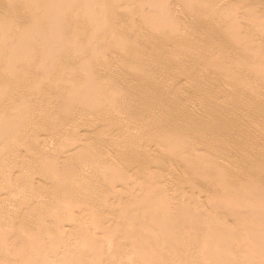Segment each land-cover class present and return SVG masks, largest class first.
<instances>
[{"label": "rangeland", "instance_id": "obj_1", "mask_svg": "<svg viewBox=\"0 0 264 264\" xmlns=\"http://www.w3.org/2000/svg\"><path fill=\"white\" fill-rule=\"evenodd\" d=\"M2 1V4H3V2L5 1V3H7L8 1H10V0H1ZM0 1V2H1ZM24 1V0H23ZM65 1H66V3H65ZM71 0H28V1H24V2H26V4H29L28 6H30L29 7V9H28V6L26 5V4H24L22 1L20 2V0H18V2H19V4H21L20 5V7H22V3H23V9L25 8V6H26V11H27V9H28V12H26L25 10V13H24V11H23V9H21L20 7L18 8V9H16L17 7H18V5L19 4H16V3H11V2H13V0L10 2L11 3V6H12V4H14V5H16L17 7L15 8V7H11L10 5H8V4H10L9 2H8V4L7 5H5V3H4V5H2V4H0L1 6H3V7H1L0 6V24H2L1 25V27H0V32L2 33V35L0 36V38H4V37H6V36H10V32H8V34H7V31H6V33H5V36H4V33H3V31L4 30H2L1 28H3V25L4 26H6V27H8V29L9 28H13L14 30H18L19 28H21L22 27V25H19V24H21L22 22L21 21H23V20H25L24 19V15H22L23 13L25 14V16H30V22L28 21L27 22V20L28 19H26L25 20V23H28V26H29V23H31L30 25L31 26H34L35 27V29L33 30L34 31V33H35V35L33 36V41H35L34 42V44H38V42H39V45H45L46 47H44L42 50H41V46H39V45H36L37 47H38V49L39 50H41L40 52H38V54H36V55H40V56H42L41 58H40V56L38 57V60H37V56L35 55V53H36V51H37V47L36 46H32L31 44H30V42L28 43V44H30V46L32 47L31 48V50H30V48L28 47L29 45H27V43L26 42H23L22 40H20V41H22V43H20L21 45L22 44H24V45H22V46H24L23 48H25V47H27V50H25L24 49V51L25 52H23V54L24 53H26V51L28 52V51H30V52H28L29 54L30 53H34V55H32V54H30V57L28 58L27 57V60H29L28 61V65H27V63H24L25 62V59H24V57H21V52L23 51V49H22V46H20V44H17V43H15V45H16V48H13V49H17V46H18V49H17V51L15 50H13L12 48H10V49H12V50H10V49H7L6 51H5V53H12L13 54V52H19L21 49V52H20V57L18 56V53H14L15 55H17L19 58H20V62H21V58H23V61H22V63L24 64V66L20 63V62H17L15 59V55L13 56L12 54V56H11V58L10 59H13V58H15L14 60L17 62V63H14L13 64V62H15V61H11V60H9V57L7 56V55H9V54H5V55H3L2 54V52H0L1 54V56L3 57V59H2V57L0 56V65L2 66V68L4 67L5 69H6V74H5V72L3 71V73H1L2 71V68L0 67V79L2 78V81H5V79H7V77H11V76H8L7 75V73H9L10 74V72L12 73V71H14V69L12 70V67H14V66H16L15 64H18V63H20L21 65H20V67L17 65V68L19 67V71H20V73H19V75L21 74V75H23L24 73H26L22 68H21V66L24 68L25 66H28L29 68V70H30V72H29V70H28V72L29 73H31L32 74V71L33 70H31L32 68L34 69V67L36 66H39L40 68L42 67H46L47 69H48V72H47V74L48 75H46V76H48L49 77V75H51L52 74V76H53V74H54V76L55 75H57L58 73V71H57V68H58V70H60L61 71V73H60V71H59V73L61 74V76H65V74H68V73H66V72H69V74L67 75V76H65V77H61L60 76V74H58L59 76L58 77H61V79L62 80H64V79H66V80H69V81H71V79H73V77H71V72H73V73H77V75L76 74H73L75 77H74V80H76L74 83H76L77 82V80H78V82L80 81H82L81 80V78H83V77H81V76H85V74H86V77L88 76V73L89 72H93L92 73V75H90L91 76V79H89L90 77H87L88 79H89V82H88V79H86V81H84L83 82V84H81L79 87H77V89H79V91H74V93H75V95H76V98L78 97V96H80L79 97V99L77 100L76 98H75V95H73V98L74 99H76L75 101H77V102H79V100H81V98H82V100L83 101H80L79 103H80V105L76 102V104L77 105H79L78 107H77V105L75 104V102L74 103H72V94L73 93H71L70 94V96L68 95V97H71V99H70V101L69 100H66V101H69L71 104H75V106H71L70 105V103H69V106L66 104V102H65V104L69 107V109L71 108V109H73V107H75L74 109H76L77 108V110H73L74 112L76 111V114H78L79 115V113H77V111L79 112V107H81V106H85L86 104H88V105H90L91 104V106H88L87 105V107H86V111H88L87 112V115H88V113L90 114V111H89V108L91 109V111H92V109H93V107L92 106H94L95 107V109H96V107H102V108H100V109H98V112H99V110H100V112H101V114L102 115H99L100 114V112L98 113V115L100 116V118H98L97 119V116L94 114V112L93 111H95V110H93L92 111V113L96 116V118L95 117H92L91 118V115L93 116V114H91V115H89L90 117H87L85 114H86V112L85 113H83L82 115L84 116H77V115H74V116H77L76 118L77 119H74L73 121H74V123H70V122H72V120L71 119H73V118H75L74 116L72 117L71 116V119H69V118H67V117H70V114L73 112V111H71V109L70 110H67L68 109V107L66 106V108L65 107H63L62 105L61 106H59L60 104H64V102H63V100H62V103H61V101H60V99L59 98H63V96H62V91H63V88H62V85L64 86V88H65V86H66V88H67V86L69 87H71V85H72V83H73V81H71V82H65V83H63L64 81H66V80H64L63 82H60L61 84H59V85H61L60 86V88H61V90L59 91V93H58V91H57V93L58 94H56V92H54V88H56L57 87V85H55L54 84V82H56L55 80H57V77L55 76V78H54V76H53V78H51V79H54V80H51V82L53 81V84L51 83V82H49V83H51V85H52V87L54 86V88H53V90H51L50 91V96H51V93L53 92L54 94L51 96V97H55L54 99H52L51 100V97L49 98V102L48 101H46L47 100V98L49 97L48 95V92H47V89L49 90L50 88H48V84H47V82H46V77H41V79H44L45 80V82H46V84L47 85H45V82H44V80H41V81H43L42 83L45 85V86H47V88L46 87H44V89L46 90V92H47V96L48 97H46V93L44 94V93H42L43 91H42V89H43V86L40 88V86H39V88H40V90L42 91L41 93L42 94H44V96L46 97V98H42V97H40V95H38V97H36V99H38V103H39V101L41 100V98L43 99L42 101H40V102H42V104L41 103H39L40 104V106H39V104L37 103V101H36V103H32L31 101L32 100H36L35 98L34 99H32V97L33 96H35V95H33L32 96V94H34V92H35V90L34 89H36V86H38V80H37V83H35L36 84V86L34 87V89H32L31 88V86L30 85H27L29 82H30V80H32L31 82H30V84L31 85H33V82L39 77V79H40V76L42 75V72L44 71L42 68V72H41V70H39L40 72H41V74L38 72V71H36V73L35 74H37V72L39 73V74H37L38 76H37V78H35L36 77V75H35V77L33 78V79H30L29 81L27 80L26 82H28L27 84H25V86H23L22 87V85H24V84H18L19 83V81L18 80H20V79H18V76H17V78H16V80H14V82L15 81H18V83H16V84H18L19 86L21 85V90H22V97H24L25 95L24 94H26L23 90H25V89H27L28 91H30V89H28V88H31V90H33V92L31 93V92H27V94H29V95H31V96H29V99H28V102L30 101V99H31V101H30V104L32 103V105H30V106H28L29 107V110L27 109V107H26V111H30L31 109L33 110H31L29 113H31L32 112V114L34 115V117H35V119H39L37 116H39L38 114H39V112H41V106H42V108H44V113H43V111H42V114H44L43 115V117L40 119V120H38L37 122L35 121V119H34V121H33V116L31 117L30 115H28V112L27 113H25V110L23 111L22 110V112H21V108L20 107H17L18 108V111H17V109L15 110V109H12L14 106H15V104H14V102L13 101H15V102H17V101H20V100H18V96H16V95H13V94H16V93H13L12 91H16L17 92V88L19 87H16V88H12L11 86H6V91H7V94L6 95H8V92H10V94H9V96L8 97H10V96H12V97H10V98H14L15 97V100L14 99H12L10 102V104H9V102L7 103V106L8 105H10V106H12L13 104H14V106L12 107V108H10L9 106H8V109H9V111H10V109H12L13 111H17V112H19L18 113V115L17 114H15L17 117H18V119L17 118H13V120L14 119H17L16 120V122H17V124L19 125V123H22L21 122V117H24V119H22L23 120V125L25 126V128H26V130L27 129H29V128H32V133H33V131H34V133H33V135H32V133H31V131L30 132H28V131H26V133H27V141H29V142H26V139L24 138V135H26V133H25V130H23L24 131V133L25 134H23V138H24V140L25 141H23V139L21 140H19V138L20 137H22L21 135V133H19V134H17V132L19 131V132H21L20 130H19V128H17L16 126H17V124H15L14 123V121L13 120H11L10 122H12V124L14 125V126H11L10 124H8L9 123V120H8V122H7V124L5 123V125H4V122H3V119H0V121H1V123H0V130L1 131H4L3 133H0V135L2 134H8L9 133V135H3V136H7L8 138L10 137V139H12V137L13 136H15L14 138H15V141L13 142V140H10V139H8V140H4V139H2V138H5V139H7L6 137H3L2 135V138H1V136H0V138H1V141H0V156L2 155V157H3V162H5V163H0V166H2L1 164H4L3 165V168L2 167H0V168H2V169H4L5 167V170L7 169L8 170V172H11V171H13V180H8V179H10V178H12L11 176V173H7L6 171H4V172H6L5 174L4 173H2L3 171L2 170H0V171H2V172H0V173H2V175L4 174V176L6 177H8V174H10L9 176H10V178L8 177V179L6 180V178L4 177H2L3 178V180L5 181H3L2 179H1V175H0V179L2 180V182H1V180H0V186L3 188V190H2V188L0 187V191H2V194H4V193H7L6 195L4 194L3 196H2V194H0V202H1V205H2V207L0 206V212H1V214L2 213H4L5 211H6V209L7 208H9L10 207V209H12V210H16V208H17V211L15 212V210L14 211H12V210H10V209H7V210H10V213H11V211H12V213L13 212H15V213H19V211L20 210H18V208L19 209H21V214L19 213V215L21 216L22 215V213L24 212L25 214H26V212L25 211H32L33 212V214H35L34 216L32 215V212H31V217L30 218H32V217H34L35 219H36V216H37V219L36 220H38V215L37 214H39V215H41V217H43L44 218V221H46V222H43V224L44 225H46L45 223H47V226L49 227L50 226V228L49 229H51V232L53 231V230H56V229H58V228H56V229H52V227H54V220H55V215H54V217H53V212H51V208H49V206H50V204H52V203H50V202H52V200H55L54 198H59V197H61V192H59L58 190V188H59V186L57 185L56 186V183L55 182H52V181H55V180H53L52 178H51V176H56V177H58L59 175L58 174H61V175H64L65 174V172H66V169H65V163L63 162V160H66L65 162L66 163H68L69 165L70 164H72V162L74 161V164H75V170L77 171H75L74 172V169H72L71 171L72 172H69L68 171V173H67V175H70V178H69V176H68V178H66L67 176H66V174H65V178H66V180H68L69 179V181H71L70 183H71V186H69L68 185V188L65 190V191H63L64 192V194L65 195H63V196H67L68 194H70V193H67V195H66V192H67V190H69V188L70 187H72L71 188V190L72 189H74V187L75 186H77V187H75V190L76 191H78V194H76L75 193V190H73V194H75V195H77V196H75V195H73L74 196V198L75 199H73V200H71L72 202L74 201V203H79V205L77 206L76 204H75V206H77V209L75 208V211H74V204L73 205H71L72 206V211H73V215L75 216V218H74V220L75 219H78V217H79V220H80V216H82L81 218V220H84V221H79V220H77L78 222L76 223V221H75V223L78 225V224H80V225H78L76 228H78L79 226H81L82 224H84L83 226H81V227H79L78 229L80 230V232H83V234L85 235V233H84V226H85V228L87 229V230H85V232L87 233V231L88 230H90V232L88 231V233H89V235L91 234L92 235V237L91 236H88L87 238H84L83 240L86 242V245H85V248H84V250L82 251V248H81V251H79V247H81L79 244H81V243H79L80 241V238H81V234H78V233H76V231L78 232V230H76L75 228V232H72L71 234L68 232L69 230H71V231H73L74 229L72 228H70V229H68L69 228V226H72V225H75V223L73 224L72 222V225H69V224H71V223H69L68 224V222H66V221H68L67 219L64 221L62 218H59V219H62L64 222H65V225H62V223H63V221H61V220H59V224H60V221L62 222L59 226H60V228L59 229H61V227L62 226H65V227H63V229H64V231H66V230H68V231H66V233L64 234L66 237H64V235H63V229H62V232H61V234H58V235H56V233L53 231L52 233L50 232V231H47V233H45V231L43 230V228L44 229H47L45 226L43 227V228H41V227H39L40 225H42V224H38V223H40V222H42L40 219H42L41 217H40V221L37 223L36 222V224H34L35 222H33V220L32 219H30V222H29V224L31 223L32 224V228H35L36 227V225H39L38 227L40 228L39 230H40V235L38 236V227H36L37 228V230H36V228H35V230L37 231V236L36 237H38V239H36L35 238V241L34 242H32L31 243V250H32V253H33V251L34 250H36L37 252H39V250H40V252L38 253V255H44V254H42L41 252H43V253H45L47 250V248L49 249V247H51L52 245V248L54 247V249L56 248V247H61V249L59 250V254H61V251H63L65 248V245H67V248L69 247L68 246V244L69 245H71L70 246V248H73V249H76V246L78 247L77 249H78V251H74L73 249V251L77 254V252L79 253L78 254V256H77V258L78 257H81V259H82V257H84L85 258V256H86V260H87V264H90V263H92V258L91 257H98V255H97V253L94 255H92V253H89L90 252V250L92 249V248H90V250H89V245H90V242H91V240H93V238H94V236L97 238V239H95V241L97 242L96 244H95V247L97 246V244H99V242L100 241H98V238H100V237H97V236H100V234H102V232H104V234L105 233H107V235H108V238L106 237V238H104V239H102V238H100V240L102 239V240H104V242H103V244H100V245H102L103 247H101V246H99L98 245V247H100V248H98L97 249V247L95 248L94 247V245H93V247L95 248H93L94 249V251L96 250V252H98V251H100V253L98 252V254H100L99 256L100 257H98V259H100V260H98V261H101L102 262V260L101 259H103L104 261H103V263L102 264H104V262L106 263V261L108 260L109 262V264H111L110 262H112L114 259H113V256H117L118 254H120V253H122V251H118V250H125V251H127V252H125V253H123V254H121L122 256L124 255V254H132L131 256H133V258L135 259H132V260H130L132 257H129V260L130 261H128V259L125 257V256H123V260H125V261H127L126 263L128 264V263H130V264H132V263H134L135 262V264H137L136 262H138V264L139 263H141V264H163L162 263V261H164L165 260V258H166V262H165V264H264V240L262 239V243H261V239L259 238V237H261V238H264V236H263V233H264V223H261L260 224V220H264V219H262V217H264L263 215H264V205H263V202H264V199H262V197L264 198V196H263V191H264V177H262V172L260 171L261 169H260V166L263 168L262 169V171L264 170V121H262V120H264V65H263V63H264V0H92V2H86V0H74V4L75 5H73V0L70 2ZM88 1V0H87ZM16 2H17V0H16ZM70 2V3H69ZM66 5V6H65ZM5 6H8V8L6 9V7ZM74 6V7H73ZM5 7V8H4ZM67 7V8H66ZM68 7H69V9H68ZM30 8H31V10H30ZM72 8V9H71ZM9 9H11V10H9ZM22 10L23 12H22V14H21V11L19 12L18 11V17H17V14L15 13L16 11L15 10ZM8 10V11H7ZM29 10H30V15L28 14L29 13ZM67 10V11H66ZM68 10H70L71 12H69V14L67 13L68 12ZM13 13L14 11V13L16 14V17H15V15L13 14V18H16V20H13L14 22H10V20H9V17H11L10 16V14H11V12ZM58 11H60V16H62V15H65V16H63V18H61V17H59L58 16V14H59V12ZM65 11H66V14H68L67 16H66V14H63V13H65ZM9 12H10V14H9ZM62 12V13H61ZM87 12V14L89 13V15H87V14H84V13H86ZM100 12H102L103 13V15H102V13H101V16L99 15L100 14ZM28 15H27V14ZM23 16V18H21L20 19V17L21 16ZM91 15V16H90ZM98 15V16H97ZM189 15V16H188ZM194 15V16H193ZM196 16V17H195ZM98 17V18H97ZM99 17L101 18V17H103L102 19H99ZM194 17V18H193ZM12 18V17H11ZM10 18V19H11ZM189 18V19H188ZM53 20L54 22L53 23H55V24H53V23H49V21L50 20ZM97 19L99 20V22L97 21ZM195 19V20H194ZM200 20V21H198V20ZM211 19V20H210ZM220 19V20H219ZM100 20H102V21H100ZM202 20V21H201ZM12 21V20H11ZM210 21V22H209ZM199 22V23H198ZM202 22V23H201ZM194 23V24H193ZM23 24V23H22ZM51 24V25H50ZM191 24V25H190ZM196 24H198V25H196ZM20 27H19V26ZM27 25V24H26ZM26 25H25V28H26ZM56 26V28L55 27H53V26ZM205 25V26H204ZM208 25V26H207ZM210 25V26H209ZM27 26V28H29ZM49 26H52V27H49ZM58 26V27H57ZM62 26V30L63 29H65V30H61V28L60 27ZM200 26V27H199ZM6 27H4V29L6 28ZM64 27V28H63ZM24 28V27H23ZM27 28H26V32H25V29H24V31H22V29H21V31L22 32H25V33H27L28 32V30H27ZM32 28V27H31ZM30 28V29H31ZM37 28H38V30H37ZM198 28V29H197ZM220 28V29H219ZM225 28H226V32H228L227 34H225L226 32L224 31L225 30ZM7 28L5 29V30H8ZM10 29V30H11ZM30 29H29V32L31 33H33V31H30ZM213 29V31H211ZM223 29V30H222ZM13 30V31H14ZM32 30V29H31ZM202 30V31H201ZM9 31V30H8ZM12 31V32H13ZM18 31H20V29L18 30ZM40 31V32H39ZM232 31V32H231ZM5 32V31H4ZM12 32H11V35H12ZM220 32V33H219ZM223 32H225V33H223ZM14 33H16L15 31H14ZM13 33V35L11 36V38L15 35V37H17L16 35L17 34H14ZM24 33V34H25ZM29 33V34H30ZM61 33V34H60ZM74 33V34H73ZM200 33V34H199ZM217 33V34H216ZM7 34V35H6ZM19 34V33H18ZM23 34V35H24ZM57 34H59V35H57ZM172 34V35H171ZM179 34V35H178ZM183 34V35H182ZM222 34V35H221ZM237 34V35H236ZM33 35V34H32ZM55 35H57V38L59 39V41L62 39L63 41H61V44L62 45H60V44H58V45H60L59 46V49H58V45H56V43L55 42H58V40H57V38H55L56 39V41L53 39L54 37H55ZM60 35H61V39L59 38L60 37ZM72 35H76V39H75V37L74 36H72ZM168 35V36H167ZM178 37H177V36ZM189 35V36H188ZM225 37H224V36ZM235 35V36H234ZM19 36V35H18ZM24 36H26V35H24ZM24 36H22V37H24ZM28 34H27V38H28ZM59 36V37H58ZM191 36V37H190ZM193 36V37H192ZM223 36V37H222ZM14 37V38H15ZM26 37H25V39H26ZM74 37V38H73ZM174 37V38H173ZM185 37V38H184ZM236 37V38H235ZM239 37H241V38H239ZM0 39V41H3L4 40V42H5V38L4 39ZM19 38V37H18ZM20 38H21V34H20ZM29 38H31V40H32V36L30 37L29 36ZM47 40V38H49V39H51L52 38V40H47L48 42H52L53 40L55 41L54 43H55V45H52V44H54V43H51V49L47 46V45H50L49 43H45L46 41L44 40ZM168 38V39H167ZM169 38H170V40H169ZM182 38V39H181ZM187 38V39H186ZM215 38V39H214ZM230 38V39H229ZM9 39V38H8ZM13 39V38H12ZM22 39H24V38H22ZM41 39H43V41H45L44 43L45 44H43V42H40L41 41ZM172 39V40H171ZM218 39V40H217ZM7 40V39H6ZM11 40V39H10ZM13 40H15L16 41V38L15 39H13ZM13 40H11V42H14ZM30 40V39H29ZM160 40H165V41H160ZM183 40V41H182ZM186 40V41H185ZM189 40V41H188ZM194 40V41H193ZM196 40H197V43H196ZM231 40V41H230ZM237 40V41H236ZM9 41V40H8ZM7 41V42H8ZM25 41V40H24ZM26 41H28V39H26ZM32 41V42H33ZM186 43H185V42ZM215 41V42H214ZM235 41V42H234ZM4 42H2V44L4 43ZM5 42V44H6V46H7V44L8 43H11V42ZM31 42V43H32ZM37 42V43H36ZM64 43V45H63V43ZM219 42V43H218ZM227 42H228V44H227ZM18 43H19V41H18ZM42 43V44H41ZM59 43V42H58ZM177 43V44H176ZM181 43V44H180ZM211 43H213L212 45H211ZM215 43L217 44V45H215ZM14 43H12L11 45H13ZM47 44V45H46ZM187 44V45H186ZM190 44H191V46H190ZM232 44V45H231ZM0 45H1V42H0ZM10 45V44H9ZM8 45V46H9ZM10 45V46H11ZM65 45H67V46H65ZM176 45V46H175ZM189 45V46H188ZM215 45V47H211V46H214ZM227 45V46H226ZM237 45V47H235ZM240 45H241V47H240ZM2 47L4 46L5 47V45L3 44V45H1ZM0 46V48L2 49V47ZM7 46V47H8ZM42 46V47H43ZM53 46V47H52ZM62 46H63V48H64V46H65V49H71L72 48V51H70V52H72V54H71V56L72 57H74L73 55H75V57L74 58H76L77 59V56H79V55H77L76 56V54H73V52H76L75 50H74V48L76 49H78V50H80V49H82V51L84 50L85 52H84V54H85V56L83 57L82 56V54L80 55V56H82V60H84L86 63V65H88V68H86L85 70H84V68L85 67H87L86 65H85V67L83 68V70L85 71V73H84V75H80V74H82L84 71H81L82 69L79 67V66H81L82 64L79 62V65L77 64L78 63V61H74L72 58H70L71 56H70V54L68 55L67 53H69V51H64V49L62 48ZM72 46V47H71ZM168 46V47H167ZM187 46V47H186ZM228 46H229V48H228ZM3 47V48H4ZM13 47H15L14 45H13ZM35 47V48H34ZM56 48V49H58L59 50V52H58V50H55V52H58V53H61V51H64V53H66V54H56L55 52H53L54 51V49L53 48ZM68 47H70V48H68ZM74 47V48H73ZM228 48V49H226V48ZM234 47V48H233ZM242 47H243V49H242ZM6 48V47H5ZM5 48H4V50H5ZM21 48V49H20ZM28 48H29V50H28ZM34 48V49H33ZM60 48H62V49H60ZM199 48V49H198ZM213 48V49H212ZM241 48V49H240ZM246 48L248 49V50H246ZM20 49V50H19ZM35 49H36V51H35ZM161 49V50H160ZM176 49V50H175ZM196 49H198V50H196ZM211 49V50H210ZM231 49V50H230ZM238 49H240V50H238ZM3 50V49H2ZM1 50V51H2ZM8 50H10L9 52H8ZM61 50V51H60ZM74 50V51H73ZM227 50V51H226ZM81 51V50H80ZM169 51V52H168ZM173 51V52H172ZM196 51H197V53H196ZM205 51V52H204ZM209 51V52H208ZM223 51H226V52H223ZM233 51H234V53H233ZM236 51V52H235ZM78 52V51H77ZM185 52V54H183ZM240 52V55H237L238 53ZM243 52L245 53V54H243ZM55 53V54H54ZM63 53V52H62ZM83 53V52H82ZM203 53V54H202ZM206 53V54H205ZM222 53V54H221ZM230 53V54H229ZM247 53H248V55H247ZM250 53V54H249ZM252 53L254 54V55H252ZM22 54V55H23ZM27 54V53H26ZM78 54H79V52H78ZM167 54V55H166ZM234 54V55H233ZM59 55H61V58L59 57ZM62 55H65L66 56V58L68 59V56H70L69 57V61H70V59H71V61L70 62H72V60H73V62L72 63H70L69 61H67V60H65L64 58H62ZM202 55H204V56H206V57H203ZM223 55V56H222ZM227 55V56H226ZM237 57H239L240 56V58H237ZM241 55H243L244 57H246V58H244L243 59V57L241 56ZM263 55V56H262ZM4 56H7V58H8V60H5V59H7L6 57H4ZM24 56V55H23ZM33 58H35V61H34V59H32V57ZM235 56V57H234ZM253 56H255V58L257 59L258 57V60H260V62L257 60H254L255 58L253 57ZM257 56V57H256ZM261 56H262V58H261ZM17 57V59H19ZM26 57V56H25ZM222 57V58H221ZM242 57V58H241ZM30 58L32 59V60H30ZM39 58L41 59V60H39ZM84 58V59H83ZM170 58V59H169ZM206 58H207V60H206ZM224 58H226V59H224ZM253 60H252V59ZM65 61H64V60ZM75 59V60H76ZM78 59H80V58H78ZM203 59H205L206 60V62H205V60H203ZM210 61H209V60ZM224 59V60H223ZM240 61H239V60ZM246 59V60H245ZM26 60V61H27ZM81 60V59H80ZM79 60V61H80ZM172 60H173V62H172ZM227 60H229V62L227 61ZM245 60V61H244ZM242 61V62H241ZM243 61L244 62H246V63H243ZM74 62H76V65H74ZM212 62H214V63H212V65H211V63ZM239 62H241V63H239ZM251 62V64H249ZM256 62V63H255ZM259 64H258V63ZM208 65H207V64ZM217 63V64H216ZM57 64H59L58 66H57ZM81 64V65H80ZM210 64V65H209ZM215 64V65H214ZM244 64V65H243ZM254 64H256L257 65V67H256V65L254 66ZM12 65H14V66H12ZM77 65H78V67H77ZM84 65V64H83ZM82 65V66H83ZM173 67H172V66ZM219 65V66H218ZM261 65V68L262 69H260L259 68V66ZM263 65V66H262ZM12 66V67H11ZM55 66H57L56 68H55ZM61 66V67H60ZM170 66V67H169ZM209 66V67H208ZM213 67V68H217V70L216 69H213V68H211V67ZM252 66V67H251ZM39 67H37V68H39ZM59 67L61 68V69H59ZM185 67V68H184ZM224 67V68H223ZM247 67V68H246ZM3 68V69H4ZM15 68V67H14ZM16 68V69H17ZM20 68L23 70V74L21 73V70H20ZM37 68H35L36 70H37ZM45 68V71H47V69ZM53 68H54V70L56 71V72H54L53 71ZM62 68H63V71L64 70H66V72H64V75H62ZM78 68H80V69H78ZM209 68V69H208ZM220 70H219V69ZM230 68H232V70L234 71H232V70H230ZM234 68H235V70H234ZM4 69V70H5ZM185 69V70H184ZM191 69V70H190ZM226 69V70H225ZM228 69V70H227ZM8 70H10V72H8ZM15 71V72H13V73H15V74H17L19 71ZM26 70H27V68H26ZM79 70L81 71V73H79V75H78V72H79ZM204 70V71H203ZM219 70V71H218ZM224 70V71H223ZM45 71H44V73H45ZM221 71H223V72H225V73H223V72H221ZM227 71V72H226ZM255 71V72H254ZM17 72V73H16ZM34 72H35V70H34ZM34 72H33V74L32 75H34ZM88 72V73H87ZM104 72H106V74L104 73ZM117 72V73H116ZM126 72V73H125ZM137 74H136V73ZM186 72H187V74H186ZM190 72V73H189ZM241 72H243V73H241ZM249 72V74H247ZM255 73V74H253V73ZM256 72H258V73H256ZM12 73V75H14V77H16L15 76V74H13ZM51 73V74H50ZM100 73V74H99ZM108 73H110L108 76H106ZM114 75H113V74ZM122 73H124V74H122ZM128 73V74H127ZM179 73V74H178ZM188 73L191 75V76H193V75H196V76H193L194 78H192L191 76L189 77V76H187L188 75ZM191 73H194V74H191ZM219 73V74H218ZM228 73V74H227ZM239 73V76H241L242 74V76L239 78V76L237 75ZM7 75V77L5 76V75ZM99 74V75H98ZM104 74H105V76H104ZM142 74V86H141V83H139V81L141 82V80H139V81H136V77L138 76L139 78H141V75ZM221 74V75H220ZM225 74V75H224ZM227 74V75H226ZM241 74V75H240ZM246 74V75H245ZM253 74V75H252ZM11 75V74H10ZM19 76V77H21V81L22 82H25L24 81V77H26L25 76V74H24V77L23 76ZM27 75H30V74H27ZM32 75H30V76H32ZM44 76H45V74H43ZM102 75V76H101ZM122 75V77H120ZM132 75V76H131ZM218 75H220V76H218ZM231 75V76H230ZM233 75H235V76H233ZM257 75V77H255ZM263 77H262V76ZM76 76H79L80 78L78 79V77L76 78ZM100 76H101V79H100V81H101V83H103V84H105V85H103V84H101L99 81V87H95L96 85H98V84H96V83H98V82H96L97 80H99V78H100ZM109 76H110V78H109ZM127 76H128V78H127ZM228 76V77H227ZM238 76V77H237ZM248 76V77H247ZM249 76H251V77H249ZM255 77V78H253V77ZM5 77V78H4ZM13 77V78H14ZM23 77V78H22ZM33 77V76H32ZM32 77H29V78H32ZM48 77H47V80H48ZM71 77V78H70ZM145 77V78H144ZM166 77V78H165ZM189 77V78H188ZM224 77V78H223ZM227 77V78H226ZM230 77H232V78H230ZM235 77H237V78H235ZM244 77H246V78H244ZM261 77V78H260ZM3 78H4V80H3ZM26 78H28V76L26 77ZM28 78V79H29ZM85 78V77H84ZM94 78V79H93ZM98 78V79H97ZM109 80H108V79ZM113 78H115V79H113ZM129 78H131V79H129ZM138 78V79H139ZM187 78H188V80H187ZM190 78H192V79H190ZM198 78V79H197ZM218 78H220V79H218ZM222 78V79H221ZM250 78V79H249ZM254 79V81H256V80H259V81H256V82H254V81H252V79ZM257 78V79H256ZM263 78V79H262ZM15 79V78H14ZM18 79V80H17ZM23 79V80H22ZM59 79V78H58ZM92 79H93V81L94 82H92ZM190 79V80H189ZM194 79H196V81L194 80ZM224 79V80H223ZM227 79V80H226ZM234 79V80H233ZM242 79H245V82H244V80H242ZM249 79V80H248ZM260 79H262V80H260ZM8 80H12V77H11V79H8ZM7 80V81H8ZM34 80V81H33ZM50 80H48V81H50ZM117 80H118V84H117ZM122 80V81H121ZM135 80V81H134ZM200 80V81H199ZM216 80V81H215ZM236 80V81H235ZM239 80V81H238ZM243 82H242V81ZM247 80L250 82H247ZM13 81V80H12ZM10 82L9 84H11V83H13V82ZM20 81V83H22ZM40 81V82H41ZM114 81V82H113ZM126 81V82H125ZM192 81V82H191ZM199 81V82H198ZM220 83H219V82ZM222 81V82H221ZM262 81H263V83H262ZM36 82V81H35ZM77 82V83H78ZM91 82V83H90ZM96 82V83H95ZM109 82H111V83H109ZM124 82V83H123ZM133 82V83H132ZM137 82V83H136ZM228 84H226V83ZM234 82V83H233ZM236 82V83H235ZM8 83V82H7ZM42 83H39V84H42ZM58 83V82H57ZM56 83V84H57ZM76 83V84H77ZM92 83H94V84H92ZM109 83V84H108ZM197 83H199V84H197ZM206 83V84H205ZM211 83V84H210ZM216 83V84H215ZM222 83V84H221ZM239 83V84H238ZM244 83H246V84H244ZM254 83V84H253ZM259 83V84H258ZM262 83V84H261ZM4 84V82H2V85ZM9 84H6V82H5V85H9ZM15 83H13L12 84V86L13 87H15V86H17ZM34 84V85H35ZM76 84H73L72 86L74 87ZM90 85V87H88L87 85ZM115 84H116V86H115ZM124 84V85H123ZM135 84L137 85V84H140V85H138V88L139 89H136L137 88V86L135 87ZM159 84V85H158ZM193 84H195V85H193ZM215 84V85H214ZM225 84V85H224ZM241 84V85H240ZM258 84V85H257ZM4 85V86H5ZM50 85V86H51ZM77 85H79V84H77ZM76 85V86H77ZM84 85H86L87 87L86 88H84V90L86 91L85 92V95H88L89 96V94L91 95V97H92V94L91 93H89V91H91L92 92V90L94 89V92H93V97L92 98H96V100H94L93 102H94V104L92 105V103H90L93 99H91V97H90V99H88L87 97L88 96H85V95H83L82 94V91H84L83 90V87H84ZM93 85H95V86H93ZM129 85L131 86V88L129 87ZM134 85V86H133ZM148 85V86H147ZM221 85V86H220ZM251 85H253L252 87H251ZM1 86V85H0ZM27 86H29L28 88H25V87H27ZM49 86V87H50ZM56 86V87H55ZM93 86V87H92ZM106 86L107 87V89L106 88H104V87ZM115 86V87H114ZM162 86V87H161ZM209 86V87H208ZM225 86V87H224ZM229 86V87H228ZM233 86V87H232ZM235 86H236V88H235ZM238 86V87H237ZM244 86V87H243ZM52 87H51V89H52ZM111 89V90H109V92L110 91H112V96L111 97H115L113 100H112V98H109V93H108V89L109 88ZM120 87V88H119ZM128 87V88H127ZM147 87V88H146ZM196 87V88H195ZM198 87H199V89H198ZM201 87V88H200ZM243 87V88H242ZM246 87V88H245ZM250 87V88H249ZM2 88V90H3V87H1ZM65 88V89H66ZM82 88V89H81ZM98 88H101V89H99L100 91L104 88V90L105 91H107V93L104 91V90H102L103 92H100L99 90L98 91H96V89H98ZM130 88V89H129ZM144 90H143V89ZM149 88V89H148ZM165 88V89H164ZM238 88V89H237ZM240 88V89H239ZM245 88V89H244ZM255 88V89H254ZM5 89V88H4ZM16 89V90H15ZM58 89H59V86H58ZM64 89V90H65ZM91 89V90H90ZM140 89H141V91H140ZM153 91H152V90ZM155 89V90H154ZM163 89V90H162ZM237 90V91H235V90ZM252 89V90H251ZM263 89V90H262ZM2 90L0 91V93L2 92ZM67 90H69V89H66L65 91H64V93H63V95H64V99H65V97H67L65 94V92H68ZM75 90V89H74ZM135 90H137V92H135V94H138V92L139 93H141L142 92V90L143 91H148V92H146L147 93V95H145L146 93L145 92H143V93H141V95L140 94H138V96H141L140 98H139V100L140 99H143V100H140V101H142V103L141 104H143V105H140V103H139V105L137 106L136 104L139 102V101H136V100H138L137 99V95H134V91ZM162 90V91H161ZM206 90V91H205ZM211 90V91H210ZM221 90V91H220ZM233 90V91H232ZM251 92H250V91ZM256 92V94H254L255 92ZM4 91V90H3ZM19 92L18 93H20V90H18ZM38 90L36 89V92H37ZM70 92H72V90H71V88H70V90H69ZM88 91V92H87ZM126 91V92H125ZM155 91V92H154ZM202 91V92H201ZM227 91V92H226ZM230 91V92H229ZM235 91V92H234ZM23 92H24V94H23ZM36 92H35V94H36ZM61 92V93H60ZM79 92V93H78ZM95 92H97L96 94H95ZM105 92V93H104ZM117 93V94H115V93ZM129 94H128V93ZM132 92H133V94H132ZM152 92H154V94L152 93ZM157 92V93H156ZM167 92V93H166ZM208 92V93H207ZM221 92V93H220ZM233 92V93H232ZM238 92V93H237ZM241 92V93H240ZM11 93H12V95H11ZM39 92H37V94H38ZM69 93V92H68ZM88 93V94H87ZM100 95H99V94ZM104 93V95H102ZM150 93H151V95H150ZM226 93V94H225ZM37 94H36V96H37ZM40 94V93H39ZM77 94H78V96H77ZM113 94H115V96L113 95ZM126 94H127V96H126ZM145 95V97H144V95ZM222 94V95H221ZM225 94V95H224ZM235 94H236V96H235ZM244 94V95H243ZM17 95H19V94H17ZM24 95V96H23ZM59 97H58V96ZM60 95H61V97H60ZM85 96L86 98H83V96ZM119 95H120V97H119ZM131 95V96H130ZM224 95V96H223ZM255 95V96H254ZM2 96V95H1ZM0 96V98H3V96H4V94H3V96L1 97ZM43 96V95H42ZM98 98H97V97ZM104 96H105V98H106V96H108V98L107 99H105L104 98ZM117 96V97H116ZM151 98H150V97ZM158 98H157V97ZM229 96V97H228ZM232 96H234V97H232ZM240 96V97H239ZM241 96H244V97H241ZM5 98H7V96H4ZM67 97V98H68ZM129 97H130V99H129ZM133 97H135L136 98V100H135V102L133 103L132 101H134V99H132ZM167 97V98H166ZM218 97V99H216ZM226 97V98H225ZM236 97V98H235ZM246 97V98H245ZM253 97V98H252ZM255 97H257V98H255ZM260 99H259V98ZM262 97V98H261ZM10 98H9V100H10ZM19 98H21L20 96H19ZM26 98V97H25ZM28 98V97H27ZM27 98L25 99V100H27ZM120 98H121V100H120ZM126 98V99H125ZM128 98V99H127ZM164 98V99H163ZM166 98V99H165ZM175 98V99H174ZM225 98V99H224ZM233 98V99H232ZM249 98V99H248ZM250 98H252V99H250ZM46 99V100H45ZM86 99V100H85ZM88 99V100H87ZM105 99V100H104ZM119 99V100H118ZM123 99H125V100H127V102L125 101V100H123ZM145 99V100H144ZM242 99V100H241ZM247 99V100H246ZM258 99H259V102H257L258 101ZM2 100V102H5L6 103V101L4 100V99H1ZM0 100V101H1ZM59 100L60 101V103H59V101L57 102V101ZM91 100V101H90ZM100 100V101H99ZM101 100H102V102H101ZM104 100V101H103ZM107 100V102H105ZM109 100H110V102H109ZM115 100H117L116 102H115ZM146 100H148V101H146ZM165 100V101H164ZM166 100H167V102H166ZM169 100H171L172 102H173V104H172V102L171 101H169ZM211 100V101H210ZM219 100V101H218ZM227 100V101H226ZM233 100H235V101H233ZM239 100V101H238ZM251 100H252V102H251ZM262 100V101H261ZM7 101H8V98H7ZM24 101V100H23ZM22 101V102H23ZM51 101H56L57 102V106L60 108V107H63V108H65L67 111H68V113L67 114H69V111H71V113L69 114V116H67L65 113V116H67V117H64L62 114H63V112H60V111H62V109L59 111V113H60V115H59V113H57V112H55L54 110H52V109H55L57 106H54V108H53V103H51ZM85 101V102H84ZM90 101V102H89ZM95 101H96V103H98L99 105H97V106H95ZM100 103H99V102ZM113 101V102H112ZM128 101H130V102H128ZM147 103H146V102ZM223 101V102H222ZM229 101V102H228ZM245 101V102H244ZM254 101V102H253ZM27 102V101H26ZM45 102V104H43ZM46 102H48V104L49 105H51L52 107H48L49 105L47 104V108H49V109H51V110H48V109H46ZM83 102H84V104H83ZM118 102V103H117ZM144 102V103H143ZM163 102H165L166 103V105H167V103H169V105L168 106H166ZM171 102V103H170ZM176 102V103H175ZM219 102V103H218ZM222 102V103H221ZM233 102V103H232ZM241 102H243V103H241ZM258 104H257V103ZM24 103V102H23ZM68 103V102H67ZM104 103V104H103ZM113 103V104H112ZM125 103V104H124ZM127 103V104H126ZM210 103V104H209ZM214 103V104H213ZM217 103V104H216ZM220 103H221V105H220ZM236 103V104H235ZM2 104V103H1ZM17 104V103H16ZM59 104V105H58ZM81 104H83V105H81ZM101 104V105H100ZM128 104H131L130 106L128 105ZM134 104L136 105V106H134ZM146 104V105H145ZM161 104V105H160ZM172 104V105H171ZM222 104H224V105H222ZM231 104V105H230ZM233 104V105H232ZM238 104V105H237ZM239 104H241V105H239ZM248 104V105H247ZM3 105H5V107H6V109H7V106H6V104H2V106ZM19 104H17V106H18ZM44 105V106H43ZM166 106V108L165 109H169L168 111H166V110H164V108H163V106ZM175 106V108H174V106ZM256 105V106H255ZM261 105V106H260ZM19 106H21V107H23V105H22V103H20V105ZM25 106H26V103H25ZM24 106V107H25ZM65 106V105H64ZM71 106V107H70ZM129 106V107H128ZM131 106H132V108H131ZM164 106V107H165ZM173 106V107H172ZM233 106H234V108H233ZM57 107V108H58ZM85 107H84V110H85ZM139 107V108H138ZM162 107V108H161ZM169 107V108H168ZM176 107L178 108V110H176ZM212 107V108H211ZM221 107V108H220ZM235 107H237L236 108V110H234L235 109ZM240 107V108H239ZM244 109H243V108ZM245 107L247 108V109H245ZM3 108H4V106L1 108L0 107V109L1 110H3ZM15 108V107H14ZM58 108V109H59ZM79 108V109H78ZM139 110H138V109ZM172 108H174L173 110H172V112L174 113L175 112V114L176 115H174L172 112H170V110ZM210 108V109H209ZM214 108H216L215 109V111H217V112H215V113H213L212 114V112H214ZM223 108V109H222ZM229 108H231V109H229ZM242 108V109H241ZM258 108H259V110H258ZM7 109V110H8ZM25 109V108H24ZM45 109H46V111H45ZM64 109V110H65ZM159 109V110H158ZM180 109V110H179ZM210 111V113L208 112V110ZM213 109V110H212ZM0 110V111H1ZM5 110V109H4ZM7 110H5V112H8ZM65 110V111H66ZM82 110H83V108H82ZM81 110V111H82ZM83 110V111H84ZM108 110V111H107ZM128 110V111H127ZM136 110L138 111V114L136 113ZM183 112H182V111ZM240 110V111H239ZM241 110H243L244 111V113H243V111H241ZM248 110V111H247ZM49 111H53V113H51V112H48ZM58 111V110H57ZM64 111V112H65ZM66 111V112H67ZM81 111H80V115H81ZM96 111H97V109H96ZM109 111L111 112V113H109ZM141 111H142V114H140L141 113ZM178 111L180 112V114L178 113ZM187 111V112H186ZM203 111H204V113H203ZM212 111V112H211ZM221 111V112H220ZM228 111H229V113H228ZM240 113H239V112ZM251 113H250V112ZM255 111V112H254ZM36 112H38V113H35ZM56 114H55V113ZM73 112V113H74ZM121 112V113H120ZM123 112V113H122ZM140 112V113H139ZM152 112V113H151ZM165 112V113H164ZM219 112V113H218ZM0 113H2V111L0 112ZM22 113V114H21ZM96 113V112H95ZM106 113V114H105ZM116 113V114H115ZM135 113V114H134ZM147 113V114H146ZM170 113H172V115L174 116V117H176V119L177 120H175V118H173V116H172V120H173V122H179V121H181V123L180 124H182V127H180L181 125L177 122V124H179V126L177 125V124H175V123H173V124H175V125H173L172 124V126H176L174 129H172V126H169V125H171V123H170V121H172L171 120V118H170ZM183 113H185V114H183ZM224 113V114H223ZM227 113V114H226ZM236 113V114H235ZM243 113V114H242ZM2 114H4V113H2ZM8 115V113H5V115ZM9 114L10 115H12V114H14V113H10L9 112ZM22 116H21V115ZM41 114V115H42ZM51 114H55V115H57L58 117H60L61 115L66 119V122L65 123H63L64 122V118H62V121L60 120L61 118H58V117H54V116H52V117H54V118H52V117H50V115ZM136 114L138 115V116H136ZM169 114V115H168ZM177 114H178V118H177ZM183 114V115H182ZM187 114V115H186ZM190 114H192V116L190 115ZM207 114V115H206ZM211 114V115H210ZM214 114H216V115H214ZM218 114H220V117H219V115ZM1 115V114H0ZM2 116L1 118H5V120H7V116ZM10 115H9V118H10ZM26 115H28L29 117H31L32 118V123H30L31 121L29 120V118L26 116ZM35 115H37V116H35ZM46 115V116H45ZM111 115V119L114 117V122H113V124H109V122H111V120L109 119V118H107V117H109ZM136 116V118L138 117H140V116H142V118L140 117V119H138L137 118V120H136V118H135V116ZM140 115V116H139ZM149 115V116H148ZM154 115V116H153ZM164 115V116H163ZM189 116V119H188V117H186V116ZM199 115H201V117L199 116ZM48 116V117H47ZM105 116V117H104ZM116 116V117H115ZM119 116V117H118ZM130 116V117H129ZM163 116V117H162ZM180 116V117H179ZM184 116V117H183ZM196 116V117H195ZM203 116V117H202ZM217 117L218 116V118H217V120H215L216 118H214V117ZM241 116V117H240ZM245 116V117H244ZM247 116V117H246ZM254 116H256V117H254ZM7 117V118H6ZM11 117H13V116H11ZM26 117L28 118V120H26ZM40 117V116H39ZM82 117V118H81ZM86 117V120L85 119H83V118H85ZM102 117H103V120H105L104 122H103V120H102ZM165 117V118H164ZM181 117H182V119H186L185 121L183 120V122H182V119H181ZM211 117H213L214 118V120L216 121V123H215V121L213 120V118H211ZM80 119V121H82L81 119H83V121L85 122H83V123H81L82 124V126H84V128L85 127H88L92 122H93V124H91V127H92V131L90 130H88L87 131V129L88 128H90L91 129V127H88V128H86V130L80 125V126H78V124L80 123V122H77L76 123V121L78 120L79 121V119ZM89 118V119H88ZM91 118V119H90ZM95 118V121L94 120H92V119H94ZM104 118H107V120L106 119H104ZM116 118V119H115ZM145 118H146V120H145ZM220 118V119H219ZM230 118V119H229ZM235 118V119H234ZM257 118V119H256ZM12 119V118H11ZM69 119V125L67 124L68 122H67V120ZM91 122H87V124H89V125H87L86 124V121H88V120ZM144 119V120H143ZM178 119H180V120H178ZM188 119V120H187ZM191 119V120H190ZM226 119V120H225ZM239 119V120H238ZM248 119V120H247ZM253 119V120H252ZM4 120V121H5ZM71 120V121H70ZM98 120V122H100L98 125L101 127H104L102 130H104L105 129V127H108V128H106L107 130H104V131H106V132H103V134H102V132H101V134L102 135H107L106 137L104 136H102V135H100V130L101 129H99V131L97 130V124L95 125V123H98V122H96ZM108 120H110V121H108ZM142 121L141 123H142V125H140V121ZM152 120H153V123H152ZM193 120H195V121H193ZM204 120V121H203ZM229 120V121H228ZM234 120V121H233ZM251 120V121H250ZM41 122V123H44V125H40V123H39V125H38V127L39 126H43V127H45L46 125H45V123H47L48 125L46 126V128H44L43 130L41 129V127H40V129H38V130H36L37 129V127H35V126H37V124H38V122ZM106 121H107V123H106ZM131 121V122H130ZM161 121V122H160ZM168 121H169V123H168ZM201 121V122H200ZM210 121V122H209ZM223 121V122H222ZM225 121V122H224ZM227 121V122H226ZM243 121V122H242ZM260 121H262V122H260ZM27 123V124H25V123ZM35 122H36V124H35ZM139 122V123H138ZM159 125H157L156 123ZM167 122V123H166ZM187 122L189 123V125L187 126ZM218 122V123H217ZM233 122V123H232ZM245 122V123H244ZM259 124H258V123ZM3 123V124H2ZM28 123L29 124H31V127L28 125ZM101 123H102V125H101ZM117 123V124H116ZM148 123H149V125H148ZM164 123V124H163ZM186 123V124H185ZM190 123H191V125H190ZM195 124V125H197L196 127L193 125V124ZM208 123V124H207ZM218 124V126H219V128H221V129H219V130H216L215 128H217L218 126L217 125H215V124ZM231 123V124H230ZM240 123H242V124H240ZM22 124H20L19 125V127H21L22 126ZM33 124H34V126H33ZM63 124H67L66 126H65V130H64V132H63V129L61 130L60 128H62V127H64V126H62ZM72 124V125H71ZM76 126H75V125ZM107 125V126H104V125ZM110 125V127H109V125ZM116 125L115 127H113V125ZM119 124V125H118ZM151 124H153V125H151ZM162 124V125H161ZM224 124H225V126H224ZM240 124V126H238ZM85 125H87V126H85ZM118 125V126H117ZM140 125V126H139ZM161 125V126H160ZM183 125H186V126H184V130L183 131H181V129L183 128ZM193 125V126H192ZM201 127V128H199V126ZM220 125H222V127H220ZM2 126L4 127V128H2ZM24 126H23V128H24ZM29 128H28V127ZM62 126V127H61ZM71 126H72V128H71ZM75 126V127H74ZM77 126H78V128L79 127H81L80 129H78L77 130ZM95 126H96V129H94L95 128ZM98 126V127H99ZM194 128V130H195V132H191V131H193V128ZM210 126V127H209ZM214 127L215 126V128H211V127ZM224 126V127H223ZM227 126V127H226ZM236 128H235V127ZM258 126H260V127H258ZM33 127H35V128H33ZM42 127V128H43ZM48 127V128H47ZM68 127L69 128H71V129H73V128H76V130L77 131H75L74 129H73V132H74V136L72 135V130H70L69 129V132H70V134H69V132H68V134L67 135H65L67 132H65L66 131V128H67V131H68ZM101 127V128H102ZM118 127H119V129L121 128V131L118 129ZM151 127V128H150ZM169 127V128H168ZM179 127L181 128V129H179ZM192 129L191 131H190V133H189V131H187V129H190V128ZM204 127H207L210 131H211V129H213V131H211V132H209L208 131V129H207V131H206V129H203ZM262 127V128H261ZM15 128V129H14ZM22 128V127H21ZM22 128V129H23ZM24 128V129H25ZM117 128V129H116ZM123 128V129H122ZM177 128V129H176ZM199 128V129H198ZM225 128L231 133L232 131L234 132L235 130L238 132H234V133H236L237 135H235L234 133V136H237V138H238V140H236L235 138H233V135L232 134H230L228 131H226L225 130ZM229 128H231V129H229ZM16 131L17 129H18V131H14V130ZM60 129V130H59ZM84 129V130H83ZM94 129V130H93ZM154 129H155V132H154ZM186 129V130H185ZM214 129L216 130V133H215V131H214ZM233 129H235V130H233ZM243 129V130H242ZM8 130H10L11 131V133L8 131ZM40 130H41V132L42 131H44V133L42 132H40ZM50 131L51 132V134H50V132H46V131ZM98 131L99 132V134H97L96 133V131ZM176 130H178V131H176ZM221 130V131H220ZM223 130V131H222ZM225 130V131H224ZM231 130V131H230ZM0 131V132H1ZM14 131V132H13ZM22 131V132H23ZM35 131H38V134L36 135V136H38L37 138H35V136H34V134H35ZM60 131H62V132H60ZM80 131V132H79ZM109 131V132H108ZM120 131V132H119ZM122 131H124V132H122ZM144 131V132H143ZM150 131H151V133H150ZM170 131V132H169ZM186 131V132H185ZM206 132V133H204V132ZM218 131H220V132H218ZM248 131V132H247ZM256 131H257V133H256ZM39 132H40V135H39ZM53 132V133H52ZM58 132V133H57ZM77 132H79L78 134H75V133H77ZM110 132H114V133H110ZM128 132V133H127ZM173 132V134H171ZM181 134H180V133ZM185 132V133H184ZM200 132V133H199ZM203 132V133H202ZM212 132H214V133H212ZM224 132H226L225 134H224ZM251 134H250V133ZM255 132V133H254ZM14 134L13 136L11 135V134ZM31 135H30V134ZM48 133H49V135H48ZM57 133V134H56ZM88 133V134H87ZM104 133H106V134H104ZM118 133H121V134H118ZM154 133V134H153ZM168 133H170V134H168ZM188 133V134H187ZM197 133H199V135L201 136H204L205 137V139L207 138H209L208 140L206 139V141H208L209 142V140H210V143L209 144H211L212 145V140L214 139V142H213V145L215 146V148L213 147V145H212V147H213V150H211L212 149V147H211V145L209 146L207 143L208 142H206V141H204L205 139H204V137L202 138V136L200 137ZM218 133V134H217ZM259 133V134H258ZM54 134V135H53ZM59 134H61V136L59 135ZM84 134V135H83ZM91 134V135H90ZM95 134H97L98 135V137H97V135H95ZM110 134V135H109ZM118 134V135H117ZM177 134L179 135V137L177 136ZM185 134V135H184ZM191 134V135H190ZM204 134V135H203ZM213 134H215L214 135V137H213V139L211 138L210 139V137H211V135ZM222 134H224L226 137H224V135H222ZM227 134H229L230 135V140H229V136L227 135ZM246 134V135H245ZM258 134V135H257ZM28 135H29V137H28ZM51 135H53V136H51ZM63 135V136H62ZM87 135V136H86ZM129 135V136H128ZM172 135V136H171ZM183 135V136H182ZM190 135V136H189ZM193 135V136H192ZM207 135V136H206ZM210 137H209V136ZM251 135V136H250ZM253 135V136H252ZM260 135V136H259ZM262 135V136H261ZM34 136V137H33ZM55 136V137H54ZM75 136H76V138H75ZM101 136H102V138H101ZM125 136V137H124ZM180 136H182V137H180ZM26 137V136H25ZM34 138V140H33V138ZM72 137V138H71ZM86 137V138H85ZM114 137H116V138H114ZM175 137V138H174ZM176 137H178V138H176ZM183 137H185V138H183ZM199 137H200V139L201 140H203V141H201L200 139H199ZM232 137V138H231ZM247 138V140L246 139H244V138ZM250 137V138H249ZM49 138H51V139H49ZM71 138V139H70ZM91 138V139H90ZM97 138V139H96ZM102 140H101V139ZM111 138V139H110ZM155 138V139H154ZM156 138L159 140L158 142H157V140H156ZM186 138H188V139H186ZM216 138V139H215ZM242 138V139H241ZM258 138V139H257ZM260 138V139H259ZM30 139V140H29ZM32 139V140H31ZM75 139H77L76 140V142H74L75 141ZM84 139V140H83ZM87 139V140H86ZM162 139V140H161ZM166 139V140H165ZM170 139L172 140V141H170ZM180 141H182V142H180ZM184 139H186V141L184 140ZM217 139H218V141H217ZM251 139V140H250ZM2 140H4V142L2 141ZM35 140H36V142H35ZM97 140V141H96ZM101 140V141H100ZM112 140V141H111ZM118 140V141H117ZM164 140V141H163ZM196 140V141H195ZM201 142H200V141ZM245 140V141H244ZM255 140V141H254ZM6 141H9L8 143L6 142ZM23 142L22 144L23 145H21V142ZM33 141H34V143H33ZM110 141V142H109ZM168 141V142H167ZM187 141H189V146H190V149H189V147H188V145H187ZM218 143L217 144V146H216V142ZM228 141V142H227ZM239 141L241 142V141H244V142H242V144H239ZM247 141H249V142H247ZM252 141V142H251ZM260 141V142H259ZM13 142V143H12ZM76 143L75 145H76V147H74V145L72 144V143ZM78 142L81 144H78ZM93 142V143H92ZM97 142V143H96ZM108 142V143H107ZM160 142H161V144H160ZM170 142H173V144L172 143H170ZM177 142V143H176ZM193 142V143H192ZM207 145V146H205L204 145V143ZM221 142V144H219ZM230 142V143H229ZM1 143H3V144H1ZM7 143V145L9 144V146H7L8 148H7V151H8V153H5L4 151H3V147H4V145ZM21 145V148H20V145ZM115 143V144H114ZM124 143V144H123ZM169 143V144H168ZM181 143H183L182 144V146H180L179 144H181ZM184 143L186 144V146L184 145ZM200 143H203V144H200ZM245 143V144H244ZM260 143V144H259ZM14 144V145H13ZM73 146H72V145ZM86 144H87V147H86ZM98 144V145H97ZM123 144V145H122ZM130 145L129 147H134V149L133 148H128V145ZM146 146H145V145ZM159 144V145H158ZM197 144V145H196ZM228 144V145H227ZM238 144L239 145H243V146H241V147H238ZM249 146H247V145ZM250 144V145H249ZM2 145H3V147H2ZM16 145V146H15ZM17 145H19L18 147H17ZM70 145H71V147H70ZM78 145H80V146H78ZM125 145V146H124ZM137 145V146H136ZM172 145V146H171ZM183 145H184V147H183ZM192 145V146H191ZM218 145H219V147H218ZM224 145V146H223ZM230 145V146H229ZM231 145H233V146H231ZM252 145V146H251ZM255 145H256V147H255ZM5 146V147H6ZM65 146H66V148H65ZM67 146L70 148V150H69V148H67ZM81 146H84V147H81ZM100 146V147H99ZM121 146H122V149L124 148V147H126L125 149H126V151L128 152L129 151V149H131L132 150V152L134 151V150H136V153H137V159L135 158V159H133L132 158V156H134V154L136 155V153H132V155H131V153L130 152H128V153H126L125 151H123L122 153H121V151H122V149H121ZM124 146V147H123ZM159 146L161 147V148H159ZM180 147V148H178V151H177V148L176 147ZM244 146H247V147H244ZM14 147H17V148H14ZM73 147V148H72ZM86 147V148H85ZM97 147L99 148V149H97ZM136 147V148H135ZM172 147V149L173 148H175V149H173V151L176 153V154H174V152H172V149H170ZM184 149H182V148ZM191 147H195L196 149L194 150V148L193 149H191ZM208 147V148H207ZM217 147H218V149H217ZM222 147H225L224 149L222 148ZM231 147H232V149H231ZM236 147H238L239 148V150H238V148L235 150V152H237V151H239L238 152V155H237V153L236 154H233V152L232 151H234L233 149H235ZM245 148V151H243L244 150V148ZM254 147V148H253ZM16 149V151L14 152V154H15V156L14 157H12V158H14L15 160H13V159H10L9 157H11L12 155H14L13 153H11L12 151H14V149ZM66 150H65V149ZM78 148H80V149H78ZM84 148V149H83ZM142 148V149H141ZM211 148V149H210ZM243 148V149H242ZM246 148H248V149H246ZM254 150H253V149ZM260 150H259V149ZM10 150V152H9V150ZM20 149H22L21 150V153H19L20 152ZM73 151H72V150ZM113 149V150H112ZM117 149V150H116ZM125 149H123V150H125ZM181 150V152H180V150ZM187 149H189V150H187ZM214 149H215V151H214ZM216 149H217V151H216ZM222 149V150H221ZM229 149H231V150H229ZM251 149V150H250ZM256 149H258V150H256ZM18 150H19V152H18ZM69 150V151H68ZM102 150V151H101ZM104 150V151H103ZM110 150V151H109ZM139 150V151H138ZM156 152V154L154 153V151ZM161 150H163V151H161ZM188 152V155H189V153H193V151H195V152H197V156H199V157H197V156H195L196 154H195V152L193 153V156H191V157H193V158H191L190 156H189V159H187L186 161H181V162H179L180 160H184V159H186V158H188L187 157V152ZM249 150V151H248ZM2 151L4 152V154H5V156H9L10 155V153H11V155L9 156V157H6V158H9V160L8 159H4L5 158V156L3 155V153H2ZM63 151V152H62ZM64 151H67V153H65ZM75 151V152H74ZM109 151V152H108ZM116 151V152H115ZM167 151H169V152H167ZM214 153H213V152ZM220 151H222V152H220ZM227 151H231V152H227ZM247 151H248V153H247ZM257 151V152H256ZM65 153V154H62V153ZM71 152H74L73 154L71 153ZM84 152V153H83ZM86 152V153H85ZM118 152V153H117ZM139 152V153H138ZM147 152V153H146ZM157 152H158V154H157ZM177 152H179L180 154L178 155V153ZM217 154H216V153ZM220 152V153H219ZM234 152V153H235ZM246 153V155H245V153ZM19 154L18 156H17V154ZM22 153H24V154H22ZM25 153H29V154H25ZM37 153V154H36ZM71 155H70V154ZM97 153V154H96ZM107 153H108V155H107ZM113 153V154H112ZM152 153V154H151ZM181 153H183V154H181ZM184 153H185V155H184ZM213 153V154H212ZM222 153V154H221ZM232 153V154H231ZM240 153H242L243 155H245V157L247 158L246 160H245V157L243 156V157H240L241 155H239ZM256 153V154H255ZM7 154V155H6ZM22 154V155H21ZM37 155V161H39V160H41L40 162H37L36 160H34V157H33V155L36 157V155ZM74 154L76 155L77 154V156H75V157H73L74 156ZM80 154V155H79ZM100 154V155H99ZM122 154H123V157H125V159H126V154H127V156H129V155H131V157H130V160H129V157H128V160L129 161H131V163L126 159H124V158H122L121 156H122ZM124 154H125V156H124ZM129 154V155H128ZM140 154H143V157H142V159H140L141 157H139V155ZM146 154V155H145ZM195 154V155H194ZM220 154V155H219ZM258 154H261V155H258ZM62 155H65L66 157L69 155L70 157L72 156L73 158H75V160H70V161H68L69 159H68V157H67V159H64L63 157H62ZM95 157H94V156ZM104 155H105V157H104ZM112 155H114L113 156V158H112ZM152 156L151 157V159H150V157L149 156ZM172 157H171V156ZM180 155L181 156H185V157H183V159L180 157ZM191 155V154H190ZM203 156V159H204V157L206 158L207 156V159L209 160V162H211V165L212 166H214V167H212V166H209V168H210V170H212L213 168H214V170H215V167H216V170L215 171H213L212 170V172H215L217 175H219V173H221V172H219V169H220V171H222L221 169H223V171L225 170V173L223 172V175H225V177H223V175L221 176L220 175V178L218 179V180H215L216 178H218V176L216 177V178H214V175H216V174H213L212 176H211V171L209 170V168L207 169H205L204 167L206 166H208V164L206 163V161H202V159L200 160V158H202L201 156ZM217 155V156H216ZM222 155V156H221ZM227 155V156H226ZM230 155V156H229ZM234 156V158L232 157V156ZM237 155V156H236ZM42 156H44V157H42ZM145 156H146V159H145ZM155 156H156V158H155ZM167 156V157H166ZM195 156V157H194ZM229 156V157H228ZM25 157V158H24ZM32 157H33V159H32ZM60 157H61V159H60ZM65 157V158H66ZM72 157H71V159H72ZM80 159H79V158ZM81 157H85L84 159L82 158L81 159ZM90 159H89V158ZM148 157V158H147ZM158 157H159V159H158ZM176 157V158H175ZM215 157V158H214ZM250 157V159H251V163H250V159L248 160V158ZM257 157V158H256ZM259 157V158H258ZM45 158H46V161H47V159H48V162H49V160L50 161H52V160H55V163H51L50 162V164L48 163V162H44V164H46V169H44V170H46V171H44L43 170V168H44V165H43V167H42V165L41 164H43V159L45 160ZM96 160V162H97V164H98V162H99V167L96 165V162H95V160ZM140 160H142L141 161V163H142V165L141 166H139V162L138 163H136L135 161H139V159ZM179 158H181V159H179ZM192 159V161L191 162H193V160H194V162H193V164H190V160ZM219 158V159H218ZM222 158V159H221ZM232 158V159H231ZM240 158H242V159H240ZM243 158H244V160H243ZM262 158V159H261ZM20 159H22V160H20ZM36 159V158H35ZM58 159V160H57ZM122 159H123V161H122ZM148 159H150V160H148ZM156 159V160H155ZM214 159V160H213ZM237 159H239V161H241V162H238V160ZM257 159V160H256ZM2 160H0L1 162H2ZM5 160H7L8 162H10L9 164V167H8V162L7 161H5ZM19 160V161H18ZM57 160V161H56ZM62 160V161H61ZM77 160V161H76ZM81 160V161H80ZM106 160H108V161H106ZM112 162H111V161ZM144 160H146L145 162H144ZM161 160V161H160ZM199 160V161H198ZM205 160V159H204ZM231 160V161H230ZM234 160V162L232 163V161ZM254 160V161H253ZM13 161L14 162H16V163H13ZM29 161V162H28ZM34 161V162H33ZM76 161V162H75ZM85 161H87V162H85ZM94 161V162H93ZM117 161V162H116ZM125 161L126 162H129V163H125ZM133 161L135 162L134 164L136 165H138L139 166V168H137L134 164H133ZM148 161L150 162V163H148ZM160 161V162H159ZM187 161H189L188 163H187ZM217 161V163H215ZM239 163V165L237 166V163ZM252 161L254 162V163H256V164H252ZM257 161V162H256ZM57 162V163H56ZM63 162V163H62ZM92 162V163H91ZM102 162H107V163H105V167H107V168H109V170L107 171L104 167H102V165L104 166V164H102ZM144 162V163H143ZM151 162H153V163H151ZM155 162H157V164H155ZM188 164V165H190L191 166V168H192V165H194L193 166V169H194V167H195V169L193 170L192 169V172L190 171L189 172V170L191 169L190 168V166H188V167H184V165L186 164V163ZM199 162H201L200 164H199ZM202 162H205V166L203 167H201L200 165H202ZM208 162V161H207ZM77 163H79V164H77ZM84 163V164H83ZM86 163V164H85ZM91 163V164H90ZM95 163V164H94ZM112 163V164H111ZM117 163V164H116ZM140 163V164H141ZM161 163V164H160ZM178 163V164H177ZM234 163H235V165H234ZM241 163V164H240ZM243 163V164H242ZM14 164V165H13ZM24 164V165H23ZM33 164H35V165H33ZM47 164H48V167H49V165L51 166V168L49 167H47ZM74 164H72L73 166H74ZM81 164V165H80ZM95 166H94V165ZM121 164V165H120ZM127 164V165H126ZM149 164V165H148ZM207 164V165H206ZM251 164V165H250ZM12 165V166H11ZM16 165V166H15ZM27 165V166H26ZM31 165V166H30ZM57 166L56 168H54L55 166ZM64 165V166H63ZM76 165H79V166H76ZM84 165V166H83ZM120 165V166H119ZM133 165V166H132ZM146 165V166H145ZM210 165V164H209ZM225 165V166H224ZM242 165V166H241ZM244 165V166H243ZM249 165H250V167L252 166V165H256V167H258L260 170L259 171H257L258 170V168H257V170H256V168H250L249 167ZM258 165V166H257ZM11 166V167H10ZM13 166H15V167H13ZM37 166V167H36ZM42 168H41V167ZM54 166V167H53ZM66 166H68L67 164H66ZM91 166L92 167H96V168H94L95 170V172H93L92 170V168H91ZM117 166H118V168H117ZM129 166H131V167H129ZM135 166V167H134ZM174 166H175V168H174ZM218 166H220V168L219 169H217V167ZM223 168H222V167ZM254 166H252V167H254ZM12 167L14 168L13 170H10V169H12ZM25 167V168H24ZM62 167V168H61ZM69 167H71V166H69ZM68 167V169H70ZM101 167V168H100ZM112 167V168H111ZM121 167L123 168V169H121ZM129 167V169H127ZM141 167V168H140ZM143 167V168H142ZM145 167H148V168H145ZM180 167V168H179ZM250 168V169H248V168ZM39 168H41V170L43 171V173L44 172H47L48 170L47 169H49L50 171V173H49V175H51L50 177L48 176V172L47 173H45V174H47L46 176H47V180L49 179V178H51L52 179V181L50 182V179H49V181H46V179L44 178H42L41 176H43V173H41L40 171V169ZM80 168V169H79ZM104 168V174H107V172H108V175L110 176V178H109V176H104L103 175V178H101L100 179V177H102L101 175H98V173L97 172H102V169ZM115 168H116V170H115ZM125 168V169H124ZM131 168H133V169H131ZM134 168L136 169L135 171H137L138 169L140 170L141 169V171L142 172H136L137 174H138V176H137V174L135 173V171H134ZM179 168V169H178ZM197 168V169H196ZM226 168H228L227 170H226ZM241 169V171H240V169ZM54 169H57L58 170V172H56V170H54ZM60 169V170H59ZM64 170V172H63V170ZM78 169V170H77ZM88 169H90V171L88 170ZM98 169H100V171H98ZM131 169V170H130ZM145 169V170H144ZM189 169V170H188ZM201 169V170H200ZM236 169V170H235ZM255 169V170H254ZM39 170V171H38ZM54 170V171H53ZM87 170V171H86ZM112 171V173H109V172H111ZM114 170H115V172H114ZM120 170V171H119ZM123 170V171H122ZM178 170V171H177ZM209 171V173L210 174H208V171ZM228 170H230V172L228 171ZM231 170H232V172L235 174H233V176H231L230 174H232L231 173ZM118 171H119V173H118ZM122 171V172H121ZM128 171V172H127ZM144 171V172H143ZM148 171V172H147ZM186 171H188V172H186ZM203 173H202V172ZM206 171H207V173H206ZM243 171H244V173H246L247 172V174H249V172L250 171H252V173L254 172L255 174H256V176H255V174L253 173V175H252V173L251 174H249V176L248 175H246L245 174V176H247L246 178L248 179V178H252V179H254V177L256 178L259 174L261 175V176H258L260 179H261V177L263 178L262 180H263V183H261L260 181V179L257 177V179H259V181L258 180H255L254 179V181H258L257 183H255V187L253 188V187H250L251 189H249V187H244V186H242V188H241V185L243 184H241V185H239L241 182H242V180H243V182H245V184H249L250 182H251V184L253 185V183H252V181H246V178H244L245 176H244V173H243ZM53 172H54V174H53ZM63 172V173H62ZM79 172V173H78ZM83 172V173H82ZM86 172H88V173H86ZM93 172V173H92ZM146 172V173H145ZM195 173L194 175L195 176H193V174H191V173ZM237 172V173H236ZM238 172L240 173V174H238ZM264 172V171H263ZM55 173H57V174H55ZM70 173V174H69ZM77 173V174H76ZM103 173V172H102ZM113 173H114V176L116 177V178H114V176H113ZM119 175H118V174ZM126 175V177L124 176V174ZM128 173H129V175H128ZM139 173H142V175L140 174L139 175ZM167 173V174H166ZM173 173V174H172ZM179 173H180V175H179ZM200 173H202V175L205 173V175H207V177L205 178L204 176V179H203V177H200L201 175H199ZM226 173H227V175H226ZM229 173V174H228ZM259 173V174H258ZM36 176H35V175ZM42 174V175H41ZM73 174V175H72ZM74 174L76 175V176H74ZM80 176H79V175ZM85 174V175H84ZM96 174V175H95ZM122 174V175H121ZM136 174V175H135ZM166 174V175H165ZM171 175V177H169L170 175ZM184 174H186V175H184ZM192 176H191V175ZM222 174V173H221ZM236 174H238L237 176H236ZM61 175L59 176L60 178H61ZM77 175H78V177H77ZM86 175H87V177H88V179H89V181H87L88 179L86 178ZM93 175H95L94 177H96L97 175L98 176H100L99 178H98V176H97V180L99 181L98 183H99V185H97V184H95L97 181H96V179L94 178V177H92ZM121 175V176H120ZM128 175V176H127ZM169 175V176H168ZM196 175L197 176H199V177H196ZM212 177H210V176ZM251 175V176H250ZM45 176V175H44ZM45 176V177H46ZM81 176H83V178H85V179H87V180H85V179H83ZM85 176V177H84ZM90 176V177H89ZM113 176V177H112ZM123 176V177H122ZM130 176H132V178L130 177ZM140 176V177H139ZM164 176H168V177H164ZM182 176V177H181ZM240 177L241 176V178H239V179H241V182H238L239 181V179L237 178V177ZM242 176H244L243 177V179H242ZM264 176V175H263ZM18 177H19V179H18ZM33 177V178H32ZM49 177V178H48ZM58 177V179L59 180H61L60 178ZM64 177H62V178H64ZM104 177H108L109 179H111V178H114V179H111V180H113V182H114V180H117L118 182H116V184L115 185H117L118 187H117V190L115 191V192H119V190L122 192V193H117V194H115L113 191H112V193H114L115 194V198L113 197L114 195H112V193L110 194L111 196H109V194H108V191L110 192L111 191V189L110 190H108L107 191V189H109L108 187H107V185H106V181H105V179H104ZM119 177H120V180L122 179H126V180H123V181H126V182H128V183H126V182H124V186L123 185H121L122 183H123V181H122V183H120V180H119ZM192 177H194V178H192ZM210 178L211 179V181H210V179H207V178ZM231 177L233 178L232 180L233 181H230L231 180ZM234 177H235V180H237L238 179V185L236 184L237 182H235L234 181ZM17 178V182L18 183H22L21 184V186H22V188H20L21 186L20 185H18L17 184V186H18V188H16L15 186V188H16V190L13 188V186L11 185L12 184V182H11V184L9 183L10 181H13V184L15 183V185H16V182H14L15 180L14 179H16ZM107 178V179H108ZM129 178V179H128ZM165 178V179H164ZM179 178V179H178ZM214 178V180H215V182H216V186L213 184V179ZM226 178L227 179H229V180H226ZM237 178V179H236ZM92 179H93V181H92ZM103 179V180H102ZM108 179V180H109ZM169 179V180H168ZM171 179V180H170ZM192 179V180H191ZM196 179V180H195ZM200 179V180H199ZM202 179V180H201ZM29 180V181H28ZM65 180V179H64ZM81 180H83V181H81ZM86 181V183L85 184H82V183H84L85 181ZM94 180H95V182H94ZM129 180H131V181H129ZM162 180V181H161ZM169 182H168V181ZM194 180V181H193ZM198 180V181H197ZM222 180V181H221ZM7 181H9V182H7ZM73 181V182H72ZM77 181V182H76ZM79 181H81L80 183H79ZM91 181V183L93 184V186H90V185H87L89 182ZM104 181L106 182V183H104ZM178 181V182H177ZM183 181V182H182ZM190 181V182H189ZM196 181H197V183H196ZM206 181V182H205ZM209 183H208V182ZM226 181H227V183H226ZM230 181V182H229ZM60 182V181H59ZM68 181H66V183H67ZM76 182V183H75ZM109 182H110V180H109ZM108 182V183H109ZM113 182L111 183V184H109V185H112L113 184ZM139 182V183H138ZM145 182V183H144ZM176 182V183H175ZM180 182H182V183H180ZM187 182V183H186ZM195 182V184H192V183H194ZM226 184H225V183ZM259 182H260V185H259ZM6 183V184H5ZM7 183L9 184V186H7V188L9 189V191H11V192H8L6 189V185H7ZM26 183V184H25ZM47 183V184H46ZM51 183H55V186L53 185V184H51ZM70 183H68V184H70ZM77 183L78 184H80L81 185V187H78L79 185H77ZM104 185H103V184ZM140 183H142V184H140ZM150 183V185L152 184V187L153 186H155V187H153V188H155L156 189V192L157 191H159V193L157 192V194H156V192L154 193V194H156V195H158L157 197H154V196H156V195H154L153 194V197H151L150 196V191L149 190H152L153 188L152 187H149V185L147 186V184H149ZM170 183V184H169ZM217 183H218V185H217ZM4 184V185H3ZM29 184V185H28ZM32 184V185H31ZM76 184V185H75ZM90 184V183H89ZM120 184V185H119ZM140 184V185H139ZM155 184V185H154ZM158 184V185H157ZM163 184V185H162ZM169 184V185H168ZM179 184V185H178ZM185 184V185H184ZM188 184V185H187ZM199 184V185H198ZM10 185L12 186V189H10L11 187H10ZM51 185H53L54 186V188L56 189V191H55V189L53 190L52 188H53V186H51ZM73 185H74V187H73ZM85 185V186H84ZM95 185L97 186V187H95ZM108 185V186H109ZM114 185V187H115V189H116V186ZM142 185V186H141ZM145 185V186H144ZM162 185V186H161ZM171 185H172V187H171ZM175 185V186H174ZM214 185V186H213ZM220 185H221V187L222 188H224V189H222L221 187H220ZM227 185V186H226ZM237 185V186H236ZM5 188H4V187ZM29 186V187H28ZM61 186V185H60ZM83 186V187H82ZM88 186V187H87ZM99 186V187H98ZM104 186H106L107 187V189L105 190V188L106 187H104V189H102L101 190V188H103ZM113 186V185H112ZM111 186V187H112ZM147 186V187H146ZM158 186H159V188H158ZM177 186V187H176ZM180 186V187H179ZM182 186V187H181ZM214 188H213V187ZM219 188H218V187ZM231 186H232V188H231ZM263 187V188H260V187ZM24 187V188H23ZM28 187V188H27ZM52 187V188H51ZM58 187V188H57ZM85 187H87V189L85 188ZM95 187V189H93ZM121 187V188H120ZM161 187V188H160ZM164 189H163V188ZM215 187H216V189L218 190V192H221L220 193V195L221 194H223V192H226V193H230L231 195H233L232 193L233 192H235L236 194L238 193V191H236V189L235 188H237V187H240V188H238V190L240 189L241 191H240V194L238 193L237 195L239 196H237L236 194H234V195H236V196H231L230 194H227V197L229 198V203H228V205L226 204L227 202L225 201L226 200V198H225V200H222L221 201V203L219 204V202H220V199H219V193H217V194H212L214 191H216V190H214L215 189ZM27 188V189H26ZM80 188V189H79ZM81 188H83V189H81ZM88 188H91V189H93L92 190V192L94 191V190H97V188H98V191H97V193H98V195L96 196V194H95V196L93 197L92 195H94V193H96V191L95 192H93V193H91V189H89L90 190V192H87V190H88ZM100 188V189H99ZM150 188H152V189H150ZM168 188H169V191H168ZM176 188V189H175ZM183 188V189H182ZM227 188V189H226ZM231 188V189H230ZM235 190H234V189ZM5 189V190H4ZM21 190V192H22V190H26V192H24L23 191V193H21L20 191V195L21 196H19V193H17L16 191L17 190ZM44 189V190H43ZM79 189V190H78ZM85 189V190H84ZM114 189V188H113ZM155 189H153L154 191H155ZM161 189H162V193H163V191H164V195L162 196V193H161V196H160V192H161ZM165 189H167V190H165ZM179 189H181L180 191H179ZM210 189V190H209ZM222 189V190H221ZM226 189V190H225ZM249 189V190H248ZM12 190L14 191L13 193L15 194V192H16V194H17V197L18 198H20V199H18L17 197H14L13 198V196L11 197V195L12 194H9V193H12ZM45 190H46V192H45ZM81 190V191H80ZM88 190V191H89ZM177 192H176V191ZM220 190V191H219ZM224 190V191H223ZM263 190V191H262ZM49 191V192H48ZM84 191H86L87 193H90V194H88L87 195V193H85ZM100 191H102L100 194H99V192ZM106 191H107V193H106ZM148 191V192H147ZM153 191V192H154ZM167 191V192H166ZM211 191H213V192H211ZM223 191V192H222ZM262 191V192H261ZM60 194H59V193ZM63 192H62V194H63ZM80 192L81 193H84L85 195H87L86 197L87 198H85V197H83L84 195L83 194H80ZM105 192V193H104ZM124 192V193H123ZM148 194H147V193ZM179 192H180V194H179ZM242 192V193H241ZM245 192V193H244ZM1 193V192H0ZM51 193H54V194H51ZM102 193H104L103 195H102ZM168 193V194H167ZM179 194V196H177L178 194ZM215 193V192H214ZM263 193V194H262ZM13 194V195H14ZM15 194V195H16ZM48 194V195H47ZM57 194H59V196L57 195ZM92 194V195H91ZM118 194H120V197H118L119 195ZM147 194V195H146ZM166 194H167V196H166ZM183 194V195H182ZM186 194V195H185ZM242 194H244V196H246V198L242 195ZM81 196V197H79V196ZM103 197H105V198H103ZM104 195H106V196H104ZM108 195V196H107ZM152 195V194H151ZM198 195V196H197ZM215 195V196H214ZM226 195V194H225ZM7 196H8V198H7ZM63 196H62V198H63ZM69 196V195H68ZM91 196V197H90ZM117 196V197H116ZM197 196V197H196ZM201 196V197H200ZM207 196H208V198H207ZM216 196H218L217 198H216ZM243 196V197H242ZM47 197V198H46ZM70 197V196H69ZM69 197L68 198H63V201L65 202H63L64 204H68L69 202H66L68 199H69ZM79 197V198H78ZM90 198V200H89V198ZM93 197V199L95 198L96 200H97V198H99L101 201H102V199L104 200L103 202H105V203H107V201H108V199H109V201H108V209H106L107 208V205L105 206V208H103V209H106V210H103L102 209V205L104 204V203H101L100 201V203H98L96 200H94V202H93V199H91ZM101 197H102V199H101ZM110 197V198H109ZM151 199V198H153L152 199V202H151V200L149 199V198ZM164 197H166V198H164ZM179 197V198H178ZM181 197V198H180ZM259 197V198H258ZM10 198V199H9ZM26 200H25V199ZM71 198V197H70ZM82 198V199H81ZM114 198V199H113ZM117 198V199H116ZM155 198V199H154ZM160 198H162V200H160ZM174 198V199H173ZM230 198H232V199H230ZM241 198H245V199H252L251 200V203H253V204H250V205H253V207H256L258 204H260V205H258L257 207H256V209L254 208V211H256L258 214V218H257V216H256V214H255V216H256V218L253 216L254 215V212L252 211L253 209V207L252 206H250L249 205V200H248V202H247V200H245L246 202H247V209H248V207H250L252 210H250V208L248 209V211L246 210V206H244V204L242 203L243 201H238V200H240ZM22 199H23V201H22ZM39 201V202H37V200ZM40 199V200H39ZM67 199V200H66ZM83 199H84V201H83ZM98 199V200H99ZM156 199H157V201H156ZM167 199V200H166ZM182 199V200H181ZM7 200H8V202H7ZM21 201V202H24V200L26 201V204H27V206L24 204V203H21V202H19V201ZM34 200V201H33ZM44 200V201H43ZM86 200H88V201H91L92 202V204H94L95 203V201L98 203V204H100V207L99 206H96L95 204V207L97 208L98 207V209H96V210H93V209H91V210H93V211H88L90 208H87V207H85L83 204H87V206H90L91 208H92V204L91 203H89V204H91V205H88V203H87V201ZM111 200V201H110ZM115 200V201H114ZM150 200V201H149ZM154 200V201H153ZM170 200V201H169ZM178 200V201H177ZM241 200H243V199H241ZM253 200H255L254 202H256V204H254V202H253ZM262 201L263 200V202H261V203H259V202H257V201ZM11 203H10V202ZM59 201V200H58ZM61 201V200H60ZM68 201H70V200H68ZM77 201V202H76ZM80 201V202H79ZM113 201V202H112ZM140 201H142V202H140ZM168 201V202H167ZM219 201V202H218ZM233 202V204H235V205H233L232 204V202ZM17 202H19L20 204L18 205V203ZM29 202V203H28ZM41 202V203H40ZM54 202V201H53ZM72 202H71V204H72ZM83 202V203H82ZM84 202H86V203H84ZM110 202V203H109ZM149 202H151V203H149ZM170 202H172V203H170ZM181 203V207L183 208V210H184V208H185V212H182L181 213V210H179L181 207L179 206L180 205V203ZM213 202V203H212ZM215 202V203H214ZM241 202V203H240ZM245 202V203H246ZM111 203L113 204V206L111 205ZM142 203V204H141ZM153 203H155V204H153ZM23 204H24V207H22L23 206ZM28 204H30V205H28ZM37 204H38V206H37ZM45 204H49L48 206L47 205H45ZM66 204V205H67ZM82 204V205H81ZM102 204V205H101ZM164 204V205H163ZM177 204V205H176ZM179 204V205H178ZM225 205L226 206V208L228 209V211L230 210L229 208H232V210H235L236 209V207H237V209L236 210H238L237 211V213L239 214V216L241 217V215H243L242 213H241V215H240V212L239 211H241L242 212V210H243V208H245V210L247 211V212H251L250 214H251V216L252 217H254V219L253 218H251V216H249L248 215V213H246L247 215H248V217H250L249 219H250V223L251 224H253L254 223V227H257V228H259V230H262V233H260L256 228L255 229H253L254 227H253V225L251 226V228L253 229H246V228H249L250 227V223L249 224H247L246 226H248V227H243L245 224H246V222H244L245 221V218L247 217V215L245 214V210H243L244 212V215H246V216H244V218H241V220H239V221H241V222H239L237 219L239 218L240 219V217L238 216V215H235V216H233L232 218H231V214H232V212L234 213V211H232V210H230L229 212L227 211V209L226 208H224V207H222L223 205ZM20 205H22V206H20ZM42 205H45V206H47V207H43ZM81 205V206H80ZM148 205H152V207H153V212L151 211V214H149L148 213V211L149 210H147L148 209ZM163 205V206H162ZM172 205V206H171ZM239 205L240 206H244V207H239ZM12 206V207H11ZM16 206H18V207H16ZM84 206V207H83ZM112 206V207H111ZM147 207V209H145L146 207ZM149 206V207H150ZM168 208V209H164V210H167V211H164L163 210V208ZM169 206V207H168ZM184 206V207H183ZM217 206V207H216ZM260 206V207H259ZM263 206V207H262ZM5 208V209H3V211H2V208ZM15 207V208H14ZM78 207H83V208H78ZM114 207V209H112ZM178 207H180L179 209H178ZM47 208V209H46ZM84 208H86V209H84ZM156 208V209H155ZM171 208V209H170ZM234 208V209H233ZM240 208H241V210H240ZM262 208V209H261ZM37 210V211H33V210ZM48 209H50V214H48L47 213V215H44V214H42V212H45V214H46V212H48L47 210ZM80 209V210H79ZM81 209H83V210H87V211H83L82 212V210ZM100 209V210H99ZM102 209V210H101ZM110 209V210H109ZM111 209H112V211H111ZM141 209V210H140ZM163 211H162V210ZM173 209V210H172ZM226 211H225V210ZM259 209H261V213H260V210ZM5 210V211H4ZM39 210V211H38ZM77 210V211H76ZM99 210V211H98ZM109 210V211H108ZM114 210V211H113ZM171 210V211H170ZM258 210V211H257ZM58 211V210H57ZM94 211H96V212H94ZM149 211V212H150ZM168 211H170V212H168ZM180 211V212H179ZM8 213H9V211H7ZM7 212H6V214H4V215H1L2 216V218H1V216H0V224H3V225H8V226H3L2 225V227H9L10 225H9V221H11L10 223H12V222H14V221H16V215H14V214H12L11 213V216L12 215H14V217L16 218H14L13 219V216L10 218V213L7 215ZM55 212H56V210H55ZM58 212H60V211H58ZM68 212V214L67 215H69L70 214V211H65V213H62L64 216H65V214ZM74 212H76V213H74ZM79 212V213H78ZM110 212V213H109ZM113 212V213H112ZM154 212H155V214H154ZM165 212V213H164ZM255 212V213H256ZM153 213V214H152ZM170 213V214H169ZM237 213H234V214H237ZM55 214H57V213H55ZM59 214H61V213H59ZM58 214V216L60 217V215ZM184 214V216H182ZM261 214V215H260ZM7 215V216H6ZM61 216V217H63L64 218V216ZM65 216V217H68V216ZM80 215V216H79ZM84 215H86V216H88V217H90V218H87L86 216H84ZM121 215H122V217H123V215L124 216H129L128 218V221H130L132 218H130V217H133V219L135 220V223L136 224H133L134 223V221L133 220H131V221H133V223L131 224V226L133 225V226H136L135 227V229H133V232L135 231H137L138 232V230L142 233V234H139V233H137L136 232V234H135V237H134V235H133V232H132V230L130 231V232H132L131 234L128 232V230L130 229V228H132L130 225H129V223H128V221H126L127 219V216L125 217V220H123V219H121L120 217H121ZM175 215V216H174ZM185 215H188V216H190V217H188L187 216V218H186V216ZM260 215V216H259ZM23 216V215H22ZM21 216V217H22ZM25 216H27L26 218H28V216H30L29 215V213L28 214H26ZM70 216H71V214H70ZM69 216V217H70ZM138 216V217H137ZM155 216H157V218H158V220H157V218L155 217ZM237 216V217H236ZM262 216V217H261ZM21 217H19V218H21ZM69 217H68V219H69ZM73 217V216H72ZM93 217V218H92ZM94 217H95V221H96V227L98 228V231L96 232V230H97V228L96 227H94V221H92L91 222V220H94ZM141 217V218H140ZM164 217V218H163ZM186 218V219H184L185 221H187V219H192V222H190L191 221V219L188 221V222H185V221H183V218ZM234 217H236L235 219H233ZM247 217V218H248ZM260 217H261V219H260ZM19 218H18V222L16 221V222H14V226L13 227H15L16 229H14V230H16V231H13L12 232V229H10L11 227H12V225H11V227L8 229V228H5L6 229V231H7V229H8V231L9 230H11V235L10 236H12V237H10V236H8V237H10L9 239H7L6 237H4V235H0L1 237L3 236L4 237V239H1L2 241L3 240H5L6 239V241H10V243L9 244H7L6 243V241H5V243L7 244V245H9L10 246V244H11V242L13 243V241H12V239H14L15 237V234H16V238L14 239L15 241H17L16 243H18V241L21 239V241H22V246L24 247V246H26V245H23L24 243H25V238H24V242H23V237L21 236L20 237V235H22L23 233V236L25 235V234H28V233H26V231L28 232V230L26 229V231L25 232H23L22 234H20L21 232H22V229L24 228V224L22 225L23 227H22V229L20 230V229H18L19 231H21L20 233H19V231H17V228L18 227H21V224H19V223H21L22 222V220H23V218H24V216H23V218H21L22 220L20 221L19 220ZM26 218H24V220L26 219ZM87 219L86 221H85V219ZM98 218V219H97ZM163 218V219H162ZM170 218V219H169ZM174 219V221H173V219ZM181 219L182 221L181 222H179L180 220L179 219ZM9 219H13L14 221H12V220H9ZM34 219V221H36ZM57 219H58V217H57ZM71 219L72 218H70L69 220L71 221ZM136 219H139V221L138 220H136ZM141 219V220H140ZM215 220V221H213V220ZM218 219V220H217ZM248 219V220H249ZM28 220V219H27ZM27 220H26V222H27ZM32 220V221H31ZM73 220V219H72ZM165 220H166V222H165ZM167 220H168V222H167ZM170 220V221H169ZM172 220V221H171ZM177 222H176V221ZM205 221V222H202V221ZM219 221V223L217 222V221ZM220 220H221V222H220ZM235 220V221H234ZM237 220V221H236ZM247 219H246V221H248ZM252 220H254V221H252ZM259 220V221H258ZM20 221V222H19ZM58 221V220H57ZM56 220H55V222H57ZM97 221H99V222H97ZM123 221V222H122ZM124 221H126V223H128V225L130 226V228L128 227V225H124L125 224V222ZM153 221H154V223H153ZM198 221V222H197ZM242 221H243V223H242ZM25 221H23V223H24ZM26 222H25V224H26ZM28 222H27V224H28ZM79 222H82V223H79ZM174 222V223H173ZM182 222H184V223H182ZM191 223L190 224V226L191 227H189L188 226V223ZM197 224V223H199V224H201L202 226L204 225L206 228H207V230H205V229H202V228H204V226L202 227L201 225V227L202 228H200L199 229V231L201 232V233H199L198 231H197V227H200V226H197V225H199V224H195V223ZM201 222V223H200ZM216 222V223H215ZM226 223V224H224V223ZM238 222H239V224H241V225H239L238 224ZM259 223V226H258V223ZM263 222V221H262ZM15 223H17V224H19V225H17L16 226V224ZM93 223V224H92ZM98 223H100V224H102V225H99ZM103 223H104V225H106L105 227H112V225H113V227H114V229L112 230V229H108V228H106V229H108L110 232L108 233V231L107 230H105V231H102L103 229L102 228H104V225H103ZM124 223V224H123ZM172 223V224H171ZM187 225H186V224ZM205 223H207V224H210V228L212 229H210V228H208L209 227V225L207 226V225H205ZM212 223H213V226L214 225H216V227L214 226V228H215V230H213L214 228L213 227H211V225H212ZM222 224V226H228V227H230V228H232L233 229V227H234V230H232V229H230V230H232V232L230 233V230L228 231L227 229H225L224 227V229H222L223 231H221V229L219 228L218 229V226H219V224ZM229 223V224H228ZM232 223H233V225H232ZM237 224V227H236V224ZM245 223V224H244ZM256 223H257V225H256ZM29 224H28V226H29ZM30 224V225H31ZM50 224V225H49ZM56 224H58V222L57 223H55V225ZM108 224V225H107ZM110 224H112V225H110ZM163 226H162V225ZM167 224H171L172 226H173V228H174V231L175 230H178L179 228H180V233H181V230H184V232H182V234L183 235H186L188 232H191L192 234L193 233H195V234H193V235H195L196 236V234H197V232H198V234H204V232H205V234L204 235H202V237H204L205 236V238H204V240L202 239V237H201V235H197L198 237L200 236L201 238H196V240L195 241H193L194 239L192 238V235H191V237H189L190 236V234L189 235H187L188 237H189V240H191V241H193V242H197V240H199V242L201 243H203V242H205V243H203L202 244V246H196V244L197 245H200L198 242L195 244V243H188L187 242V244L189 245H187V247L185 246L186 245V241L184 240L186 237L185 236H183V239H182V241L181 240H178V241H181V246H182V244L186 247V249H185V252H182L181 251V253H183V255L182 254H174V252L176 251V247H177V244H178V242H177V240H175L172 236H174V234L173 235H171V228L172 227H169L168 225L166 226ZM179 225V227L177 228V229H175V225ZM182 224H185V225H182ZM235 224V225H234ZM244 224V225H243ZM99 225V226H98ZM166 226V228H163V227H165ZM170 225V226H171ZM177 225H176V227H177ZM180 225H182V226H185V227H182V226H180ZM196 225L197 227H196V229H195V227L194 226ZM218 225V226H217ZM231 225V226H230ZM243 225V226H242ZM261 225H262V227L263 228H261ZM28 226H25V228L26 227H28ZM142 226V227H141ZM154 226V227H153ZM162 226V227H161ZM226 226V227H227ZM0 227H1V225H0ZM56 227V226H55ZM54 227V228H55ZM83 227V230L81 229ZM182 227V228H181ZM188 227H189V229H188ZM221 227V226H220ZM235 227H236V229L238 228V230L236 231V229H235ZM242 227H243V229H244V231L243 230H240V228L242 229ZM32 228H30V227H28V229H30V231L31 232H34V230L32 229ZM134 228V227H133ZM139 228H141V230L139 229ZM169 228V229H168ZM173 228H172V230H173ZM183 228H185V229H183ZM0 229H2V228H0ZM32 229V230H31ZM94 229V231L95 232H93L92 230ZM138 229V230H137ZM153 229V230H152ZM166 229V230H165ZM193 229V230H192ZM246 229V230H245ZM23 230H25V229H23ZM41 230H43V231H41ZM48 230V229H47ZM146 230H148L147 232H144L143 233V231H146ZM162 230H163V232H162ZM185 230L187 231V233H185ZM204 230V231H203ZM225 230V231H224ZM257 230V231H256ZM35 231V232H36ZM107 231V232H106ZM195 231H197V232H195ZM202 231H203V233H202ZM211 231V232H210ZM215 231V232H214ZM240 231H243V232H240ZM247 231V232H246ZM253 231V232H252ZM4 232V230L2 229V233ZM10 232V231H9ZM15 232H18L19 234H17V233H15ZM42 232H43V235H42ZM92 232V233H91ZM150 232V233H149ZM162 232V233H161ZM166 232V233H165ZM168 232V233H167ZM169 232H170V234H169ZM179 232V230L177 231V233ZM213 232V233H212ZM218 232H220V234H217ZM250 232H252V233H250ZM255 232V233H254ZM14 233V234H13ZM45 233V234H44ZM58 233H60V230L58 231ZM95 233V234H94ZM129 233V237H128V234ZM173 233V232H172ZM174 233H176V231L174 232ZM208 233V234H207ZM232 234V235H230V234ZM238 233L240 234V236L242 237H247V238H245V239H248V238H250V236L252 237V236H256V234H257V237H253V238H251V240L250 239H248V241H249V244H247V243H245L244 245L245 246H248V248L250 247L249 245H251L252 244V246H253V243H254V246H256L255 248H253L254 249V251H253V249L250 247L249 249L251 250L250 252H249V250H248V248H245V247H243L242 248V244L244 243L243 241H242V239H243V237H242V239L240 238V236L238 235ZM244 233H246V234H244ZM1 234V233H0ZM4 234V233H3ZM5 234H7V232L5 233ZM10 234V233H9ZM68 234V235H67ZM78 234V236H76ZM94 234V235H93ZM104 234H102L101 236H103L104 237ZM137 234H138V236L140 235V238H138V236H137ZM210 234V235H209ZM225 234V235H224ZM236 234L238 235L237 237H236ZM242 234V235H241ZM250 234V235H249ZM253 234V235H252ZM255 234V235H254ZM14 235V236H13ZM62 236V237H60V236ZM80 235V236H79ZM142 235V236H141ZM167 235H169V236H167ZM171 235V236H170ZM181 234H178L177 236H180ZM213 235V236H212ZM216 235H218V236H216ZM229 235V236H228ZM26 236V235H25ZM24 236V237H25ZM30 236V235H29ZM56 236H59L60 238H62L61 240L58 238V237H56ZM85 236H87V235H85ZM131 236H133L132 238H131ZM137 236V237H136ZM175 236H176V234H175ZM176 236V237H177ZM182 236V235H181ZM263 236V237H262ZM0 237V238H1ZM14 237V238H13ZM18 237H20V238H18ZM27 237V236H26ZM42 237V238H41ZM76 237H78V238H76ZM83 237V236H82ZM90 237L92 238L90 241H89V239H90ZM208 237H212L211 239L210 238H208ZM218 237V238H217ZM64 238V239H63ZM135 238H137V239H135ZM141 238H142V240H141ZM168 238H170V239H168ZM177 238H180V237H177ZM190 238H192V239H190ZM206 238H208L207 239V241H206ZM216 238V239H215ZM234 238H235V240H234ZM238 239V241H240V244L241 245H239V242L237 241V239ZM241 240H240V239ZM256 238V239H255ZM18 239V240H17ZM77 239H78V243L76 242L77 241ZM128 239V240H127ZM135 241H134V240ZM166 239H168V241L166 240ZM244 239V240H245ZM255 239V241H253ZM258 239V240H257ZM260 239V240H259ZM60 240V241H59ZM81 240H82V238H81ZM102 240H101V243H102ZM131 241V240H133V241H131L129 244V246L127 245V241ZM168 243L166 246L167 247H165L164 248V246L165 245H163L164 243H166L165 241ZM170 240V241H169ZM184 240V241H183ZM186 240H187V238H186ZM203 240V241H202ZM231 240H233V241H231ZM2 241L0 242V252L2 251L3 252V254H5V252H4V249L3 250H1V248H6L7 246H6V244L5 243H3V244H1L2 243ZM161 241H163L164 243H161ZM188 241V240H187ZM190 241V242H191ZM212 241V242H211ZM251 241H252V243H251ZM4 242V241H3ZM75 242H76V244H78V245H76L75 244ZM89 242V243H88ZM94 242V240L92 241V243ZM111 242H112V244L114 245V247H113V245H111ZM126 242V243H125ZM132 242H133V244L135 243L136 245H137V247H136V245L134 244H132ZM229 242V243H228ZM233 243V245H234V243L236 244V247L239 245L240 246V248L239 247H231V246H233V245H231L232 243ZM242 242V243H241ZM245 242H247V240H245ZM73 243V244H72ZM91 243V244H92ZM138 243H139V245H138ZM141 243H142V245H141ZM147 243V245L145 246V244ZM174 243V244H173ZM185 243V244H184ZM215 243V244H214ZM226 245H225V244ZM229 245H228V244ZM251 243V244H250ZM15 244V243H14ZM19 245L17 246V245H12L11 247L12 248H14V247H17V249L19 248V246H21V242L19 241V243H18ZM26 244V243H25ZM123 244V245H122ZM148 244H149V246H148ZM194 246H193V245ZM220 244V245H219ZM222 244V245H221ZM75 246V248H74V246ZM82 245L84 246V244L82 243ZM119 245V246H118ZM123 246V248H122V246ZM125 245H127V248L125 247ZM131 245L133 246V247H135L134 249H135V251L138 249V250H140V251H136L135 253L136 254H134V252H133V248H131ZM144 245V246H143ZM158 245H160V247L158 246ZM168 245H169V247H168ZM174 245V246H173ZM179 245H180V243H179ZM179 245H178V247H179ZM191 245L194 247H192V249H191ZM204 245H206L205 246V248H204ZM207 245L209 246V247H207ZM214 245V246H213ZM218 247H217V246ZM231 245V246H230ZM243 245V246H244ZM260 245H262V247L260 246ZM1 246H3V247H1ZM8 246V248L10 249L11 247H9ZM22 246L20 247V249L22 248ZM30 246L29 247H26V248H28V250H29V248H30ZM82 246V247H83ZM120 246H121V248L122 249H120ZM171 246V247H170ZM216 246V247H215ZM227 246H228V248H227ZM91 247V246H90ZM109 247H111L112 249H107V248H109ZM115 247L117 248L116 250L118 251V252H120V253H116V255L115 254H113L112 255V251H111V255L109 254L108 255V251L109 250H113V253H115L116 252V250H114L115 249ZM138 247H140V248H138ZM146 247V248H145ZM148 247H150V249L148 248ZM177 247V249H179L180 248V250H183L184 248L183 247H179L178 248ZM188 247H190V248H188ZM199 247H202V248H199ZM223 249H222V248ZM231 249H230V248ZM258 247H259V250H258ZM25 248V247H24ZM51 248V249H52ZM87 248H88V252L86 251L87 250ZM102 248V249H101ZM105 248V249H104ZM137 248V249H136ZM145 248V249H144ZM147 248H148V250H147ZM211 248H214V250L213 249H211ZM220 248L222 249V250H220ZM232 248H234V249H232ZM262 248V249H261ZM8 249V250H9ZM15 249V248H14ZM51 249H49L47 252H50L51 251ZM53 249V252H55V251H57V249L58 248H56V250H54ZM93 249L91 250V251H93ZM104 249V252H102V254L104 253L105 254V251L107 252L106 254V256H107V260L106 259H104L105 258V256H103L104 258H101V251ZM200 249H202V250H200ZM210 249V250H209ZM217 249V250H216ZM6 250H7V248H6ZM13 250V249H12ZM31 250H30V253H28V251H27V249H26V253L29 255V254H31ZM41 250H43V251H41ZM46 250V251H45ZM98 250V251H97ZM108 250V251H107ZM129 250H131V252H129ZM219 250V251H218ZM224 250V251H223ZM263 250V251H262ZM17 251H22V252H24V250H23V248H22V250H17ZM17 251H16V253H17ZM35 251V252H36ZM67 251H71V249L70 250H68L67 249ZM72 251V252H73ZM144 251V252H143ZM178 252H179V250H177ZM184 251V250H183ZM187 251V252H186ZM205 251V252H204ZM208 253H207V252ZM213 251H215V252H213ZM218 251V252H217ZM221 251V252H220ZM11 252V251H10ZM9 251H8V253H10ZM13 252L14 251H12V254H11V256L9 255V257L11 258H8V257H3V258H8V260H12L13 262H15L13 259H15V258H13L12 259V256L14 257V255L15 256H17L16 255V253L15 254H13ZM52 252V253H53ZM81 252V253H80ZM86 252H87V254H86ZM137 252H139V254L137 255ZM148 254H147V253ZM167 253L168 255H170L169 257H167L168 255H166V254H163V253ZM217 252V253H216ZM253 252V253H252ZM254 252H255V254H254ZM261 252V253H260ZM7 253V252H6ZM8 253L7 254H5V255H8ZM25 252L24 253H19L20 255L21 254H23V256H24V254H26ZM52 253H50V256H49V260H50V258L53 260V258H54V260L52 261V260H50V264H60V260H59V257H58V255H57V257H58V259H57V257L55 256V254H54V257H53V255H52V257H51V254ZM56 253V252H55ZM58 253V252H57ZM65 250H64V252H62V254L64 255V257L63 256H61V260L63 261V259L65 260ZM74 253V254H75ZM85 253V254H84ZM90 255H89V254ZM93 253H95V252H93ZM184 253H187V255H186V258H184ZM189 253V254H188ZM205 253V254H204ZM211 253V254H210ZM213 253H214V255H213ZM220 253V254H219ZM263 253V254H262ZM1 254L2 253H0V256H1ZM3 254H2V256H3ZM26 254V256H28ZM37 254V253H36ZM36 254H34V255H36ZM47 253H45V256L47 257V255H46ZM83 254H84V256H83ZM103 254V255H104ZM147 254V255H146ZM149 254H151V255H149ZM163 254V255H162ZM207 254V255H206ZM216 254V255H215ZM33 254H31V255H29L30 256V259H31V256H32ZM33 255V256H34ZM34 256L35 258H32V259H34V260H32V261H35V260H37V262H38V259H37V257H39V256ZM81 255V256H80ZM121 255L120 256H117L118 258L117 259H119V257L121 258ZM135 255H136V257H135ZM165 255V256H164ZM205 257H204V256ZM209 255V256H208ZM211 255V256H210ZM220 255V256H219ZM60 256V255H59ZM75 256V255H74ZM89 256H91L90 258H89ZM112 256V259L113 260H111V258H108V257H111ZM130 256V255H129ZM140 256L142 257V258H140ZM163 256V257H162ZM206 256H208V257H206ZM217 256H219V257H217ZM19 257H21L22 258V256H19ZM44 257V256H43ZM43 257H42V259H39L40 260V262H38V263H43L42 261L44 260L45 261V259H43ZM63 257V258H62ZM88 257V258H87ZM114 257V258H115ZM128 257V256H127ZM138 257H139V259H138ZM162 257V258H161ZM212 257V258H211ZM21 258H18V256H17V260L18 259H20V261H24V260H27V257L24 259V258H22L23 260H21ZM55 258L57 259V261L55 260ZM75 258V257H74ZM77 258L76 259H74V264H75V262H76V260H77ZM83 258V259H84ZM124 258H126V259H124ZM171 258V259H170ZM205 258V259H204ZM208 259V261H207V259ZM28 259H29V257H28ZM72 259V258H71ZM88 259H90V263H89V260ZM96 259V258H95ZM116 259V258H115ZM141 259V260H140ZM160 259H162L161 261H160ZM42 260V261H41ZM66 260H68V258H66ZM69 260H70V258H69ZM68 260V261H69ZM78 260H79V258H78ZM106 260V261H105ZM121 261H123L122 260V258L120 259ZM120 260L119 261H117V262H115V261H113V262H115V264L116 263H120ZM133 260H134V262H133ZM168 260H169V263H168ZM172 260V261H171ZM211 260V261H210ZM11 261V262H12ZM46 261H47V259H46ZM52 261V262H51ZM71 261V260H70ZM125 261H123L124 263H125ZM140 261H142V262H140ZM36 262V263H37ZM48 262V261H47ZM66 263H68L67 261H65ZM73 262V261H72ZM77 262H79V261H77ZM76 262V263H77ZM82 263L84 262H86L85 260L83 261H81ZM94 262V261H93ZM96 263H98L97 262V259H96V261H95ZM112 262V263H113ZM132 262V263H131ZM62 264H64V262H61ZM65 263V264H66ZM83 263V264H84ZM95 263V264H96ZM100 263V262H99ZM98 263V264H99ZM15 264V263H14ZM43 264H47V263H43ZM69 264V263H68ZM73 264V263H72ZM78 264H81V263H78ZM86 264V263H85ZM93 264V263H92ZM107 264V263H106ZM121 264H123L122 262H121Z\"/></svg>", "mask_w": 264, "mask_h": 264}, {"label": "bare ground", "instance_id": "obj_2", "mask_svg": "<svg viewBox=\"0 0 264 264\" xmlns=\"http://www.w3.org/2000/svg\"><path fill=\"white\" fill-rule=\"evenodd\" d=\"M0 1H1V0H0ZM3 1H4V0H3ZM11 1H12V0H10V1H8V2L10 3ZM21 1H22L24 4H26V2H24L25 0H24V1H23V0H20V2H21ZM26 1H28V0H26ZM71 1H72V0H71ZM71 1H70V2H71ZM8 2L5 3V1H4L3 4H2V1H1L0 4L4 5V3H5V5H7ZM70 2H69V3H70ZM86 2H87V3H88V2H92V0H88V1L86 0ZM11 3L19 4L18 0H17V2H16V0H13V2H11ZM11 3L8 4V5L11 6ZM23 3H22V7H20L21 4H19L18 7H17L16 5H14V4H12V6L14 5L13 7H15V8L17 7L16 9H18L19 7H20L21 9H23V7H24V6H23ZM65 3H66V1H65ZM74 3H75V2H74V0H73V5H75ZM66 4H67V3H66ZM26 5L28 6L29 4H26ZM0 6H1V5H0ZM12 6H11V7H12ZM65 6H66V5H65ZM1 7H3V6H1ZM5 7H6V9L8 8V6H5ZM5 7H4V8H5ZM29 7H30V6H28V9H29ZM73 7H74V6H73ZM66 8H67V7H66ZM28 9H27V11H26V6H25V8L23 9V11L25 10L26 12H28ZM68 9H69V7H68ZM71 9H72V8H71ZM9 10H11V9H9ZM14 10H15V9H14ZM30 10H31V8H30ZM30 10H29V13H28L29 15H30ZM7 11H8V10H7ZM15 11H16V12H15ZM15 11H14V12L17 14V17H18V11H19V12L21 11V14H22V12H23L22 10H15ZM25 11H24V13H25ZM66 11H67V10H66ZM66 11H65V13H63V14H66ZM10 12H11V11H10ZM10 12H9V14H10ZM14 12H13V13L11 12V14H10V16L12 17V18L9 17L10 22H14L13 20H16V18H17V17H16V14H15ZM58 12H59V14H58L59 17L63 18V16H65V15L60 16V15H61V14H60V11H58ZM69 12H71V11L68 10L67 13L69 14ZM24 13H23L22 15H24V19L27 17L26 19H28V20H27V22H28V21L30 20V16H29V17H28V16H25ZM61 13H62V12H61ZM101 13H102V12H100V14H99L100 16H101ZM13 14L15 15L16 18H13ZM26 14H27V13H26ZM28 14H27V15H28ZM68 14H66V16H67ZM84 14H87V12L84 13ZM87 15H89V13H88ZM102 15H103V13H102ZM20 16H21V15H20ZM90 16H91V15H90ZM97 16H98V15H97ZM188 16H189V15H188ZM193 16H194V15H193ZM195 17H196V16H195ZM10 18H11V19H10ZM21 18H23V16H21L20 19H21ZM97 18H98V17H97ZM102 18H103V17H101V18L99 17V19H102ZM193 18H194V17H193ZM26 19H25V20H26ZM188 19H189V18H188ZM11 20H12V21H11ZM25 20L21 21L23 24H22V23L19 24V25H22V27L19 28L20 31H18L19 29H18V30H14L13 28H12V29H11V28L8 29V27H6V26H4V25H3V28H1L2 30L5 31V32L3 31L4 36H5L6 31H7V34H8V32H10V31L12 32V31L14 30L16 33H14V31H13V32H12V35H13V33H14V34H17V35H16L17 37H15V35L12 37L13 39L16 38V41L13 40V39L11 38V36H12V35H11V32L9 33V34H10L9 37H8V36L4 37V38H5V42H7L8 40H9L8 42H11V40L14 41V42H11V43H8V42H7V43H8L7 46H8L9 44L11 45L12 43H14L13 45H14L15 47H13V45H11V46L9 45V46L7 47L6 44H5V42H4V40H3V41H0V42H1V45L4 44L5 47H6V48H5V47L3 46V47L5 48V50H4V48L0 45V46L2 47V49H3V50H2V49L0 48V52H2L3 55H5V54H9V55H7V56L9 57V60H11L12 62L15 61V60H16L17 62H20V61H19V60H20L19 57H20V52H21V50L23 49V51L21 52L22 54H23V52H25L24 49L27 50V47L23 48L24 46H22V45H24L25 43L22 44V45L20 44V43H22V41H23V42H26L27 45H29L28 47L30 48V50H31V48H32V47L30 46V44H31L32 46H33V45H34V46L39 45V42H38V44H34L35 41H33V39H34L33 36L35 35V33H34L33 30L35 29V27H34V26H31V25H30L31 23H29V26H28V23H25ZM194 20H195V19H194ZM197 20H198V19H197ZM210 20H211V19H210ZM219 20H220V19H219ZM51 21H52V22H51ZM97 21L99 22L98 19H97ZM100 21H102V20H100ZM198 21H200V20H198ZM201 21H202V20H201ZM29 22H30V21H29ZM50 22L53 23L54 21L51 19V20L49 21V23H50ZM209 22H210V21H209ZM198 23H199V22H198ZM201 23H202V22H201ZM26 24H27V25H26ZM53 24H55V23H53ZM193 24H194V23H193ZM1 25H2V24H0V27H1ZM19 25H18V26H19ZM25 25H26V28H27V26L29 27V28H27V30H28L27 33H25V32H26ZM50 25H51V24H50ZM190 25H191V24H190ZM196 25H198V24H196ZM204 26H205V25H204ZM207 26H208V25H207ZM209 26H210V25H209ZM4 27H6L9 31H8V30H5L6 28L4 29ZM19 27H20V26H19ZM23 27H24V28H23ZM31 27H32V28H31ZM49 27H52V26H49ZM53 27L56 28L55 25H54ZM57 27H58V26H57ZM59 27H60V26H59ZM199 27H200V26H199ZM30 28H31L32 30H31ZM60 28H61V30H62V26H61ZM63 28H64V27H63ZM10 29H11V30H10ZM21 29H22V31H24V29H25V32H22ZM29 29H30V31H33V33H32V32L30 33V32H29ZM197 29H198V28H197ZM219 29H220V28H219ZM37 30H38V28H37ZM63 30H65V29H63ZM63 30H62V31H63ZM222 30H223V29H222ZM201 31H202V30H201ZM211 31H213V29H212ZM224 31L226 32V28H225ZM1 32H2V31H1ZM1 32H0V36L2 35ZM39 32H40V31H39ZM225 32H223V33H225ZM231 32H232V31H231ZM18 33H19V34H18ZM24 33H25V34H24ZM29 33H30V34H29ZM219 33H220V32H219ZM227 33H228V32H226L225 34H227ZM7 34H6V35H7ZM20 34H21V38H20ZM23 34L26 35V36H27V34H28L30 37L32 36V40H31V38H29V36H28V38H27V37L24 36ZM32 34H33V35H32ZM60 34H61V33H60ZM73 34H74V33H73ZM199 34H200V33H199ZM216 34H217V33H216ZM18 35H19V36H18ZM57 35H59V34H57ZM57 35H55V37L53 38L55 41H56L55 38H57ZM171 35H172V34H171ZM178 35H179V34H178ZM182 35H183V34H182ZM221 35H222V34H221ZM236 35H237V34H236ZM2 36H3V35H2ZM22 36H24V37H22ZM72 36H74V35H72ZM167 36H168V35H167ZM176 36H177V35H176ZM188 36H189V35H188ZM223 36H224V35H223ZM223 36H222V37H223ZM234 36H235V35H234ZM14 37H15V38H14ZM18 37H19V38H18ZM25 37H26V39H28V41H26ZM58 37H59V36H58ZM74 37H75V39H76V35H75ZM74 37H73V38H74ZM177 37H178V36H177ZM190 37H191V36H190ZM192 37H193V36H192ZM224 37H225V36H224ZM2 38H3V37H2ZM2 38H0V39H2ZM4 38H3V39H4ZM8 38H9V39H8ZM22 38H24V39H22ZM59 38L61 39V35H60ZM173 38H174V37H173ZM184 38H185V37H184ZM235 38H236V37H235ZM239 38H241V37H239ZM6 39H7V40H6ZM10 39H11V40H10ZM19 39L22 40V41H20ZM29 39H30V40H29ZM43 39H44V38H43ZM43 39H41L40 42H43V44H45V43H49L50 45H47V44H46V45H47L48 47L50 46L49 48L51 49V43H54L55 41L53 40L52 42H48L47 40H52V38H51V39L47 38V40L44 39V40L46 41V42H45V41H43ZM167 39H168V38H167ZM181 39H182V38H181ZM186 39H187V38H186ZM214 39H215V38H214ZM229 39H230V38H229ZM24 40H25V41H24ZM57 40H58L59 43H58V42H55L56 45H58V44L62 45V44H61V41H63V40L61 39V40L59 41L58 38H57ZM169 40H170V38H169ZM171 40H172V39H171ZM217 40H218V39H217ZM18 41H19V43H18ZM30 41H31V42L33 41V42L31 43ZM160 41H165V40H160ZM182 41H183V40H182ZM185 41H186V40H185ZM185 41H184V42H185ZM188 41H189V40H188ZM193 41H194V40H193ZM230 41H231V40H230ZM236 41H237V40H236ZM2 42H4V43L2 44ZM29 42H30V44H28ZM44 42H45V43H44ZM214 42H215V41H214ZM234 42H235V41H234ZM15 43L20 44V46H22V49L20 48L21 50L19 49V50H20L19 52H13V54L11 53L13 56H14L16 53H18V56H19V57H18L17 55H15V56H16V57H15L16 59H15V58L10 59L12 55H11L10 53H5V51H6L7 49H10V48H12V49H13V48H16V45H17V44L15 45ZM36 43H37V42H36ZM55 43L52 44V45H55ZM62 43H63V42H62ZM185 43H186V42H185ZM196 43H197V40H196ZM198 43H199V42H198ZM198 43H197V44H198ZM218 43H219V42H218ZM41 44H42V43H41ZM176 44H177V43H176ZM180 44H181V43H180ZM212 44H213V43H211V45H212ZM227 44H228V42H227ZM60 45H58V49H59V46H60ZM63 45H64V43H63ZM186 45H187V44H186ZM215 45H217V44L215 43ZM215 45H214V46H211V47H215ZM231 45H232V44H231ZM18 46H19V45H18ZM18 46H17V49H18ZM20 46H19V47H20ZM39 46H41V47H40L41 50H42L44 47H46L45 45H44V46H43V45H39ZM42 46H43V47H42ZM65 46H67V45H65ZM65 46H64V48H63V46H62V48L64 49V51H66V52L69 51V50L72 51V48L68 50V49H65ZM175 46H176V45H175ZM188 46H189V45H188ZM190 46H191V44H190ZM226 46H227V45H226ZM9 47H10V48H9ZM36 47H37V46H36ZM52 47H53V46H52ZM71 47H72V46H71ZM167 47H168V46H167ZM186 47H187V46H186ZM235 47H237V45H236ZM240 47H241V45H240ZM29 48H28V50H29ZM34 48H35V47H34ZM34 48H33V49H34ZM62 48H60V49H62ZM68 48H70V47H68ZM73 48H74V47H73ZM225 48H226V47H225ZM228 48H229V46H228ZM228 48H226V49H228ZM233 48H234V47H233ZM12 49H10V50H12ZM17 49H13V50H14V51H15V50L17 51ZM53 49H54L53 52H55V50H58V49H56L55 47H54ZM63 49H62V50H63ZM198 49H199V48H198ZM198 49H196V50H198ZM212 49H213V48H212ZM240 49H241V48H240ZM240 49H238V50H240ZM242 49H243V47H242ZM1 50H2V51H1ZM10 50H8V52H9ZM41 50H39L38 47H37V51H36V49H35L36 53L34 52L35 55L38 54V52H40ZM74 50H75L76 52H73V54H76V53H77L76 56H77V55H79V56H77V59H76V58H74L75 55H73L74 57H72V56H71L72 52L69 51V53H67V54H68V55L70 54L71 57L68 56V59H69V57H70V58H72L74 61H78V63H77L78 65H79V62H80L81 64L84 62V63H83L84 65L82 64L83 66H82L81 64H80L81 66H79L82 70H81L80 68H78V69H80L81 71H84L86 68H88V65L85 64L86 62H85L84 60H82V56H83V57L85 56V54H84L85 51H84V50L82 51V49H80V50H81V51H80V50H78L77 48H76V49L74 48ZM74 50H73V51H74ZM160 50H161V49H160ZM175 50H176V49H175ZM210 50H211V49H210ZM230 50H231V49H230ZM246 50H248V49L246 48ZM42 51H43V50H42ZM60 51H61V50H60ZM64 51H61V53H58V52H59V50H58V52H55V53H56V54H66V53H64ZM77 51L79 52V54H78ZM226 51H227V50H226ZM226 51H223V52H226ZM240 51H241V50H240ZM242 51H243V50H242ZM242 51H241V52H242ZM6 52H7V51H6ZM10 52H11V51H10ZM28 52H30V51H28ZM28 52L26 51L27 54L24 53V54H23L24 56L21 54V57H24V59L26 58V59H25V62L23 61V58H21V62H20V63H21L23 66H24V64L22 63V61H23L24 63H27V65H28V61H29V60H27V57L29 58V57H30V54H32V53L29 54ZM62 52H63V53H62ZM82 52H83V53H82ZM168 52H169V51H168ZM172 52H173V51H172ZM204 52H205V51H204ZM208 52H209V51H208ZM235 52H236V51H235ZM14 53H15V54H14ZM34 53H33L32 55H34ZM55 53H54V54H55ZM196 53H197V51H196ZM226 53H227V52H226ZM233 53H234V51H233ZM245 53H246V52H245ZM245 53L243 52V54H245ZM0 54H1V53H0ZM2 54H1V55H2ZM81 54H82V56H80ZM183 54H185V52H184ZM202 54H203V53H202ZM205 54H206V53H205ZM221 54H222V53H221ZM229 54H230V53H229ZM249 54H250V53H249ZM1 55H0V56H1ZM3 55H2V56H3ZM166 55H167V54H166ZM233 55H234V54H233ZM237 55H240V52H239ZM247 55H248V53H247ZM252 55H254V54L252 53ZM2 56H1V57H2ZM7 56H4V57L7 58ZM25 56H26V57H25ZM36 56H37V60H38V57H39L40 55H36ZM202 56H203V57H206V56H204V55H202ZM222 56H223V55H222ZM226 56H227V55H226ZM235 56H236V55H235ZM235 56H234V57H235ZM241 56L243 57V59L246 58V57H244L243 55H241ZM262 56H263V55H262ZM262 56H261V58H262ZM17 57H18L19 59H17ZM31 57H32V56H31ZM33 57H34V56H33ZM33 57H32V59H34V61H35V58H33ZM41 57H42V56H40V58H41ZM59 57L61 58V55H59ZM64 57H65V58H64ZM236 57H237V56H236ZM242 57H241V58H242ZM253 57L255 58V56H253ZM256 57H257V56H256ZM40 58H39V60H41ZM62 58H64L65 60L69 61V60L66 58L65 55H62ZM78 58H80L81 60L78 59ZM221 58H222V57H221ZM237 58H240V56L237 57ZM258 58H259V57H258ZM258 58H257V59L255 58L254 60L257 61ZM2 59H3V57H2ZM14 59H15V60H14ZM32 59L30 58V60H32ZM64 59H63V60H64ZM75 59H76V60H75ZM83 59H84V58H83ZM169 59H170V58H169ZM224 59H226V58H224ZM224 59H223V60H224ZM251 59H252V58H251ZM5 60H8V58L5 59ZM26 60H27V61H26ZM65 60H64V61H65ZM73 60H72V62H73ZM79 60H80V61H79ZM203 60H205V59H203ZM206 60H207V58H206ZM206 60H205V62H206ZM208 60H209V59H208ZM238 60H239V59H238ZM245 60H246V59H245ZM245 60H244V61H245ZM252 60H253V59H252ZM260 60H261V59H260ZM260 60H258V61L260 62ZM16 61L13 62V64H14V63H17ZM70 61H71V59H70ZM70 61H69V62H70ZM209 61H210V60H209ZM227 61L229 62V60H227ZM239 61H240V60H239ZM244 61H243V63H246V62H244ZM72 62H70V63H72ZM172 62H173V60H172ZM241 62H242V61H241ZM241 62H239V63H241ZM20 63L15 64L16 66L12 65V66H14L15 68L11 66V67H12V70L14 69V71H12V73L15 72V71H17V70L19 69V67H20V65H21ZM210 63H211V62H210ZM212 63H214V62H212ZM212 63H211V65H212ZM255 63H256V62H255ZM257 63H258V62H257ZM206 64H207V63H206ZM216 64H217V63H216ZM249 64H251V62H250ZM258 64H259V63H258ZM17 65L19 66L18 68H17ZM58 65H59V64H57V66H58ZM74 65H76V62H74ZM78 65H77V67H78ZM85 65H86L87 67H85ZM207 65H208V64H207ZM209 65H210V64H209ZM214 65H215V64H214ZM243 65H244V64H243ZM255 65H256V64H254V66H255ZM263 65H264V63H263ZM263 65H262V66H263ZM57 66H55V68H56ZM171 66H172V65H171ZM218 66H219V65H218ZM258 66H259V65H258ZM0 67L2 68L1 65H0ZM4 67H5V66H4ZM4 67H3V68H4ZM37 67H39V66H37ZM37 67L35 66L34 69H33V68L31 69V70H33V71H32V74H33V72H34V70H35L34 75H32L31 73H29V72H30V70H29L30 68H29L28 66H25L24 68L21 66V68L26 72V73H24L26 77L28 76V78H29V77H32V76H33L32 78H29V79L26 78V77H24L23 70L20 68L21 73L23 74V75H21V74H20V75L24 77V81H25V82H22V81H21V77H19V76H20V75H19V73H20L19 70H18V71H19L18 73L16 72L17 74L13 73V74H15L16 77H14V75H12V73L10 72V70H8V72H10L11 75H10L9 73H7V75L12 77V80H13V81H12V80H8V79H11V77L9 78V77H7V75H5L6 72H7L6 69H5V68H4L5 70H4L3 68H2V70L0 69V70L2 71L1 73H3V71H4V72L6 71L4 75L7 77V79H5V81H2V78L0 79V85H1V86H0V91L2 90L1 87H3V90H4V91L2 90V92L0 93V96H1V95L3 96V94H4V96H7V98H8V101H7V98H5L4 96H3V98H0V100H1V99H4V100L6 101V103H5V102H2V100L0 101V107L2 108V107L4 106L3 110L0 109V110L2 111V113H4V114H2V113H0V114H1L2 116H4L5 113H8V115H7V114L5 115V116L8 117V118L6 117L7 120H5L4 117L1 118L2 116L0 115V119H3L4 125H5V123L7 124L8 120H9V123H8V124H10V123L12 124V122H13L14 120H15L14 123L17 124L16 120L18 119V117L15 115V114L18 115V113H19V112H17V111H18V108H17V107H20V108H21V109H20L21 112H22V110H23V111L25 110V113L28 112V115H30V116L32 115V116L34 117V115L32 114V112L29 113L32 109H31L30 111H26L27 109L29 110V107H28V106L32 105V103H33V104L36 103V101H37V103H38V99H36V97H38V95H40V97H42V98H43V97L46 98V97L49 96V97L47 98V100L45 99L46 101H48L49 98L54 94L53 92L51 93V96H50V94H49L50 91L53 90V88H54V86L52 87V85H51V83L53 84V81L51 82V80H54V79H51V78H53L54 74H53V76H52V74L50 73L51 75H49V77H48V76H46V75H48V74H47L48 69H47L46 67H43L44 69L41 67L44 71H45V68L47 69V71H45V73H44V71L42 72V69H41L40 67H39V68H37ZM60 67H61V66H60ZM60 67H59V69H61ZM84 67H85V68H84ZM169 67H170V66H169ZM172 67H173V66H172ZM208 67H209V66H208ZM210 67H211V66H210ZM251 67H252V66H251ZM256 67H257V65H256ZM16 68H17V69H16ZM26 68H27V70H26ZM28 68H29V69H28ZM35 68H37V70H36ZM83 68H84V70H83ZM184 68H185V67H184ZM211 68H213V67H211ZM223 68H224V67H223ZM246 68H247V67H246ZM259 68L262 69V68H261V65L259 66ZM208 69H209V68H208ZM213 69H216V70H217V68H213ZM218 69H219V68H218ZM28 70H29V72H28ZM39 70H41V72H42V75L40 76V79H39V77L37 78V76H38L37 74H39V73L41 74V72H40ZM55 70H56V69H55ZM55 70H54V68H53V71H54V72H56ZM80 70H79V72H78V75H79V73H81ZM184 70H185V69H184ZM190 70H191V69H190ZM219 70H220V69H219ZM219 70H218V71H219ZM225 70H226V69H225ZM227 70H228V69H227ZM230 70H232V68H230ZM234 70H235V68H234ZM36 71H38L39 73L37 72V74H35ZM57 71H58V72H57L58 74L61 73V71L58 70V68H57ZM59 71H60V73H59ZM85 71H86V70H85ZM85 71H84L82 74H80V75H84ZM203 71H204V70H203ZM223 71H224V70H223ZM223 71H221V72H223ZM232 71H233V70H232ZM64 72H66V70L63 71V68H62V75H64ZM226 72H227V71H226ZM233 72H234V71H233ZM254 72H255V71H254ZM66 73L69 74V72H66ZM71 73H72V74H71V77H73V79H71V81H73V83H72V85H73V84H76V83L78 82V80H77V82L74 83L76 80H74V77H75V76L73 75V74H76V75H77V73H76V72H75V73L71 72ZM87 73H88V72H87ZM92 73H93V72H89V73H88V76H87V77H90L89 79H91V76H90V75H92ZM104 73L106 74V72H104ZM116 73H117V72H116ZM125 73H126V72H125ZM135 73H136V72H135ZM189 73H190V72H189ZM189 73H188L187 76L190 77L191 75H190ZM223 73H225V72H223ZM241 73H243V72H241ZM252 73H253V72H252ZM256 73H258V72H256ZM27 74H30V75H32V76L27 75ZM43 74H45V76H44ZM58 74L55 75V76L57 77V80H55L56 82H54V84L57 85V87L55 86L56 88H54V92H56V94H58L59 91L61 90V88H60L61 85H59V84H61L60 82H63L64 80H66V79L62 80L63 78L61 79V77H65V76L68 75V74H65V76H61V74H60L61 77H58V76H59ZM99 74H100V73H99ZM99 74H98V75H99ZM105 74H104V76H105ZM109 74H110V73H108L106 76H108ZM112 74H113V73H112ZM122 74H124V73H122ZM127 74H128V73H127ZM136 74H137V73H136ZM178 74H179V73H178ZM186 74H187V72H186ZM191 74H194V73H191ZM218 74H219V73H218ZM227 74H228V73H227ZM227 74H226V75H227ZM243 74H244V73H243ZM243 74H242V75H243ZM247 74H249V72H248ZM253 74H255V73H253ZM253 74H252V75H253ZM258 74H259V73H258ZM35 75H36V77H35ZM80 75H79V76H80ZM113 75H114V74H113ZM220 75H221V74H220ZM220 75H218V76H220ZM224 75H225V74H224ZM237 75L239 76V73H238ZM240 75H241V74H240ZM242 75H241V76H242ZM245 75H246V74H245ZM17 76H18V79H20V80L17 79V80L19 81V83H18V81H15V82H14V80H16ZM42 76H43V77H46L45 79H46V82H47L48 85L46 84V82H45L44 79H41ZM55 76H54V78H55ZM79 76H76V78L78 77V79H79V78H80ZM101 76H102V75H101ZM101 76H100L99 80H97L96 82L99 81V82L101 83V81H100ZM131 76H132V75H131ZM140 76H141V78H139L138 76L136 77V78H137L136 81H139V80L142 79V74H141ZM193 76H196V75H193ZM193 76H191V77L194 78ZM230 76H231V75H230ZM233 76H235V75H233ZM238 76H237V77H238ZM241 76H239V78H240ZM261 76H262V75H261ZM13 77H14L15 79H14ZM23 77H22V78H23ZM34 77L37 78V79L35 80L36 82L33 80V81H34V82H33V85H31L30 82H31L32 80H30V79H33ZM47 77H48V80H50V79H51V80L48 81V80H47ZM50 77H51V78H50ZM71 77H70V78H71ZM81 77H83V78H81V80H82V79H83V80L85 79L84 81H86V79H88V78L86 77V74H85V76H81ZM84 77H85V78H84ZM120 77H122V75H121ZM189 77H188V78H189ZM196 77H197V76H196ZM227 77H228V76H227ZM227 77H226V78H227ZM237 77H235V78H237ZM247 77H248V76H247ZM249 77H251V76H249ZM252 77H253V76H252ZM255 77H257V75H256ZM255 77H253V78H255ZM262 77H263V76H262ZM4 78H5V77H4ZM4 78H3V80H4ZM58 78H59V79H58ZM109 78H110V76H109ZM122 78H123V77H122ZM127 78H128V76H127ZM138 78H139V79H138ZM144 78H145V77H144ZM165 78H166V77H165ZM188 78H187V80H188ZM192 78H190V79H192ZM223 78H224V77H223ZM230 78H232V77H230ZM244 78H246V77H244ZM260 78H261V77H260ZM26 79H27L28 81L30 80V82H29V83L26 82V81H27ZM89 79H88V82H89ZM93 79H94V78H93ZM93 79H92V82L95 81V80L93 81ZM97 79H98V78H97ZM107 79H108V78H107ZM113 79H115V78H113ZM129 79H131V78H129ZM190 79H189V80H190ZM197 79H198V78H197ZM218 79H220V78H218ZM221 79H222V78H221ZM249 79H250V78H249ZM249 79H248V80H249ZM251 79H252V78H251ZM256 79H257V78H256ZM262 79H263V78H262ZM262 79H260V80H262ZM7 80H8V81H7ZM22 80H23V79H22ZM37 80L39 81L38 83H37ZM41 80H44L45 85H47L48 88H50L49 90L47 89V92L49 91V92H48L49 95L47 94V92H46V90H45V89L47 88V86H45V85L43 84L44 82L41 81ZM83 80H82L81 82L79 81V82L77 83V84H79V85L76 84L77 86L75 85V86L73 87V86L71 85V87H70V86H69V87L67 86V88H66V86H65L66 89H69V90H70V88H71V90H72V92H70L69 90H67L69 93H68V92H65V93H66L65 95H66L67 97H68V95L70 96V94L73 93V94H72V103L75 102V104H76L77 101H75V100H76L77 98L79 99V97H80V96H78V94H77L78 97L76 98V95H75L74 91H75V92H76V91H79V89H77V87H79L81 84H83V82H84ZM108 80H109V79H108ZM192 80H193V79H192ZM194 80L196 81V79H194ZM223 80H224V79H223ZM226 80H227V79H226ZM233 80H234V79H233ZM242 80H244V82H245V79H242ZM242 80H241V81H242ZM248 80H247V82H249ZM11 81H12L13 83H15V84H16V83H18V84H24V85H22V87L25 86V84L28 83L27 85H30L32 89H34V87L36 86L35 83H37L38 86H36V89L38 90L37 92H39L40 94H39V93L37 94L36 89H34L35 92H36V94H37V96H36V94H35V92H34V94H32V96H33V95H35V96H33L32 99L35 98L36 100H32V101H31V99H30V101L32 102V103L30 104V101L28 102V99H29V96H31V95L27 94V92H31V91L33 92V90H31V88H28L29 86L25 87V88L30 89V91H28L27 89L23 90L24 92L26 91V92H25L26 94H24V92H23V94H24L25 96L23 95L24 97H22V96H21V95H22V94H21V93H22V90H21V88H20L21 85L19 86L18 84H16L17 86L13 87V86H12L13 83L9 84ZM20 81H21L22 83H20ZM40 81H41V82H40ZM59 81H60V82H59ZM68 81H69V80H66V81H64L63 83H65V82L67 83ZM71 81H69V82H71ZM121 81H122V80H121ZM134 81H135V80H134ZM199 81H200V80H199ZM199 81H198V82H199ZM215 81H216V80H215ZM235 81H236V80H235ZM238 81H239V80H238ZM252 81H254V79H252ZM256 81H259V80H256ZM256 81H254V82H256ZM2 82H4L3 85H2ZM5 82H6V84H9V85H5ZM7 82H8V83H7ZM42 82H43V83H42ZM49 82H51V83H49ZM57 82H58V83H57ZM96 82H95V83H96ZM99 82L96 83V84H98V85H96V86L93 85V86H95V87L97 88V87H99L101 84H103V83H101V84L99 85ZM113 82H114V81H113ZM125 82H126V81H125ZM191 82H192V81H191ZM218 82H219V81H218ZM221 82H222V81H221ZM242 82H243V81H242ZM250 82H251V81H250ZM250 82H249V83H250ZM39 83H42V84H39ZM56 83H57V84H56ZM90 83H91V82H90ZM109 83H111V82H109ZM109 83H108V84H109ZM123 83H124V82H123ZM132 83H133V82H132ZM136 83H137V82H136ZM139 83H141V86H142V80H141V82L139 81ZM219 83H220V82H219ZM225 83H226V82H225ZM233 83H234V82H233ZM235 83H236V82H235ZM251 83H252V82H251ZM262 83H263V81H262ZM262 83H261V84H262ZM34 84H35V85H34ZM54 84H53V85H54ZM92 84H94V83H92ZM117 84H118V80H117ZM197 84H199V83H197ZM205 84H206V83H205ZM210 84H211V83H210ZM215 84H216V83H215ZM215 84H214V85H215ZM221 84H222V83H221ZM226 84H227V83H226ZM238 84H239V83H238ZM244 84H246V83H244ZM253 84H254V83H253ZM258 84H259V83H258ZM258 84H257V85H258ZM4 85H5V86H4ZM41 85H42V86L44 85V86H43V89H42L43 92L40 90V88L42 87ZM50 85H51V86H50ZM86 85H87V84H86ZM86 85H84L83 90H84V88H86L87 86L90 87V85H87V86H86ZM103 85H105V84H103ZM123 85H124V84H123ZM138 85H140V84H137V85L135 84V87L137 86L136 89H139V88H140V87L138 88ZM158 85H159V84H158ZM193 85H195V84H193ZM199 85H200V84H199ZM224 85H225V84H224ZM227 85H228V84H227ZM240 85H241V84H240ZM6 86H11L12 88H16V87L19 86L17 89L20 90V93H18V92H19L18 90H17V92H16V91H15V92L12 91V92H13V93H16V94H13V95L18 96V100H20V101H17V102L13 101L14 104H15V106H14V104H13L12 106L8 105L10 108H12V107L14 106L15 108L13 107L12 109H15V110L17 109V111H13L12 109H10V111H9V109H8L7 103L9 102V104H10V103L12 102V101H11L12 99L15 100V97H14V98H10V97H12V96L8 97L9 94H10V92H8V95H6V94H7ZM33 86H34V87H33ZM39 86H40V88H39ZM49 86H50V87H49ZM58 86H59V89H58ZM93 86H92V87H93ZM115 86H116V84H115ZM115 86H114V87H115ZM133 86H134V85H133ZM147 86H148V85H147ZM220 86H221V85H220ZM252 86H253V85H251V87H252ZM44 87H46V88L44 89ZM51 87H52V89H51ZM103 87H104V86H103ZM129 87L131 88L130 85H129ZM161 87H162V86H161ZM208 87H209V86H208ZM224 87H225V86H224ZM228 87H229V86H228ZM232 87H233V86H232ZM237 87H238V86H237ZM243 87H244V86H243ZM243 87H242V88H243ZM4 88H5V89H4ZM23 88H24V87H23ZM62 88H63V91L61 90L62 93H61V92H60V93L62 94L63 98H62L61 95H60L61 98H59V99H60L61 103H62V100H63L64 104H60V105L58 104V105H59V106L62 105L63 107L66 108L67 105L69 106V103H70L69 101H70L71 97H68V98L65 97V99H64V95H63V93H64V91H65L66 89L64 88L63 85H62ZM104 88L107 89L106 86H105ZM104 88H103L102 90H104ZM108 88H109V87H108ZM119 88H120V87H119ZM127 88H128V87H127ZM130 88H129V89H130ZM146 88H147V87H146ZM195 88H196V87H195ZM200 88H201V87H200ZM235 88H236V86H235ZM245 88H246V87H245ZM245 88H244V89H245ZM249 88H250V87H249ZM64 89H65V90H64ZM74 89H75V90H74ZM81 89H82V88H81ZM94 89H95V88H94ZM94 89L92 90V92L89 91V93L92 94V97H93ZM99 89H101V88L96 89V91H98ZM106 89H105V90H106ZM142 89H143V88H142ZM148 89H149V88H148ZM164 89H165V88H164ZM198 89H199V87H198ZM237 89H238V88H237ZM239 89H240V88H239ZM254 89H255V88H254ZM15 90H16V89H15ZM58 90H59V91H58ZM90 90H91V89H90ZM102 90H101V91L99 90V91H100V92H103ZM105 90H104V91H105ZM109 90H111V89H110V88L108 89V93H109L108 96H109V98H112V100H113L115 97H114V98L111 97V96H112V95H111V94H112V91L109 92ZM143 90H144V89H143ZM143 90H142L141 93H143V92H145V93L148 92V91H146V90H145V91H143ZM151 90H152V89H151ZM154 90H155V89H154ZM162 90H163V89H162ZM162 90H161V91H162ZM199 90H200V89H199ZM234 90H235V89H234ZM251 90H252V89H251ZM262 90H263V89H262ZM57 91H58V93H57ZM133 91H134V90H133ZM140 91H141V89H140ZM140 91H139V92H140ZM152 91H153V90H152ZM205 91H206V90H205ZM210 91H211V90H210ZM220 91H221V90H220ZM232 91H233V90H232ZM235 91H237V90H235ZM235 91H234V92H235ZM249 91H250V90H249ZM253 91H254V90H253ZM32 92H31V93H32ZM41 92H42V93L45 92V93H46V97L44 96L45 93L42 94ZM85 92H86L85 90L82 91V94L84 93L83 95H85ZM87 92H88V91H87ZM105 92L107 93V91H105ZM105 92H104V93H105ZM125 92H126V91H125ZM135 92H137V90L134 91V95H137V99H138V100H136V98L133 97L132 99H134V98H135V99H134V101H132V102L134 103L135 100H136V101H139V102L136 104V105L138 106L140 102L142 103V101H140V100H143V99H140V100H139V98H140L142 95H141V93L138 92V94L141 95V96H138V94H135ZM154 92H155V91H154ZM154 92H152V93L154 94ZM201 92H202V91H201ZM226 92H227V91H226ZM229 92H230V91H229ZM250 92H251V91H250ZM254 92H255V91H254ZM5 93H6V94H5ZM78 93H79V92H78ZM96 93H97V92H95V94H96ZM104 93H103L102 95H104ZM108 93H107V94H108ZM114 93H115V92H114ZM127 93H128V92H127ZM156 93H157V92H156ZM166 93H167V92H166ZM207 93H208V92H207ZM220 93H221V92H220ZM232 93H233V92H232ZM237 93H238V92H237ZM240 93H241V92H240ZM17 94H19V95H17ZM20 94H21V95H20ZM87 94H88V93H87ZM98 94H99V93H98ZM115 94H117V93H115ZM115 94H113V95L115 96ZM128 94H129V93H128ZM132 94H133V92H132ZM225 94H226V93H225ZM225 94H224V95H225ZM254 94H256V92H255ZM11 95H12V93H11ZM28 95H29V96H28ZM42 95H43V96H42ZM47 95H48V96H47ZM73 95H75V98H76V99L73 98ZM83 95H82V96H83ZM99 95H100V94H99ZM143 95H144V94H143ZM145 95H147V93H146ZM145 95H144V97H145ZM150 95H151V93H150ZM221 95H222V94H221ZM224 95H223V96H224ZM243 95H244V94H243ZM2 96H1V97H2ZM19 96H20L21 98H19ZM57 96H58V95H57ZM85 96H88V95H85ZM85 96H83V98H86ZM108 96H106V98H105V96H104V98L107 99ZM126 96H127V94H126ZM130 96H131V95H130ZM235 96H236V94H235ZM254 96H255V95H254ZM25 97H26V98L28 97L27 100H25V99H26ZM55 97H56V96H55ZM55 97H54V98H55ZM58 97H59V96H58ZM90 97H91V95L89 94V96H88L87 98L90 99ZM92 97H91V99H93V100H92V101L90 100L91 102H90V101H89V102L92 103V105H93V104H94L93 101L96 100V98L94 99V98H92ZM96 97H97V96H96ZM98 97H99V96H98ZM98 97H97V98H98ZM116 97H117V96H116ZM119 97H120V95H119ZM149 97H150V96H149ZM156 97H157V96H156ZM228 97H229V96H228ZM232 97H234V96H232ZM239 97H240V96H239ZM241 97H244V96H241ZM9 98H10V100H9ZM38 98H39V97H38ZM42 98H41L40 101L43 100ZM54 98L51 97V100L54 99ZM99 98H100V97H99ZM109 98H108V99H109ZM150 98H151V97H150ZM157 98H158V97H157ZM166 98H167V97H166ZM166 98H165V99H166ZM225 98H226V97H225ZM225 98H224V99H225ZM235 98H236V97H235ZM245 98H246V97H245ZM252 98H253V97H252ZM252 98H250V99H252ZM255 98H257V97H255ZM258 98H259V97H258ZM261 98H262V97H261ZM55 99H56V98H55ZM78 99H77V100H78ZM88 99H87V100H88ZM105 99H104V100H105ZM125 99H126V98H125ZM125 99H123V100H125ZM127 99H128V98H127ZM129 99H130V97H129ZM163 99H164V98H163ZM174 99H175V98H174ZM216 99H218V97H217ZM232 99H233V98H232ZM248 99H249V98H248ZM259 99H260V98H259ZM259 99H258L257 102H259ZM263 99H264V98H263ZM23 100H24V101H23ZM66 100H69V101H66ZM83 100H84V99H83ZM83 100H82V98H81V100H79V102H80V101H83ZM85 100H86V99H85ZM104 100H103V101H104ZM118 100H119V99H118ZM120 100H121V98H120ZM144 100H145V99H144ZM241 100H242V99H241ZM246 100H247V99H246ZM10 101H11V102H10ZM22 101H23L24 103H23ZM26 101H27V102H26ZM40 101H39V103L42 104L43 101H42V102H40ZM56 101H57V100H56ZM56 101H51V103L54 102V103H53V104H54V105H53V108H54V106H57L56 104H57V102H58L59 100H58L57 102H56ZM60 101H59V103H60ZM99 101H100V100H99ZM99 101H98V102H99ZM116 101H117V100H115V102H116ZM125 101L127 102V100H125ZM146 101H148V100H146ZM146 101H145V102H146ZM164 101H165V100H164ZM169 101H171V100H169ZM210 101H211V100H210ZM218 101H219V100H218ZM226 101H227V100H226ZM233 101H235V100H233ZM238 101H239V100H238ZM261 101H262V100H261ZM48 102H49V101H48ZM48 102H46V109L51 110V109H49V108L52 107V106L49 105L50 103L48 104ZM65 102H66L67 105L65 104ZM67 102H68V103H67ZM79 102H77V103L80 105ZM84 102H85V101H84ZM84 102H83V104H84ZM101 102H102V100H101ZM105 102H107V100H106ZM109 102H110V100H109ZM112 102H113V101H112ZM128 102H130V101H128ZM166 102H167V100H166ZM171 102H172V101H171ZM171 102H170V103H171ZM222 102H223V101H222ZM222 102H221V103H222ZM228 102H229V101H228ZM244 102H245V101H244ZM251 102H252V100H251ZM253 102H254V101H253ZM257 102H256V103H257ZM1 103H2V104H6L8 110L6 109L5 105L2 106ZM16 103L19 104V105H20V103H22L23 107H21V106H19V105L17 106ZM25 103H26V106H25ZM39 103H38V104H39ZM55 103H56V104H55ZM99 103H100V102H99ZM117 103H118V102H117ZM135 103H136V102H135ZM141 103H140V105H143V104H141ZM143 103H144V102H143ZM146 103H147V102H146ZM163 103L166 105L165 102H163ZM175 103H176V102H175ZM218 103H219V102H218ZM221 103H220V105H221ZM232 103H233V102H232ZM241 103H243V102H241ZM43 104H45V102H44ZM47 104L49 105V106H48L49 108H47ZM75 104H71V103H70L71 106H75ZM83 104H81V105H83ZM103 104H104V103H103ZM112 104H113V103H112ZM124 104H125V103H124ZM126 104H127V103H126ZM172 104H173V102H172ZM172 104H171V105H172ZM209 104H210V103H209ZM213 104H214V103H213ZM216 104H217V103H216ZM235 104H236V103H235ZM257 104H258V103H257ZM27 105H28V106H27ZM64 105H65V106H64ZM76 105H77V104H76ZM79 105H77V107H78ZM84 105H85V104H84ZM87 105H88V104H86L85 106L87 107ZM97 105H99V104L96 103V101H95V106H97ZM100 105H101V104H100ZM128 105L130 106L131 104H128ZM136 105L134 104V106H136ZM145 105H146V104H145ZM160 105H161V104H160ZM165 105H164V106H165ZM168 105H169V103H167L166 106H168ZM222 105H224V104H222ZM230 105H231V104H230ZM232 105H233V104H232ZM237 105H238V104H237ZM239 105H241V104H239ZM247 105H248V104H247ZM24 106H25V107H24ZM39 106H40V104H39ZM43 106H44V105H43ZM68 106H67V107H68ZM71 106H70V107H71ZM85 106H81V107H79L80 109L78 108V109H79V112L77 111V113H79V115L76 114V111H75V112L73 111V110H77V108L74 109L75 107H73V109H71V108H72V107H71L70 109H71V111H73L74 113H73V112L71 113V111H69V114L71 113V114H70V117H67V116H69V114H67V113H68L67 110H70L69 107H68V109L66 108L67 110H66L65 108H63V107H60L61 109L63 108L62 111H60L61 109L57 106L59 109L56 107L55 109H52V110H54V111L57 112V113H59V111H60V112H63L62 115H63L64 117L69 118V119H71V116L73 117L74 115H77V116H83L82 114L85 113V112H86L85 115H86L87 117H90L89 115L93 114V113H92L93 110H95V111H93V112H94V114L97 116V119L100 118L99 115H102L101 112H100V110H99L100 114L98 115V113H99V112H98V109H100V108H102V107H100V106H99L100 108H99V107H96V109H97V111H96L95 107L92 106V107H93L92 111H91V109L89 108L90 114L88 113V115H87V112H88V111H86V107H85ZM88 106H91V104L88 105ZM129 106H128V107H129ZM164 106H163L164 110L168 111L169 109H165L166 106H165V107H164ZM169 106H170V105H169ZM173 106H174V105H173ZM173 106H172V107H173ZM255 106H256V105H255ZM260 106H261V105H260ZM26 107H27V109H26ZM84 107H85V110H84ZM24 108H25V109H24ZM82 108H83L84 111L82 110ZM87 108H88V107H87ZM131 108H132V106H131ZM138 108H139V107H138ZM138 108H137V109H138ZM161 108H162V107H161ZM168 108H169V107H168ZM174 108H175V106H174ZM174 108H172V109L170 108V109H171L170 112H172V110H173ZM211 108H212V107H211ZM220 108H221V107H220ZM233 108H234V106H233ZM236 108H237V107H235L234 110H236ZM239 108H240V107H239ZM242 108H243V107H242ZM242 108H241V109H242ZM247 108H248V107H247ZM247 108L245 107V109H247ZM4 109L7 110L8 112H5ZM40 109H41V112H39V114H38L40 117L37 116V115H35V116H37V117L39 118L38 120H40V119L43 117V115H44V114H42V111H43V113H44V108H42V106H41ZM46 109H45V111H46ZM64 109H65L67 112H66ZM209 109H210V108H209ZM215 109H216V108H214V112L211 111L212 114L215 113V112H217V111H215ZM222 109H223V108H222ZM229 109H231V108H229ZM243 109H244V108H243ZM263 109H264V108H263ZM57 110H58V111H57ZM81 110H82V111H81ZM138 110H139V109H138ZM158 110H159V109H158ZM176 110H178L177 107H176ZM179 110H180V109H179ZM207 110H208V109H207ZM212 110H213V109H212ZM216 110H217V109H216ZM258 110H259V108H258ZM1 111H0V112H1ZM32 111H33V110H32ZM64 111H65V112H64ZM80 111H81V115H80ZM107 111H108V110H107ZM127 111H128V110H127ZM181 111H182V110H181ZM239 111H240V110H239ZM239 111H238V112H239ZM241 111H243V110H241ZM247 111H248V110H247ZM9 112H10V113L12 112V113H14V114L10 115ZM47 112H48V111H47ZM49 112L53 113V111H49ZM49 112H48V113H49ZM55 112H54V113H55ZM82 112H83V113H82ZM95 112H96V113H95ZM182 112H183V111H182ZM186 112H187V111H186ZM208 112L210 113L209 110H208ZM220 112H221V111H220ZM249 112H250V111H249ZM254 112H255V111H254ZM34 113H35V112H34ZM36 113H38V112H36ZM36 113H35V114H36ZM64 113H65L67 116H65ZM109 113H111V112L109 111ZM120 113H121V112H120ZM122 113H123V112H122ZM136 113L138 114V111H137V110H136ZM139 113H140V112H139ZM151 113H152V112H151ZM164 113H165V112H164ZM172 113H173V112H172ZM172 113H170V114H171V115H170L171 120H172V116H173ZM178 113L180 114L179 111H178ZM203 113H204V111H203ZM218 113H219V112H218ZM228 113H229V111H228ZM239 113H240V112H239ZM243 113H244V111H243ZM243 113H242V114H243ZM250 113H251V112H250ZM21 114H22V113H21ZM21 114H20V115H21ZM41 114H42V115H41ZM49 114H50V113H49ZM55 114H56V113H55ZM55 114H54V115H55ZM73 114H74V115H73ZM94 114H93V116L91 115V118H92V117H95V118H96V116H95ZM105 114H106V113H105ZM115 114H116V113H115ZM134 114H135V113H134ZM137 114H136V116H138ZM140 114H142V111H141ZM146 114H147V113H146ZM173 114L176 115L175 112H174ZM183 114H185V113H183ZM183 114H182V115H183ZM223 114H224V113H223ZM226 114H227V113H226ZM235 114H236V113H235ZM9 115H10V118H9ZM28 115H26V116H27V117L29 118V120L31 121L30 123H32V118H31L32 116L29 117ZM54 115L51 114L50 117H52V116H54ZM57 115H58V114H57ZM57 115H55L54 117H58V116L60 115V113H59L58 116H57ZM62 115H61L60 117H58V118H61V117L64 118ZM85 115H84V116H85ZM168 115H169V114H168ZM186 115H187V114H186ZM186 115H185V116H186ZM190 115L192 116V114H190ZM206 115H207V114H206ZM210 115H211V114H210ZM214 115H216V114H214ZM218 115H219V117H220V114H218ZM11 116H13V117H11ZM21 116H22V115H21ZM45 116H46V115H45ZM77 116H74L75 118L71 119L72 122H70V123H74L73 120H74V119H77V118H76ZM84 116H83V117H84ZM134 116H135V115H134ZM136 116H135V118H136ZM139 116H140V115H139ZM148 116H149V115H148ZM153 116H154V115H153ZM163 116H164V115H163ZM163 116H162V117H163ZM199 116L201 117V115H199ZM27 117H26V120H28ZM47 117H48V116H47ZM54 117H52V118H54ZM104 117H105V116H104ZM110 117H111V115H110L109 117H107V118H109V119L111 120V122H109V124H110V123L113 124V122H114V121H113V120H114V117H113L112 119H111ZM115 117H116V116H115ZM118 117H119V116H118ZM129 117H130V116H129ZM140 117L142 118V116H140ZM140 117H139V118L137 117V118L140 119ZM179 117H180V116H179ZM183 117H184V116H183ZM186 117H188V119H189V116H186ZM195 117H196V116H195ZM202 117H203V116H202ZM240 117H241V116H240ZM244 117H245V116H244ZM246 117H247V116H246ZM254 117H256V116H254ZM11 118H12V119H11ZM13 118H17V119H14V120H13ZM62 118L60 119L61 121H62ZM67 118H66V119H67ZM81 118H82V117H81ZM91 118H90V119H91ZM95 118L92 119V120L95 121ZM107 118H104V119L107 120ZM137 118H136V120H137ZM164 118H165V117H164ZM173 118H175V120H177L176 117L173 116ZM177 118H178V114H177ZM211 118H213V117H211ZM214 118H216L215 120H217L218 116H217V117L215 116ZM214 118H213V120H214ZM220 118H221V117H220ZM220 118H219V119H220ZM22 119H24V117H21V122L23 123V120H22ZM34 119H35V117L33 118V121H34ZM64 119H65V118H64ZM66 119L64 120V122H63V121H62V122L65 123V122H66ZM69 119L67 120V122H68L67 124H68V125L70 124V123H69ZM78 119H79V118H78ZM83 119L86 120V117L83 118ZM83 119H81V120L83 121ZM88 119H89V118H88ZM88 119H87V120H88ZM115 119H116V118H115ZM181 119H182V117H181ZM188 119H187V120H188ZM229 119H230V118H229ZM234 119H235V118H234ZM256 119H257V118H256ZM4 120H5V121H4ZM11 120H13V121L10 122ZM38 120L35 119L36 122H37ZM41 120H42V119H41ZM71 120H70V121H71ZM98 120H99V119H98ZM98 120H97L96 122H98ZM102 120H103V117H102ZM110 120H108V121H110ZM143 120H144V119H143ZM145 120H146V118H145ZM178 120H180V119H178ZM183 120H184V119H182V122H183ZM185 120H186V119H185ZM185 120H184V121H185ZM190 120H191V119H190ZM215 120H214V121H215ZM225 120H226V119H225ZM238 120H239V119H238ZM247 120H248V119H247ZM252 120H253V119H252ZM82 121H80V119H79V121H78V120L76 121V123H77V122H80V123L78 124V126H80V125L82 126L81 123L84 122V121H83V122H82ZM104 121H105V120H103V122H104ZM137 121H138V120H137ZM139 121H140V120H139ZM193 121H195V120H193ZM203 121H204V120H203ZM228 121H229V120H228ZM233 121H234V120H233ZM250 121H251V120H250ZM262 121H264V120H262ZM262 121H260V122H262ZM36 122H35V124H36ZM41 122H42V121H41ZM41 122L39 121L38 124H37V126H35V127H37V129H36L35 127H33V128H35L36 130L40 129L41 126L38 127L39 123H40V125H41V124L44 125V123H41ZM87 122L89 123L90 121H89V120L86 121V124H87ZM91 122H92V121H91ZM91 122H90V123H91ZM115 122H116V121H115ZM115 122H114V123H115ZM130 122H131V121H130ZM141 122H142V121H140V125H142ZM160 122H161V121H160ZM172 122H173V120L170 121L171 125H169V126H172L173 123L177 124L178 121H177V122H173V123H172ZM179 122L181 123V121H179ZM179 122H178V123H179ZM185 122H186V121H185ZM200 122H201V121H200ZM209 122H210V121H209ZM222 122H223V121H222ZM224 122H225V121H224ZM226 122H227V121H226ZM242 122H243V121H242ZM260 122H259V123H260ZM0 123H1V121H0ZM14 123H13V124H14ZM22 123H19V125L22 124ZM24 123H25V122H24ZM84 123H85V122H84ZM84 123H83V124H84ZM90 123H89V124H90ZM99 123H100V122L95 123V125L97 124V130H98V131H99V129H101L99 132H100V135H102L103 132H106V131H104V130H107L106 128H108V127H105V129L102 130L104 127L101 126V127H102V128H101V127L99 126V125H100ZM106 123H107V121H106ZM138 123H139V122H138ZM152 123H153V120H152ZM155 123H156V122H155ZM166 123H167V122H166ZM168 123H169V121H168ZM180 123H179V124H180ZM215 123H216V121H215ZM215 123H214V124H215ZM217 123H218V122H217ZM232 123H233V122H232ZM244 123H245V122H244ZM257 123H258V122H257ZM259 123H258V124H259ZM262 123H263V122H262ZM2 124H3V123H2ZM11 124H10V125H11ZM13 124H12L11 126H14V125H15V124H14V125H13ZM25 124H27V123H25ZM67 124H63L62 126H64V127L61 126V127H62V128H60L61 130L64 128V129H63V132H64V130H65V126H66ZM89 124H87V125H89ZM91 124H93V122H92ZM91 124H90L88 127H91ZM98 124H99V125H98ZM109 124H108V125H109ZM116 124H117V123H116ZM156 124H157V123H156ZM163 124H164V123H163ZM175 124H173V125H175ZM179 124H177V125L179 126ZM182 124H183V123H182ZM182 124H180V125H181L180 127H182ZM185 124H186V123H185ZM192 124H193V123H192ZM207 124H208V123H207ZM230 124H231V123H230ZM240 124H242V123H240ZM240 124H239L238 126H240ZM19 125H18V124H17V126L15 125V126H16L17 128H19V130L21 131V132H19L18 129H17V130H16V131H18L17 134H19V133H21V134H22V133L25 134L26 131H28L29 129H30V130H29L28 132L31 131V133H32V128H29V127L27 126L29 129L26 130V128H25L26 125L24 126V125L22 124V126H21L22 128H23V126H24L25 129H24V128L22 129L21 127H19ZM28 125L31 127V124L28 123ZM45 125L47 126L48 124L45 123ZM68 125H67V126H68ZM71 125H72V124H71ZM74 125H75V124H74ZM87 125H85V126H87ZM93 125H94V124H93ZM101 125H102V123H101ZM118 125H119V124H118ZM118 125H117V126H118ZM140 125H139V126H140ZM148 125H149V123H148ZM151 125H153V124H151ZM157 125H158V124H157ZM161 125H162V124H161ZM161 125H160V126H161ZM177 125H176V126H177ZM188 125H189V123L187 122V126H188ZM190 125H191V123H190ZM193 125H194L195 127L197 126V125H195V124H193ZM193 125H192V126H193ZM215 125L218 126V124H215ZM0 126H1V125H0ZM33 126H34V124H33ZM46 126H45V127L42 126L43 128L41 127V129L43 130L44 128H46ZM67 126H66V127H67ZM75 126H76V125H75ZM75 126H74V127H75ZM78 126H77V130L81 128V127L78 128ZM98 126H99V127H98ZM104 126H107V125L105 124ZM115 126H116V125L114 124L113 127H115ZM149 126H150V125H149ZM158 126H159V125H158ZM176 126H175V127H176ZM184 126H186V125H183V128H182V129L179 127V129H181V131H183V130H184ZM192 126H191V127H192ZM198 126H199V125H198ZM224 126H225V124H224ZM224 126H223V127H224ZM82 127L84 128V126H82ZM88 127H85L84 129L86 130V128H88ZM109 127H110V125H109ZM175 127L172 126V129H174ZM209 127H210V126H209ZM220 127H222V125H220ZM226 127H227V126H226ZM234 127H235V126H234ZM240 127H241V126H240ZM258 127H260V126H258ZM0 128H1V127H0ZM2 128H4V127L2 126ZM47 128H48V127H47ZM71 128H72V126H71ZM71 128L68 127V131H67V128H66V131H65V132H67V133H66L65 135L68 134L69 129L72 130V135L74 134L75 131H77L76 128H73V129L75 130V131L73 132V129H71ZM98 128H99V129H98ZM150 128H151V127H150ZM168 128H169V127H168ZM189 128H190V127H189ZM192 128H193V127H192ZM199 128H201V127L199 126ZM199 128H198V129H199ZM211 128H215V126H214V127L212 126ZM235 128H236V127H235ZM261 128H262V127H261ZM14 129H15V128H14ZM14 129H13V130H14ZM60 129H59V130H60ZM84 129H83V130H84ZM94 129H96V126H95ZM94 129H93V130H94ZM116 129H117V128H116ZM118 129H119V127H118ZM122 129H123V128H122ZM176 129H177V128H176ZM203 129H206V131H207L208 128H207V127H204ZM215 129H216V130H219V129H221V128H219V126H218V127L215 128ZM215 129H214V131H215V133H216V130H215ZM229 129H231V128H229ZM23 130H25V133H24ZM88 130H89V131H90V130L92 131V127H91V129L88 128L87 131H88ZM119 130L121 131V128H120ZM185 130H186V129H185ZM191 130H192L191 128H190V129H187V131H189V133H190ZM195 130H196V129H195ZM195 130H194V128H193V131H191V132L193 133V132H195ZM225 130L228 131L226 128H225ZM225 130H224V131H225ZM233 130H235V129H233ZM242 130H243V129H242ZM0 131H1V130H0ZM8 131L11 133L10 130H8ZM14 131H15V130H14ZM14 131H13V132H14ZM16 131H15V132H16ZM22 131H23V132H22ZM38 131H39V130H38ZM38 131H35V134H34L35 138L38 137V136H36V135L38 134ZM95 131H96V130H95ZM98 131H96V133H97ZM120 131H119V132H120ZM176 131H178V130H176ZM208 131L211 132V131H213V129H211V131L208 129ZM208 131H207V132H208ZM220 131H221V130H220ZM220 131H218V132H220ZM222 131H223V130H222ZM230 131H231V130H230ZM235 131H236V130H235ZM235 131H234V132H235ZM3 132H4V131H1L0 133H3ZM28 132H27V133H28ZM40 132H41V130H40ZM40 132H39V135H40ZM42 132L44 133V131H42ZM42 132H41V133H42ZM46 132H50V131L48 130V131H46ZM60 132H62V131H60ZM79 132H80V131H79ZM79 132H77V133H75V134H78ZM99 132H98L97 134H99ZM101 132H102V134H101ZM108 132H109V131H108ZM122 132H124V131H122ZM143 132H144V131H143ZM154 132H155V129H154ZM169 132H170V131H169ZM185 132H186V131H185ZM185 132H184V133H185ZM203 132H204V131H203ZM203 132H202V133H203ZM228 132H229V131H228ZM234 132L232 131L231 133H230V132H229V133L233 135V138H235V137L237 138V136H234V134L237 135V134L234 133ZM236 132H237V131H236ZM238 132H239V131H238ZM238 132H237V133H238ZM247 132H248V131H247ZM27 133H26V135H24V138H25V139L27 138ZM33 133H34V131H33ZM33 133H32V135H33ZM52 133H53V132H52ZM57 133H58V132H57ZM57 133H56V134H57ZM106 133H107V132H106ZM106 133H104V134H106ZM110 133H114V132H110ZM127 133H128V132H127ZM150 133H151V131H150ZM179 133H180V132H179ZM195 133H196V132H195ZM199 133H200V132H199ZM199 133H197V134L199 135ZM204 133H206V132H204ZM212 133H214V132H212ZM225 133H226V132H224V134H225ZM233 133H234V134H233ZM249 133H250V132H249ZM254 133H255V132H254ZM256 133H257V131H256ZM23 134L21 135L22 137H20L19 140L22 138L23 141H25L24 138H23ZM29 134H30V133H29ZM50 134H51V132H50ZM69 134H70V132H69ZM87 134H88V133H87ZM97 134H95V135H97ZM118 134H121V133H118ZM118 134H117V135H118ZM153 134H154V133H153ZM168 134H170V133H168ZM171 134H173V132H172ZM180 134H181V133H180ZM187 134H188V133H187ZM206 134H207V133H206ZM217 134H218V133H217ZM224 134H222V135H224ZM250 134H251V133H250ZM258 134H259V133H258ZM258 134H257V135H258ZM1 135H2V134H1ZM1 135H0V136H1ZM3 135H9V133H8V134H7V133H6V134H3ZM3 135H2V136H3ZM11 135L13 136L14 134L12 133ZM19 135H20V134H19ZM30 135H31V134H30ZM48 135H49V133H48ZM53 135H54V134H53ZM53 135H51V136H53ZM59 135L61 136V134H59ZM83 135H84V134H83ZM90 135H91V134H90ZM109 135H110V134H109ZM184 135H185V134H184ZM190 135H191V134H190ZM190 135H189V136H190ZM203 135H204V134H203ZM210 135H211V134H210ZM214 135H215V134H214ZM214 135L212 134L211 137H210L209 135H208V136L210 137V139H211V138L213 139ZM227 135L229 136L228 138H229V140H230V135H229V134H227ZM245 135H246V134H245ZM2 136H1V138H2ZM9 136H10V135H9ZM25 136H26V137H25ZM34 136H33V137H34ZM62 136H63V135H62ZM73 136H74V135H73ZM86 136H87V135H86ZM102 136L104 137L105 135H102ZM102 136H101V138H102ZM106 136H107V135H106ZM106 136H105V137H106ZM128 136H129V135H128ZM171 136H172V135H171ZM177 136L179 137L178 134H177ZM182 136H183V135H182ZM182 136H180V137H182ZM192 136H193V135H192ZM199 136H200V135H199ZM201 136H202V135H201ZM201 136H200V137H201ZM206 136H207V135H206ZM215 136H216V135H215ZM250 136H251V135H250ZM252 136H253V135H252ZM259 136H260V135H259ZM261 136H262V135H261ZM3 137H6V138H7V139L2 138V139H4V140H8V139H10V137L8 138L7 136H3ZM14 137H15V136H13L12 139H10V140H13V139H14L13 142L15 141V138H14ZM28 137H29V135H28ZM30 137H31V136H30ZM30 137H29V138H30ZM33 137H32V138H33ZM54 137H55V136H54ZM97 137H98V135H97ZM124 137H125V136H124ZM178 137H176V138H178ZM200 137H199V139H200ZM203 137H204V136H202V138H203ZM224 137H226V136L224 135ZM1 138H0V141H1ZM71 138H72V137H71ZM71 138H70V139H71ZM75 138H76V136H75ZM85 138H86V137H85ZM101 138H100V139H101ZM114 138H116V137H114ZM174 138H175V137H174ZM183 138H185V137H183ZM202 138H201V139H202ZM231 138H232V137H231ZM236 138H235V139H236ZM238 138H239V137H238ZM238 138H237L236 140H238ZM249 138H250V137H249ZM22 139H21V140H22ZM49 139H51V138H49ZM90 139H91V138H90ZM96 139H97V138H96ZM110 139H111V138H110ZM154 139H155V138H154ZM186 139H188V138H186ZM186 139H184V140L186 141ZM201 139H200V140H201ZM204 139H205V137H204ZM204 139H203V140H204ZM206 139H207V138H206ZM206 139H205L204 141H206ZM208 139H209V138H208ZM208 139H207V140H208ZM215 139H216V138H215ZM241 139H242V138H241ZM244 139L247 140L246 137H245ZM257 139H258V138H257ZM259 139H260V138H259ZM4 140H2V141L4 142ZM29 140H30V139H29ZM31 140H32V139H31ZM33 140H34V138H33ZM76 140H77V139H75L74 142H76ZM83 140H84V139H83ZM86 140H87V139H86ZM101 140H102V139H101ZM101 140H100V141H101ZM156 140H157V142L159 141L157 138H156ZM161 140H162V139H161ZM165 140H166V139H165ZM178 140H179V139H178ZM200 140H199V141H200ZM203 140H201V141H203ZM250 140H251V139H250ZM96 141H97V140H96ZM111 141H112V140H111ZM117 141H118V140H117ZM163 141H164V140H163ZM170 141H172V140L170 139ZM179 141H180V140H179ZM195 141H196V140H195ZM201 141H200V142H201ZM217 141H218V139H217ZM244 141H245V140H244ZM244 141H241V142L239 141V144H242V142H244ZM254 141H255V140H254ZM6 142L8 143L9 141H6ZM13 142H12V143H13ZM20 142H21V141H20ZM26 142H29V141H27V139H26ZM35 142H36V140H35ZM74 142H73L72 144L74 145V147H76V145H75L76 143H74ZM109 142H110V141H109ZM167 142H168V141H167ZM180 142H182V141H180ZM206 142H208V141H206ZM213 142H214V139L212 140V145H213ZM215 142H216V141H215ZM227 142H228V141H227ZM247 142H249V141H247ZM251 142H252V141H251ZM259 142H260V141H259ZM4 143H5V142H4ZM7 143L4 145V147H3V145H2V147H3V151L5 150V151H4L5 153H8V151H7V148H8V147H7V146H9V144L7 145ZM22 143H23V142H21V145H23ZM33 143H34V141H33ZM92 143H93V142H92ZM96 143H97V142H96ZM107 143H108V142H107ZM170 143L173 144V142H170ZM176 143H177V142H176ZM186 143H187V145H188V144H189V141H187ZM192 143H193V142H192ZM203 143H204V142H203ZM203 143H200V144H203ZM209 143H210V140H209V142L207 143V144L210 146L211 144H209ZM229 143H230V142H229ZM1 144H3V143H1ZM18 144H19V143H18ZM72 144H71V145H72ZM78 144H80V143L78 142ZM114 144H115V143H114ZM123 144H124V143H123ZM123 144H122V145H123ZM160 144H161V142H160ZM168 144H169V143H168ZM182 144H183V143H181V144H179V145L182 146ZM217 144H218V143L216 142V146H217ZM219 144H221V142H220ZM239 144H238V147H241V146H243L245 143H244L243 145H239ZM259 144H260V143H259ZM6 145H7V146H6ZM13 145H14V144H13ZM19 145H20V144H19ZM19 145H17V147H18ZM21 145H20V148H21ZM71 145H70V147H71ZM73 145H72V146H73ZM80 145H81V144H80ZM80 145H78V146H80ZM97 145H98V144H97ZM127 145H128V144H127ZM144 145H145V144H144ZM158 145H159V144H158ZM184 145L186 146L185 143H184ZM184 145H183V147H184ZM196 145H197V144H196ZM204 145L207 146L205 143H204ZM212 145H211V147H212ZM227 145H228V144H227ZM246 145H247V144H246ZM249 145H250V144H249ZM5 146H6V147H5ZM15 146H16V145H15ZM124 146H125V145H124ZM124 146H123V147H124ZM129 146H130V145H128V148H133V149H134V147H132V146L129 147ZM136 146H137V145H136ZM145 146H146V145H145ZM171 146H172V145H171ZM191 146H192V145H191ZM223 146H224V145H223ZM229 146H230V145H229ZM231 146H233V145H231ZM247 146H248V145H247ZM247 146H244V147H247ZM251 146H252V145H251ZM263 146H264V145H263ZM17 147H14V148H17ZM81 147H84V146H81ZM86 147H87V144H86ZM86 147H85V148H86ZM99 147H100V146H99ZM126 147H127V146H126ZM126 147H124L123 149H125ZM188 147H189V149H190V146H189V145H188ZM213 147L215 148L214 145H213ZM213 147H212V149H211V148H210V149L213 150ZM218 147H219V145H218ZM218 147H217V149H218ZM238 147H236L235 149H233L234 151L231 150L232 147H231V149H229V150H231V151L233 152V154H236V153H237V155H238V152H239V151L235 152V150H236ZM244 147H243V148H244ZM248 147H249V146H248ZM255 147H256V145H255ZM14 148H13V149H14ZM65 148H66V146H65ZM65 148H64V149H65ZM67 148H69V147L67 146ZM72 148H73V147H72ZM135 148H136V147H135ZM159 148H161V147L159 146ZM176 148H177V151H178V148H180V147L178 146V147H176ZM181 148H182V147H181ZM193 148H194V150L196 149L195 147H191V149H193ZM207 148H208V147H207ZM219 148H220V147H219ZM222 148L224 149L225 147H222ZM243 148H242V149H243ZM253 148H254V147H253ZM253 148H252V149H253ZM78 149H80V148H78ZM83 149H84V148H83ZM97 149H99V148L97 147ZM121 149H122V146H121ZM123 149H122L121 153H122L123 151H125L126 153L130 152L131 155H132V153H133L134 151H135L134 153H136V150H134V151L132 152V150L129 149V151L127 152V151H126L127 148H126L125 150H123ZM141 149H142V148H141ZM170 149H172V147H171ZM173 149H175V148H173ZM173 149H172V152H174ZM182 149H183V148H182ZM189 149H187V150H189ZM217 149H216V151H217ZM246 149H248V148H246ZM258 149H259V148H258ZM258 149H256V150H258ZM0 150H1V149H0ZM8 150H9V149H8ZM21 150H22V149H20V152H19V150H18V152L21 153ZM65 150H66V149H65ZM69 150H70V148H69ZM69 150H68V151H69ZM71 150H72V149H71ZM112 150H113V149H112ZM116 150H117V149H116ZM175 150H176V149H175ZM179 150H180V149H179ZM183 150H184V149H183ZM219 150H220V149H219ZM219 150H218V151H219ZM221 150H222V149H221ZM238 150H239V148H238ZM250 150H251V149H250ZM253 150H254V149H253ZM259 150H260V149H259ZM3 151H2V153H3V155L5 156V154H4ZM15 151H16V149H14V151H12L11 153L14 154ZM72 151H73V150H72ZM101 151H102V150H101ZM103 151H104V150H103ZM109 151H110V150H109ZM109 151H108V152H109ZM138 151H139V150H138ZM153 151H154V150H153ZM161 151H163V150H161ZM185 151H186V150H185ZM189 151H190V150H189ZM189 151H188V152H189ZM191 151H192V150H191ZM191 151H190V152H191ZM214 151H215V149H214ZM218 151H217V152H218ZM231 151H227V152H231ZM243 151H245V148H244ZM248 151H249V150H248ZM248 151H247V153H248ZM9 152H10V150H9ZM16 152H17V151H16ZM62 152H63V151H62ZM62 152H61V153H62ZM64 152L67 153V151H64ZM74 152H75V151H74ZM74 152H71V153L73 154ZM115 152H116V151H115ZM167 152H169V151H167ZM180 152H181V150H180ZM186 152H187V151H186ZM188 152H187V157H188V158H186L185 156H181V155H180V157H181L182 159H183V157H185L186 159H184V160H180L179 162H181V161H186L187 159H189V156H190V157L193 156V153H194L195 151H193V153H189V155H188ZM212 152H213V151H212ZM220 152H222V151H220ZM220 152H219V153H220ZM234 152H235V153H234ZM256 152H257V151H256ZM11 153H10V155H11ZM65 153H62V154H65ZM83 153H84V152H83ZM85 153H86V152H85ZM117 153H118V152H117ZM138 153H139V152H138ZM146 153H147V152H146ZM154 153L156 154L155 151H154ZM169 153H170V152H169ZM177 153H178V155L180 154L179 152H177ZM213 153H214V152H213ZM213 153H212V154H213ZM215 153H216V152H215ZM244 153H245V152H244ZM263 153H264V152H263ZM16 154H17V153H16ZM22 154H24V153H22ZM22 154H21V155H22ZM25 154H29V153H25ZM36 154H37V153H36ZM36 154H35V155H36ZM69 154H70V153H69ZM96 154H97V153H96ZM112 154H113V153H112ZM151 154H152V153H151ZM157 154H158V152H157ZM174 154H176V153L174 152ZM181 154H183V153H181ZM190 154H191V155H190ZM195 154H196V155H195ZM195 154H194V155L197 156V152H195ZM216 154H217V153H216ZM221 154H222V153H221ZM231 154H232V153H231ZM241 154H242V153H240L239 155H241ZM248 154H249V153H248ZM255 154H256V153H255ZM6 155H7V154H6ZM10 155H9V156H10ZM18 155H19V154H17V156H18ZM29 155H30V154H29ZM70 155H71V154H70ZM79 155H80V154H79ZM99 155H100V154H99ZM107 155H108V153H107ZM128 155H129V154H128ZM131 155L127 156V154H126V159L128 160V157H129V160H130ZM138 155H139V154H138ZM145 155H146V154H145ZM184 155H185V153H184ZM219 155H220V154H219ZM237 155H236V156H237ZM242 155H243V154H242ZM242 155H241L240 157H243V156L245 157L246 153H245V155H243V156H242ZM258 155H261V154H258ZM263 155H264V154H263ZM9 156H5L4 159H8V160H9V158H10V159L15 160L14 158H12V157L15 156V154L12 155L11 157H9ZM68 156H69V155H68ZM68 156H67V157H68ZM72 156H73V155H72ZM72 156H71V157H72ZM75 156H77V154H76V155L74 154L73 157H75ZM93 156H94V155H93ZM95 156H96V155H95ZM95 156H94V157H95ZM113 156H114V155H112V158H113ZM124 156H125V154H124ZM141 156L143 157V154H140V155H139V157H141ZM170 156H171V155H170ZM195 156H194V157H195ZM200 156H201V155H200ZM203 156H204V155H203ZM203 156H201L202 158H200V160L202 159V161H206V163H207V164L209 163L210 165L208 164V166L206 167V166L204 165L205 162H202V165H200V166L202 167V166L204 165L205 167H204V166H203V167H204L205 169H206V168L208 169L209 166H212L213 164L211 165V162H209L210 159H209V158H208L209 160L207 159L208 156H207L206 158L204 157L205 160L203 159ZM216 156H217V155H216ZM221 156H222V155H221ZM226 156H227V155H226ZM229 156H230V155H229ZM229 156H228V157H229ZM231 156H232V155H231ZM6 157H9V158H6ZM33 157H34V160L37 161V158H38L39 156L37 157V155H36V157H35V156L33 155ZM33 157H32V159H33ZM42 157H44V156H42ZM62 157H63L64 159H67V157H66L65 155H62ZM65 157H66V158H65ZM71 157L69 156V157H68L69 160H68V159H67V160H68V161H70V160L73 161V160H75V158H76V157H75V158L72 157V159H71ZM104 157H105V155H104ZM121 157L125 159V157H123V154H122ZM136 157H137V153H136V155L134 154V156H132L133 159H135ZM142 157H141L140 159H142ZM149 157H150V159H151L152 156L150 155ZM166 157H167V156H166ZM171 157H172V156H171ZM197 157H199V156H197ZM232 157L234 158V156H232ZM1 158L3 159L2 155L0 156V160H2ZM24 158H25V157H24ZM35 158H36V159H35ZM78 158H79V157H78ZM82 158H83V157H81V159H82ZM84 158H85V157H84ZM84 158H83V159H84ZM88 158H89V157H88ZM147 158H148V157H147ZM155 158H156V156H155ZM175 158H176V157H175ZM181 158H179V159H181ZM191 158H193V157H191ZM191 158H190V159H191ZM214 158H215V157H214ZM256 158H257V157H256ZM258 158H259V157H258ZM60 159H61V157H60ZM79 159H80V158H79ZM89 159H90V158H89ZM93 159H94V158H93ZM126 159H125V160H126ZM136 159H137V158H136ZM138 159H139V158H138ZM140 159H139V161H135L136 163L139 162V163H138L139 166L142 165V163H141L142 160H140ZM145 159H146V156H145ZM150 159H148V160H150ZM158 159H159V157H158ZM193 159H194V158H193ZM195 159H196V158H195ZM195 159H194V160H195ZM218 159H219V158H218ZM221 159H222V158H221ZM231 159H232V158H231ZM240 159H242V158H240ZM246 159H247V158L245 157V160H246ZM249 159H250V157L248 158V160H249ZM261 159H262V158H261ZM20 160H22V159H20ZM57 160H58V159H57ZM57 160H56V161H57ZM94 160H95V159H94ZM129 160H128V161H129ZM155 160H156V159H155ZM194 160H193V162H194ZM196 160H197V159H196ZM213 160H214V159H213ZM237 160H238V162H241V161H239V159H237ZM243 160H244V158H243ZM256 160H257V159H256ZM5 161H7V160H5ZM18 161H19V160H18ZM40 161H41V160H39V161H37V162H40ZM45 161H46V158H45V160L43 159V164H41L42 167H43V165H44L43 170L46 169V168H45V167H46V164H44ZM61 161H62V160H61ZM65 161H66V160H63V162L65 163V166H64V165H63V166H64L65 169H66L65 174H66L67 177L65 176V174H64V175L58 174L59 176L61 175V178L58 176L61 180H59L58 177H56L57 175H56V176H55V175H54V176L49 175V173H50L49 171H50V170L47 169V170H48V171H47V172H48V176H49V177L51 176V178H52L53 180H55V181H52V179L48 177V178L50 179V182H51V181H52V182H55V183H56V186H57V185L59 186V188L57 187V188L59 189L58 191L61 192V197H59V198H57V199L54 198L55 200H52V202H50V203H52V204H50V206H49V208H51V212L54 213V214H53V217H54V215H55V217H54L55 220H56V221L58 220V221H57L58 224H56V225H55V223H57V222H55V220H54V224H53V225H54V227H55V226H56V227H55V228L52 227V229H56V228H58V227L60 228L59 225L62 223L61 221H63V220L65 221V220L67 219L68 221H66V222H68V224L71 223V222L74 224L75 221H76V223H77V222H78L77 220H79V217H78V219H75V220H74L75 216L73 215L72 206H71V205L74 204L73 206H74V211H75V208L77 209V206L79 205V203H78V204H77V203H74L75 200H74L73 202L71 201V200H73V199L76 198V197L74 198V196H73V195H75V194H73V190H75V187H77V186L74 187V185H73L74 189L71 190L72 187H70L69 190H67L66 195H67V193H70V192H71L70 194H68L71 198H70L68 195H67L66 197L63 196V195H65L63 191H65V190L68 188V185L71 186V183H70L71 181H69V179L66 180V178H68V176H69V178H70V175H67V173H68V171H69V172H72L71 170L75 168L74 161L72 162V164H74V166H73L72 164L69 165V164L66 163ZM76 161H77V160H76ZM76 161H75V162H76ZM80 161H81V160H80ZM106 161H108V160H106ZM110 161H111V160H110ZM112 161H113V160H112ZM112 161H111V162H112ZM122 161H123V159H122ZM145 161H146V160H144V162H145ZM160 161H161V160H160ZM160 161H159V162H160ZM191 161H192V159L190 160V164H193V162H191ZM198 161H199V160H198ZM207 161H208V162H207ZM210 161H211V160H210ZM230 161H231V160H230ZM253 161H254V160H253ZM253 161H252V164L254 163ZM7 162H8V161H7ZM28 162H29V161H28ZM33 162H34V161H33ZM46 162H48V159H47ZM50 162L53 164V163H55V160H52V161L49 160L48 163L50 164ZM63 162H62V163H63ZM70 162H71V161H70ZM85 162H87V161H85ZM93 162H94V161H93ZM95 162H96V160H95ZM108 162H109V161H108ZM116 162H117V161H116ZM129 162L131 163V161H129ZM129 162H126V161H125V163H129ZM135 162L133 161V164H134ZM144 162H143V163H144ZM188 162H189V161H187V163H188ZM233 162H234V160L232 161V163H233ZM235 162H236V161H235ZM256 162H257V161H256ZM0 163H5V162H3V160H2V162L0 161ZM9 163H10V162L7 163V164H8V167H9V165H10ZM13 163H16V162L13 161ZM56 163H57V162H56ZM91 163H92V162H91ZM91 163H90V164H91ZM105 163H107V162H105ZM105 163L102 162V164H104V166L102 165V167H104V168L108 171L110 167H109V168L105 167V166L107 165V164L105 165ZM140 163H141V164H140ZM148 163H150V162L148 161ZM151 163H153V162H151ZM181 163H182V162H181ZM183 163H184V162H183ZM183 163H182V164H183ZM185 163H186V162H185ZM187 163L184 165V167H185V166H186V167L190 166V165H188L189 163H188V164H187ZM200 163H201V162H199V164H200ZM215 163H217V161H216ZM236 163H237V162H236ZM250 163H251V159H250ZM5 164H6V163H5ZM66 164H67L68 166H66ZM77 164H79V163H77ZM83 164H84V163H83ZM85 164H86V163H85ZM94 164H95V163H94ZM94 164H93V165H94ZM111 164H112V163H111ZM116 164H117V163H116ZM155 164H157V162H155ZM160 164H161V163H160ZM177 164H178V163H177ZM207 164H206V165H207ZM240 164H241V163H240ZM242 164H243V163H242ZM254 164H256V163H254ZM1 165H2V166H0V167L3 168V165H4V164H1ZM13 165H14V164H13ZM23 165H24V164H23ZM33 165H35V164H33ZM80 165H81V164H80ZM96 165L99 167V166H100V165H99V162H98V164H97V162H96ZM120 165H121V164H120ZM120 165H119V166H120ZM126 165H127V164H126ZM134 165H135V164H134ZM136 165H137V164H136ZM136 165H135V166H136ZM148 165H149V164H148ZM194 165H195V164H194ZM194 165H192V168H191V166H190L191 169H190V170L188 169L189 172H190V171L192 172V169H193V166H194ZM234 165H235V163H234ZM238 165H239V163H237V166H238ZM250 165H251V164H250ZM250 165H249V167H250ZM11 166H12V165H11ZM11 166H10V167H11ZM15 166H16V165H15ZM15 166H13V167H15ZM26 166H27V165H26ZM30 166H31V165H30ZM51 166H52V165H51ZM51 166L49 165L50 168H51ZM54 166H55V165H54ZM54 166H53V167H54ZM69 166H71V167H69ZM76 166H79V165H76ZM83 166H84V165H83ZM94 166H95V165H94ZM107 166H108V165H107ZM132 166H133V165H132ZM135 166H134V167H135ZM139 166L137 165L136 167L139 168ZM145 166H146V165H145ZM224 166H225V165H224ZM239 166H240V165H239ZM241 166H242V165H241ZM243 166H244V165H243ZM252 166H254V165H252ZM252 166H251L250 168H256V170H257L258 167H256V165H255L254 167H252ZM257 166H258V165H257ZM13 167H12V169H10V170H13V169H14ZM36 167H37V166H36ZM40 167H41V166H40ZM42 167H41V168H42ZM47 167H48V164H47ZM49 167H48V168H49ZM56 167H57V166H55L54 168H56ZM68 167H69L70 169H68ZM73 167H74V168H73ZM79 167H80V166H79ZM129 167H131V166H129ZM129 167H128L127 169H129ZM186 167H185V168H186ZM212 167H214V166H212ZM221 167H222V166H221ZM262 167H263V166H262ZM262 167L260 166V169H261V170L258 168L257 171L260 170V171L262 172V173H261V174H262V177H264V176H263V175H264V172H263L264 170L262 171V169H263ZM2 168H0V170H2L3 172H2V171H0V172H2V173H4V174H5L6 172H7V173H11V175H12L11 177H12V178H10V176H9L10 174H8V177L10 178V179H8L7 176H6V177H7V178H6V177L4 176V174L2 175V173H0V175H1V179L3 180V178L5 177L6 180H7V179H8V180H13V174H14L13 171H14V170L11 171V172H8V170H9L8 168H7L8 170L6 169L7 171L5 170L6 167H5L4 169H2ZM24 168H25V167H24ZM41 168H39V169L41 170ZM61 168H62V167H61ZM91 168L93 169L92 171L95 172V171H94V170H95L94 168H96V167H92V166H91ZM100 168H101V167H100ZM104 168L102 169V172H103V173L100 171V169H98V171H100V172H97L98 175H101V174H102V175H101L102 177H100V176L97 175L98 178L100 177V179L103 178V175H104V176H109V175H110V174L108 175V172H107V174H104V173L106 172V171H105V172L103 171ZM111 168H112V167H111ZM117 168H118V166H117ZM137 168H136V169H137ZM140 168H141V167H140ZM142 168H143V167H142ZM145 168H148V167H145ZM174 168H175V166H174ZM179 168H180V167H179ZM179 168H178V169H179ZM219 168H220V166L217 167V169H219ZM222 168H223V167H222ZM247 168H248V167H247ZM250 168H248V169H250ZM79 169H80V168H79ZM121 169H123V168L121 167ZM124 169H125V168H124ZM131 169H133V168H131ZM131 169H130V170H131ZM136 169L134 168V171H135ZM175 169H176V168H175ZM194 169H195V167H194ZM194 169H193V170H194ZM196 169H197V168H196ZM223 169H224V168H223ZM223 169H221V170L223 171ZM227 169H228V168H226V170H227ZM239 169H240V168H239ZM54 170H56V172H58L57 169H54ZM54 170H53V171H54ZM59 170H60V169H59ZM62 170H63V169H62ZM77 170H78V169H77ZM88 170L90 171V169H88ZM115 170H116V168H115ZM115 170H114V172H115ZM144 170H145V169H144ZM200 170H201V169H200ZM209 170H210V168H209ZM212 170L215 171V170H216V167H215V170H214V168H213ZM212 170H210V171L212 172ZM235 170H236V169H235ZM254 170H255V169H254ZM4 171H6V172H4ZM38 171H39V170H38ZM44 171H46V170H44ZM75 171H76V170L74 169V172H75ZM86 171H87V170H86ZM110 171H111V170H110ZM119 171H120V170H119ZM119 171H118V173H119ZM122 171H123V170H122ZM122 171H121V172H122ZM139 171L142 172L141 169H140V170L138 169L137 171H135V173H136V172H139ZM177 171H178V170H177ZM207 171H208V170H207ZM207 171H206V173H207ZM222 171H220V169H219V172L222 173V174L219 173V175H217L218 173L216 174L215 172H212V173H211V176H212L213 174H216V175H214V178H216V177L218 176V178L215 179V180H218V179L220 178V175L222 176V175H223V172L225 173V170H224L223 172H222ZM228 171L230 172V170H228ZM240 171H241V169H240ZM40 172L43 173L42 170H41ZM47 172H44V173H43V176H41V177H42L43 179L45 178L46 181H49V179L47 180V176H46L47 174H45V173H47ZM63 172H64V170H63ZM63 172H62V173H63ZM76 172H77V171H76ZM93 172H92V173H93ZM127 172H128V171H127ZM143 172H144V171H143ZM147 172H148V171H147ZM186 172H188V171H186ZM201 172H202V171H201ZM250 172L252 173V171H250ZM250 172H249V174H251ZM12 173H13V174H12ZM78 173H79V172H78ZM82 173H83V172H82ZM86 173H88V172H86ZM95 173H96V172H95ZM109 173H112V171L109 172ZM118 173H117V174H118ZM145 173H146V172H145ZM202 173H203V172H202ZM202 173L199 174V175H201L200 177H203V176H204V177L206 178L207 175H205V173L202 175ZM231 173H232V174H230V175L233 176L234 173L232 172V170H231ZM236 173H237V172H236ZM240 173H241V172H240ZM240 173L238 172V174H240ZM243 173H244V171H243ZM253 173H254V172H253ZM253 173H252V175H253ZM53 174H54V172H53ZM55 174H57V173H55ZM69 174H70V173H69ZM76 174H77V173H76ZM123 174H124V173H123ZM136 174H137V173H136ZM136 174H135V175H136ZM140 174L142 175V173H139V175H140ZM166 174H167V173H166ZM166 174H165V175H166ZM172 174H173V173H172ZM172 174H171V175H172ZM191 174H193V176H195V175H194V174H195L194 172L191 173ZM191 174H190V175H191ZM208 174H210L209 171H208ZM228 174H229V173H228ZM238 174H236V176H237ZM245 174L249 176V174H247V172L244 173V176H245ZM254 174H255V173H254ZM258 174H259V173H258ZM34 175H35V174H34ZM41 175H42V174H41ZM44 175H45L46 177H45ZM72 175H73V174H72ZM78 175H79V174H78ZM78 175H77V177H78ZM84 175H85V174H84ZM95 175H96V174H95ZM95 175H93L92 177H94ZM118 175H119V174H118ZM121 175H122V174H121ZM121 175H120V176H121ZM128 175H129V173H128ZM128 175H127V176H128ZM169 175H170V174H169ZM169 175H168V176H169ZM171 175H170L169 177H171ZM179 175H180V173H179ZM184 175H186V174H184ZM226 175H227V173H226ZM234 175H235V174H234ZM35 176H36V175H35ZM64 176H65L66 178H65ZM74 176H76V175L74 174ZM79 176H80V175H79ZM97 176L94 177V178L96 179ZM113 176H114V173H113ZM113 176H112V177H113ZM115 176H116V175H115ZM115 176H114V178H116ZM124 176L126 177L125 174H124ZM137 176H138V174H137ZM168 176H164V177L166 178V177H168ZM191 176H192V175H191ZM209 176H210V175H209ZM211 176H210V177H211ZM215 176H216V177H215ZM244 176H242V179H243ZM250 176H251V175H250ZM253 176H254V175H253ZM255 176H256V174H255ZM258 176H261V175L259 174ZM258 176H257V177H258ZM2 177H3V178H2ZM62 177H64V178H62ZM81 177L83 178V176H81ZM84 177H85V176H84ZM89 177H90V176H89ZM122 177H123V176H122ZM130 177L132 178V176H130ZM139 177H140V176H139ZM169 177H168V178H169ZM181 177H182V176H181ZM196 177H199V176L196 175ZM200 177H199V178H200ZM204 177H203V179H204ZM223 177H225V175H223ZM246 177H247V176H245L244 178H246ZM257 177H256V178L254 177V179L259 181L260 178L258 177L259 179H257ZM262 177H261V179H260V180H261V181H260L261 183H263V180H264ZM32 178H33V177H32ZM78 178H79V177H78ZM86 178L88 179L87 175H86ZM98 178H97V179H98ZM107 178H108V177H107ZM107 178L104 177L105 181L107 182V183H106V182L104 181V183H106V185H107V187H108L109 189H107L106 186H104V187H106L105 190L107 189V191L111 189L110 192L108 191L109 196H111L110 194L112 193V191H113L115 194H117V193H119V192L122 193V192H121V191H122L121 189H120L121 191L119 190V192H115V191L117 190V187H118V186H117L118 184H117V185H115V184H116V182H118V181H117V180H114V182H113V180H111V179H114V178L109 179V178H110V176H109V178H108V179L110 180V182H109V180H108ZM165 178H164V179H165ZM192 178H194V177H192ZM211 178H212V177H211ZM214 178H213L212 180L214 181L213 184L215 185L216 182H215ZM237 178L239 179V178H241V176H240V177L238 176ZM237 178H236V179H237ZM252 178H253V177H252ZM252 178H248V179L246 178V181L248 182V181H252V180H253V181H252L253 185L251 184V182H250L249 184H248V183L245 184V182H243V180H242V182H241V179H239V181H238V179L235 180V177H234V181H235V182H237V181H238V182H241L239 185H241V184L243 183V184L241 185V188H242V186H244V187H249V189H251L250 187H253V186L255 187V186H256L255 183L258 182V181H257V182L254 181V179H252ZM1 179H0V180H1ZM18 179H19V177H18ZM64 179H65V180H64ZM83 179H85V178H83ZM87 179H85V180H87ZM89 179H90V178H89ZM89 179H88L87 181H89ZM97 179H96L97 182H96L95 184L99 185V183H98L99 181H98ZM128 179H129V178H128ZM178 179H179V178H178ZM207 179H210V178L208 177ZM232 179H233V178L231 177V180H230V181H233ZM251 179H252V180H251ZM262 179H263V180H262ZM2 180H1V182H2ZM6 180H5V181H6ZM14 180H15L14 182H16V185H15V183L13 184V181H10V182L7 181V182H9L10 184H11V182H12L11 185H12L13 188L16 190V188H18L17 184L21 186V184H22L23 182L20 184V183L17 182V181H18L17 178L14 179ZM16 180H17V181H16ZM85 180H84V181H85ZM102 180H103V179H102ZM119 180H120V177H119ZM121 180H122V179H121ZM121 180H120V183H122V181H123V180H126V179L124 178L122 181H121ZM168 180H169V179H168ZM168 180H167V181H168ZM170 180H171V179H170ZM191 180H192V179H191ZM195 180H196V179H195ZM199 180H200V179H199ZM201 180H202V179H201ZM226 180H229V179L226 178ZM3 181H4V180H3ZM5 181H4V182H5ZM28 181H29V180H28ZM59 181H60V182H59ZM66 181H68V182L66 183ZM81 181H83V180H81ZM81 181H79V183H80ZM92 181H93V179H92ZM126 181H127V180H126ZM126 181H123V183H122L121 185H123L124 182H126ZM129 181H131V180H129ZM161 181H162V180H161ZM193 181H194V180H193ZM197 181H198V180H197ZM197 181H196V183H197ZM210 181H211V179H210ZM221 181H222V180H221ZM230 181H229V182H230ZM72 182H73V181H72ZM76 182H77V181H76ZM76 182H75V183H76ZM94 182H95V180H94ZM108 182H109V183H108ZM112 182H113V184H112L113 186H112V185H109V184H111ZM168 182H169V181H168ZM177 182H178V181H177ZM182 182H183V181H182ZM182 182H180V183H182ZM189 182H190V181H189ZM205 182H206V181H205ZM207 182H208V181H207ZM211 182H212V181H211ZM238 182L236 183L237 185H238ZM260 182H259V185H260ZM2 183H3V182H2ZM55 183H54V184L51 183V184H53V185L55 186ZM68 183H70V184H68ZM81 183H82V182H81ZM81 183H80V184H81ZM85 183H86V181H85L84 183H82V184H85ZM89 183H90V184H89ZM89 183H88L87 185L93 186V184L91 183V181H90ZM126 183H128V182H126ZM138 183H139V182H138ZM144 183H145V182H144ZM175 183H176V182H175ZM186 183H187V182H186ZM208 183H209V182H208ZM224 183H225V182H224ZM226 183H227V181H226ZM226 183H225V184H226ZM5 184H6V183H5ZM25 184H26V183H25ZM46 184H47V183H46ZM80 184L77 183V185H79L78 187H81ZM102 184H103V183H102ZM140 184H142V183H140ZM140 184H139V185H140ZM169 184H170V183H169ZM169 184H168V185H169ZM182 184H183V183H182ZM192 184H195V182L192 183ZM257 184H258V183H257ZM0 185H1V184H0ZM3 185H4V184H3ZM11 185H10V187H11L10 189H12V186H11ZM28 185H29V184H28ZM31 185H32V184H31ZM53 185H51V186H53ZM60 185H61V186H60ZM75 185H76V184H75ZM103 185H104V184H103ZM108 185H109V186H108ZM114 185L116 186V189H115ZM119 185H120V184H119ZM148 185H149V187H152V184L150 185V183H149V184H147V186H148ZM154 185H155V184H154ZM157 185H158V184H157ZM162 185H163V184H162ZM162 185H161V186H162ZM178 185H179V184H178ZM184 185H185V184H184ZM187 185H188V184H187ZM198 185H199V184H198ZM214 185H213V186H214ZM217 185H218V183H217ZM237 185H236V186H237ZM7 186H9L8 183H7V185H6V188H7ZM14 186H15L16 188H15ZM54 186H53V188L51 187L53 190L56 188V187L54 188ZM84 186H85V185H84ZM111 186H112V187H111ZM123 186H124V185H123ZM125 186H126V185H125ZM125 186H124V187H125ZM141 186H142V185H141ZM144 186H145V185H144ZM147 186H146V187H147ZM174 186H175V185H174ZM213 186H212V187H213ZM215 186H216V185H215ZM226 186H227V185H226ZM0 187H1V186H0ZM3 187H4V186H3ZM28 187H29V186H28ZM28 187H27V188H28ZM82 187H83V186H82ZM87 187H88V186H87ZM87 187H85V188L87 189ZM95 187H97V186L95 185ZM95 187H94L93 189H95ZM98 187H99V186H98ZM102 187H103V186H102ZM104 187L101 188V190L104 189ZM153 187H155V186H153ZM153 187H152V188H153ZM171 187H172V185H171ZM176 187H177V186H176ZM179 187H180V186H179ZM181 187H182V186H181ZM217 187H218V186H217ZM220 187H221V185H220ZM222 187H223V186H222ZM222 187H221V188H222ZM254 187H253V188H254ZM1 188H2V187H1ZM4 188H5V187H4ZM20 188H22V186H21ZM23 188H24V187H23ZM27 188H26V189H27ZM113 188H114V189H113ZM120 188H121V187H120ZM152 188H150V189H152ZM158 188H159V186H158ZM160 188H161V187H160ZM162 188H163V187H162ZM164 188H165V187H164ZM164 188H163V189H164ZM213 188H214V187H213ZM218 188H219V187H218ZM224 188H225V187H224ZM224 188H222V189H224ZM231 188H232V186H231ZM231 188H230V189H231ZM238 188H240V187H237V188H235V189H236V191H238V193L240 194V191H241L240 189H241V188H240L239 190H238ZM260 188H263V187L261 186ZM79 189H80V188H79ZM79 189H78V190H79ZM81 189H83V188H81ZM89 189H91V188H88V190H89ZM93 189H91V193H93V192L96 191V193H94V195L91 194V195L94 197L95 194H96V196L98 195V193H97L98 188H97V190H94V191L92 192ZM99 189H100V188H99ZM153 189H155V188H153ZM153 189H152V190H149V191H150L149 193H150V196H151V197H153V194L156 192V189H155V191H154ZM175 189H176V188H175ZM182 189H183V188H182ZM222 189H221V190H222ZM226 189H227V188H226ZM226 189H225V190H226ZM233 189H234V188H233ZM235 189H234V190H235ZM249 189H248V190H249ZM0 190H1V189H0ZM2 190H3V188H2ZM4 190H5V189H4ZM6 190H7L8 192H11V191H9L8 188H7ZM15 190H14V191H15ZM43 190H44V189H43ZM84 190H85V189H84ZM88 190H87V192H90V190H89V191H88ZM165 190H167V189H165ZM180 190H181V189H179V191H180ZM209 190H210V189H209ZM214 190H216V191H214L215 193H214L213 191H211V192H213L212 194H217V193H219V195H218V196H219V199H220V202L218 201L219 204L221 203L222 200H225V198H226L225 201L227 202L226 204L228 205V203H229V202H228V201H229V198H228V197H229V196L227 197V194H230L231 192H230V193H226V192H223V191H224V190H223V191H222L223 194L220 195L221 192H218V190L216 189V187H215ZM14 191L12 190V193H9V194H12L11 197H12V196H13V198H14V197H17L16 192L19 193V196H21V195H20L21 190L18 189V190L15 192L16 195L13 193ZM19 191H20V192H19ZM23 191L26 192V190H22L21 193H23ZM55 191H56V189H55ZM69 191H70V192H69ZM80 191H81V190H80ZM107 191H106V193H107ZM153 191H154V192H153ZM159 191H160V190H159ZM159 191H157V192L159 193ZM168 191H169V188H168ZM175 191H176V190H175ZM177 191H178V190H177ZM177 191H176V192H177ZM181 191H182V190H181ZM219 191H220V190H219ZM262 191H263V190H262ZM262 191H261V192H262ZM0 192H1L0 194H2V191H0ZM45 192H46V190H45ZM48 192H49V191H48ZM59 192H58V193H59ZM62 192H63V194H62ZM84 192L87 193L86 191H84ZM101 192H102V191H100L99 194H100ZM147 192H148V191H147ZM147 192H146V193H147ZM157 192H156V194H157ZM166 192H167V191H166ZM216 192H217V193H216ZM75 193L78 194V191L75 190ZM104 193H105V192H104ZM104 193H102V195H103ZM114 193H112V195H114L113 197L115 198V194H114ZM123 193H124V192H123ZM161 193H162V189H161V192H160V196H161ZM238 193H237V194H238ZM241 193H242V192H241ZM244 193H245V192H244ZM263 193H264V191H263ZM263 193H262V194H263ZM4 194L6 195L7 193H4ZM4 194H2V196H3ZM13 194H14V195H13ZM23 194H24V193H23ZM51 194H54V193H51ZM59 194H60V193H59ZM59 194H57V195L59 196ZM80 194H83V195H84L83 197L87 198L86 196H87L88 194H90V193H87V195H85L84 193H81V192H80ZM147 194H148V193H147ZM147 194H146V195H147ZM151 194H152V195H151ZM156 194H154V195H156ZM164 194H165V193H164V191H163L162 196H163ZM167 194H168V193H167ZM167 194H166V196H167ZM177 194H178V193H177ZM179 194H180V192H179ZM179 194H178L177 196H179ZM225 194H226V195H225ZM232 194H233V195L230 194L232 197L237 195L235 192H233ZM234 194H236V195H234ZM7 195H8V194H7ZM47 195H48V194H47ZM102 195H101V196H102ZM118 195H119L118 197H120V194H118ZM158 195H159V194H158ZM158 195H156V196H154V197H157ZM182 195H183V194H182ZM185 195H186V194H185ZM242 195L244 196V194H242ZM8 196H9V195H8ZM8 196H7V198H8ZM62 196H63V198H68V197H69L68 200H70V201H68V200L66 199V200H67L66 202H69L68 204L66 203L67 205L64 204V203H65V202H64L65 200L63 201ZM75 196H77V195H75ZM78 196H79V195H78ZM81 196H82V195H81ZM81 196H79V197H81ZM88 196H89V195H88ZM98 196H99V195H98ZM104 196H106V195H104ZM107 196H108V195H107ZM162 196H161V197H162ZM197 196H198V195H197ZM197 196H196V197H197ZM214 196H215V195H214ZM218 196H216V198H217ZM237 196H238V195H237ZM243 196H242V197H243ZM263 196H264V194H263ZM0 197H1V196H0ZM79 197H78V198H79ZM90 197H91V196H90ZM93 197H92L91 199H93ZM102 197H103V196H102ZM102 197H101V199H102ZM116 197H117V196H116ZM200 197H201V196H200ZM238 197H239V196H238ZM244 197L246 198V196H244ZM17 198H18V197H17ZM46 198H47V197H46ZM72 198H73V199H72ZM88 198H89V197H88ZM103 198H105V197H103ZM109 198H110V197H109ZM114 198H113V199H114ZM148 198H149V197H148ZM164 198H166V197H164ZM178 198H179V197H178ZM180 198H181V197H180ZM207 198H208V196H207ZM245 198H241V199H243V200H241V199L238 200V201H243L242 203L244 204V206L247 205V202H248V200H249L248 198H247L248 200L245 199ZM258 198H259V197H258ZM9 199H10V198H9ZM18 199H20V198H18ZM24 199H25V198H24ZM76 199H77V198H76ZM81 199H82V198H81ZM98 199H99V198H97V200H96V199L94 198V199H93V202H94V200H96L98 203H100V202H101V203H104L103 205L101 204V205L103 206V207H102V206H101V207H102V209L105 208V206L108 204L109 199H108L107 203H105L106 201L103 202V201H104L103 199H102V201H101L100 199H99V200H98ZM116 199H117V198H116ZM149 199H150V198H149ZM152 199H153V198L150 199L151 202H152ZM154 199H155V198H154ZM173 199H174V198H173ZM230 199H232V198H230ZM262 199H264V198L262 197ZM25 200H26V199H25ZM25 200H24L25 203H24V202H21V201H19V200H18V201L21 202V203H24V204L27 206ZM36 200H37V199H36ZM39 200H40V199H39ZM58 200H59V201H58ZM60 200H61V201H60ZM89 200H90V198H89ZM150 200H149V201H150ZM160 200H162V198H160ZM166 200H167V199H166ZM181 200H182V199H181ZM245 200H247V202H246ZM251 200H252V199L249 200V202H250L249 205H250V204H253V203H251ZM2 201H3V200H2ZM2 201H1V202H2ZM22 201H23V199H22ZM33 201H34V200H33ZM43 201H44V200H43ZM53 201H54V202H53ZM83 201H84V199H83ZM86 201H87V203L89 202V203L92 204V202H91L92 200H91V201L86 200ZM96 201H95L94 204H95V205L97 204L96 206H99V207H100V204H98ZM99 201H100V202H99ZM110 201H111V200H110ZM114 201H115V200H114ZM153 201H154V200H153ZM156 201H157V199H156ZM169 201H170V200H169ZM177 201H178V200H177ZM254 201H255V200H253V202H254ZM260 201H261V200H260ZM260 201L258 200L257 202H259V203L263 202V200H262L261 202H260ZM1 202H0V206L2 207ZM7 202H8V200H7ZM9 202H10V201H9ZM19 202H17L18 205L20 204ZM37 202H39V201L37 200ZM63 202H64V203H63ZM71 202H72V204H71ZM76 202H77V201H76ZM79 202H80V201H79ZM112 202H113V201H112ZM140 202H142V201H140ZM151 202H149V203H151ZM167 202H168V201H167ZM231 202H232V201H231ZM245 202H246V203H245ZM10 203H11V202H10ZM28 203H29V202H28ZM40 203H41V202H40ZM82 203H83V202H82ZM84 203H86V202H84ZM89 203H88V205H91V204H89ZM109 203H110V202H109ZM170 203H172V202H170ZM179 203H180V202H179ZM212 203H213V202H212ZM214 203H215V202H214ZM240 203H241V202H240ZM24 204H23V206H22V205H20V206L24 207ZM75 204H76L77 206H75ZM94 204L91 205L92 208H91L90 206H87V204H86V205L83 204V205H84L85 207H87V208H90L89 210L87 209L88 211H93V210L98 209V207L96 208ZM105 204H106V205H105ZM113 204H114V203H113ZM113 204L111 203L112 206H113ZM141 204H142V203H141ZM153 204H155V203H153ZM232 204H233V202H232ZM254 204H256V202H254ZM28 205H30V204H28ZM45 205H47V204H45ZM45 205H42V206L44 207ZM48 205H49V204H48ZM48 205H47V206H48ZM81 205H82V204H81ZM81 205H80V206H81ZM163 205H164V204H163ZM163 205H162V206H163ZM176 205H177V204H176ZM178 205H179V204H178ZM222 205H223V204H222ZM233 205H235V204H233ZM258 205H260V204H258ZM258 205H257V206H258ZM263 205H264V202H263ZM37 206H38V204H37ZM47 206H45V207H47ZM84 206H83V207H84ZM112 206H111V207H112ZM149 206H150V205H148V209H147V207L145 206V207H146L145 209H147V210L150 209V210L153 212V210H152V209H153L152 205H151L150 207H149ZM171 206H172V205H171ZM179 206H180V207L182 206L181 203H180ZM224 206H225V205H223L222 207H224ZM244 206H240V205H239V207H241V208L244 207ZM250 206L253 207V205H250ZM257 206H256V207H257ZM11 207H12V206H11ZM16 207H18V206H16ZM83 207H78V208H83ZM101 207H100V208H101ZM108 207H109V206L107 205V208H106V209H108ZM164 207H165V206H164ZM168 207H169V206H168ZM180 207H178V209H179ZM183 207H184V206H183ZM216 207H217V206H216ZM256 207H253V208H252L253 210H252L250 207H248V209L250 208V210H252V211L254 212V215H253V216H254L255 218H256V216H257V218H258V215H257L258 213H257L256 211H254V208L256 209ZM259 207H260V206H259ZM262 207H263V206H262ZM5 208H6V207H5ZM5 208L3 207V208H2V211H3V209H5ZM14 208H15V207H14ZM151 208H152V209H151ZM224 208H226V206H225ZM241 208H240V210H241ZM0 209H1V208H0ZM7 209H10V207L7 208ZM7 209H6V211L4 210L5 212L2 213V214H1V212H0V214H1V215H4V214H6L7 211H9V213H10V210H12V209L7 210ZM46 209H47V208H46ZM84 209H86V208H84ZM91 209H93V210H91ZM102 209H101V210H102ZM106 209H103V210H106ZM112 209H114V207H113ZM112 209H111V211H112ZM155 209H156V208H155ZM164 209H168V208L165 207V208H163V210H164ZM170 209H171V208H170ZM226 209H227V208H226ZM229 209L232 210V208H229ZM233 209H234V208H233ZM236 209H237V207H236ZM236 209H235V210H232V211H234V213H237L238 210H236ZM248 209H247V206H246V210H247V211H248ZM261 209H262V208H261ZM261 209H259V210H260V213H261ZM14 210H15V209H14ZM14 210H12V211H14ZM18 210H20L19 213L21 214V209L18 208ZM32 210H33V209H32ZM55 210H56V212H55ZM57 210L60 211V212H58ZM79 210H80V209H79ZM81 210H82V212H83V211H87V210H83V209H81ZM99 210H100V209H99ZM99 210H98V211H99ZM109 210H110V209H109ZM109 210H108V211H109ZM140 210H141V209H140ZM150 210H149V211H150ZM161 210H162V209H161ZM163 210H162V211H163ZM172 210H173V209H172ZM179 210H181V213L186 211L185 208H184V210H183L182 207H181ZM224 210H225V209H224ZM230 210H229V211H230ZM243 210H245V208H243ZM243 210H242V212L239 211V212H240V215H241V213L243 214V215H241V217L239 216L238 213H237V214H234V213L232 212V214H231V215H232L231 218H232L233 216H235V215H238V216L240 217V219H239V218L237 219V218H236L237 216L234 217L233 219L236 218V219L239 221V220H241V218H244V216L247 215L246 213H248V215L251 213L250 211L247 212V211L245 210V211H246V212H245L246 215H244V213H243L244 211H243ZM12 211H11V213H12ZM16 211H17V208H16L15 212H16ZM33 211H37V210H33ZM38 211H39V210H38ZM47 211H48V212H46V214H45V212H42V214L47 215V213H48V214L51 213V212H50V209H48ZM65 211H70L71 216H70V214L67 215L68 212L65 214V216H66V215H67L68 217L70 216L69 219L72 218L73 220L71 219V221H70V220L68 219V217H65V216L62 214V213H65ZM76 211H77V210H76ZM113 211H114V210H113ZM149 211H148V213L151 214V211H150V212H149ZM164 211H167V210H164ZM170 211H171V210H170ZM170 211H168V212H170ZM225 211H226V210H225ZM227 211H228V209H227ZM229 211H228V212H229ZM257 211H258V210H257ZM15 212H13L12 214H14V215L17 214V215H16V218H17V219L14 217V215H12V216H13V219H14V218L16 219V221H17L18 218L21 217L22 215L24 216V218L27 217V216H25L26 214L29 213V215H30V216H28V218H26L25 220H24L23 216L21 217V218H23V220H22L21 218H19V220H20V221L22 220V222L19 223V224H21V227H18L17 225H19V224L15 223L16 226L18 227V228H17V231H19L18 229H20V230L22 229V227H23L22 225H23V224H24L25 226H28V224H29V222H30V219H32L33 222H35L34 224H36V222L38 223L40 220L42 221V222L38 223L39 225H40V224H42V225H40V226H39V225H36V227L39 226V227L43 228V227L45 226V227L48 229V230H47V229H44V228H43V230L45 231V233H47V231H50V232H51V229H49L50 226L48 227V226H47V223H45L46 225L43 224V222H46V221H44V218L41 217V215L37 214L39 217H38V220H36V219H37V216H36V219L34 218V217H35L34 215H35L36 213L33 214V212H32L31 210H30L29 212H28V211H25L26 214L23 212L21 216L19 215V213H15ZM31 212H32V215L34 216V217H32V218H30V217L32 216V215H31ZM94 212H96V211H94ZM179 212H180V211H179ZM255 212H256V213H255ZM9 213L7 212V215H8ZM11 213L9 214V215H10V218L12 217V216H11ZM55 213H57V214H55ZM59 213H61V214H59ZM74 213H76V212H74ZM78 213H79V212H78ZM109 213H110V212H109ZM112 213H113V212H112ZM164 213H165V212H164ZM58 214L60 215V217L58 216ZM152 214H153V213H152ZM154 214H155V212H154ZM169 214H170V213H169ZM255 214H256V216H255ZM1 215H0V216H1ZM7 215H6V216H7ZM62 215L64 216V218L61 217ZM248 215H247V217H248ZM260 215H261V214H260ZM260 215H259V216H260ZM72 216H73V217H72ZM79 216H80V215H79ZM84 216H86V215H84ZM126 216H127V215H126ZM126 216L123 215V217H122V215H121L120 218L123 219V220H125V217H126ZM174 216H175V215H174ZM182 216H184V214H183ZM185 216H186V218H187L188 215H185ZM249 216H251V214H250ZM263 216H264V215H263ZM40 217H41L42 219H40ZM57 217H58V219H57ZM81 217H82V216H80V220L82 219ZM86 217H87V218H90V217H88V216H86ZM128 217H129V216H127V218H126L127 220H126V221H128V219H129ZM137 217H138V216H137ZM155 217L157 218V216H155ZM188 217H190V216H188ZM247 217L245 218V221H244V222H246V224L244 223L245 225L243 224V225H244V226L242 225L243 227H245L247 224L250 223V222H249V221H250V219H249L250 217H248V218H247ZM254 217L251 216V218H253V219H254ZM261 217H262V216H261ZM261 217H260V219H261ZM1 218H2V216H1ZM59 218H62L63 220H62V219H59ZM92 218H93V217H92ZM130 218H132L131 220L134 221V223H133V221H131V220L128 221V223H129L130 226H131L132 223H133V224H136V223H137V222L135 223V220L133 219V217H130ZM140 218H141V217H140ZM158 218H159V217H158ZM158 218H157V220H158ZM163 218H164V217H163ZM163 218H162V219H163ZM186 218L184 217V218H183V221H185L184 219H186ZM13 219H9V220L14 221L15 219H14V220H13ZM27 219H28V220H27ZM34 219H35L36 221H34ZM39 219H40V220H39ZM84 219H85V218H84ZM97 219H98V218H97ZM169 219H170V218H169ZM172 219H173V218H172ZM178 219H179V218H178ZM190 219H191V218H190ZM190 219H187V221H185V222H188ZM246 219H247V220L249 219V220L246 221ZM258 219H259V218H258ZM262 219H264V217H262ZM26 220H27V222L29 221L28 224H27ZM32 220H31V221H32ZM59 220H61V221H60V224H59ZM80 220H79V221H80ZM86 220H87V219H85V221H86ZM95 220H96L95 217H94V220H91V222L94 221V222H93L94 224L92 223V224L94 225V227H96V225H97ZM136 220L139 221V219H136ZM140 220H141V219H140ZM179 220H180L179 222L182 221L181 219H179ZM212 220H213V219H212ZM217 220H218V219H217ZM217 220H216V221H217ZM237 220H236V221H237ZM16 221H14V222H16ZM20 221H19V222H20ZM23 221H25L26 224H25V222L23 223ZM64 221H63L62 225H65V222H64ZM81 221H84V220H81ZM126 221H124V222H125V224L123 223L124 225H128V223H126ZM169 221H170V220H169ZM171 221H172V220H171ZM173 221H174V219H173ZM175 221H176V220H175ZM213 221H215V220H213ZM234 221H235V220H234ZM252 221H254V220H252ZM258 221H259V220H258ZM262 221H263V222H262ZM10 222H11V221H9V225H10L9 227H2L3 224H0V225H1L0 228H2V229L4 230V232H3L4 234H3V233H2V229H0V233H1L0 235H4V237H6V238H7L8 236H10L11 233H12L13 231H16V230H14V229H16V228L13 227V226H14V222H12V223H10ZM17 222H18V221H17ZM97 222H99V221H97ZM122 222H123V221H122ZM165 222H166V220H165ZM167 222H168V220H167ZM176 222H177V221H176ZM190 222H192V219H191ZM190 222L188 223V226H189V227H191V226H190V224H191ZM197 222H198V221H197ZM202 222H205V221L203 220ZM217 222L219 223V221H217ZM220 222H221V220H220ZM239 222H241V221H239ZM239 222H238V224H239ZM248 222H249V223H248ZM72 223L69 224V225H72ZM76 223H75V225L69 226L68 229H70V228L72 227L73 229L75 228L76 230H78V232H77L75 229H74L73 231H71V230H69V231L66 230V231H68L70 234H71L72 232H75V231H76V233L81 234V238H82V240H81V238H80V240H79V241H80L79 243H81V244H79V245L81 246V247H79V251H81V248H82V251H83L84 248H85V245H86V242H85L86 240H85L84 238H87L88 236H91V237H92V235H91V234L89 235V233H88V231L90 232V230H88L87 233L85 232V230H87V229H86L85 226H84V233H85V235H87V236H85V235L83 234V232H80V230L78 229L79 227L83 226L84 224H82L81 226H79L78 228H76L78 225H80V224L77 225ZM79 223H82V222H79ZM130 223H131V224H130ZM153 223H154V221H153ZM168 223H169V222H168ZM173 223H174V222H173ZM182 223H184V222H182ZM194 223H195V222H194ZM200 223H201V222H200ZM215 223H216V222H215ZM221 223H222V222H221ZM221 223L219 224V226L217 225V226H218V229L220 228L221 231H223L222 229H224V228L227 229L228 231H229L230 229H232V228L228 227L229 225H228V226L226 225L227 227H226V226H225V227L222 226ZM223 223H224V222H223ZM226 223H227V222H226ZM226 223H224V224H226ZM242 223H243V221H242ZM257 223H258V222H257ZM257 223H256V225H257ZM261 223H264V220H260V224H261ZM30 224H31V223H30ZM30 224H29L28 227L32 228V224H31V225H30ZM95 224H96V225H95ZM98 224H99V225H102V224H100V223H98ZM171 224H172V223H171ZM171 224H170V225H171ZM185 224H186V223H185ZM185 224H182V225H185ZM195 224H196V223H195ZM197 224H199V223H197ZM197 224H196V225H197ZM228 224H229V223H228ZM235 224H236V223H235ZM235 224H234V225H235ZM11 225H12V227H11ZM49 225H50V224H49ZM99 225H98V226H99ZM103 225H104V223H103ZM107 225H108V224H107ZM110 225H112V224H110ZM129 225H128V227L130 228ZM161 225H162V224H161ZM165 225H166V224H165ZM165 225H164V226H165ZM167 225H168L169 227H172V228H173L172 225H171V226H170L169 224H167ZM167 225H166V226H167ZM176 225H177V224H176ZM176 225H175V229H177V228L179 227V225H177V227H176ZM182 225H180V226H182ZM186 225H187V224H186ZM186 225H185V226H186ZM196 225H195V226L193 225V226L195 227V229H196L197 226H200L201 224H199V225H197V226H196ZM205 225H207V226L209 225L208 228H210V224L205 223ZM232 225H233V223H232ZM239 225H241V224H239ZM252 225H253V227L255 226L254 223H253V224L250 223V227H249V228H246V229H248V230H249V229H252V228H253V227L251 228ZM263 225H264V224H263ZM3 226H8V225H3ZM19 226H20V225H19ZM25 226H24V228H23V229H25V230L22 229V232L19 231V233L21 232L20 234H22V233L25 232L26 229H27L28 232L26 231V233H28V234H25L27 237H26L25 235H24L25 237L23 236L24 233H23L22 235H20L18 232H15V233L19 234L20 237H21V236L23 237V238H22V239H23V242H24V238H25V243H26V244H25V243L23 244V245H26V246H24L25 248L22 246V241H21V239H20L19 241L21 242V246H22L24 252L26 253V249H27L28 253H30V250L32 249V248H31V246H32L31 243L35 241V238L38 239V237H36V236H37V234H36V233H37V231H36L37 228L35 227L36 230H35V228H32V229L34 230V232H31L30 229H28V227L25 228ZM42 226H43V227H42ZM57 226H58V227H57ZM105 226H106V225H104V228H102V229H103L102 231L107 230L108 233H109V232H110V231H109L110 229H112V228L114 229L113 225H112V227H110V228H109V227H105ZM162 226H163V225H162ZM162 226H161V227H162ZM166 226L163 227V228H166ZM185 226H182V227H185ZM201 226H202V225H201ZM201 226H200V227H197V231H198L199 233H201L200 231H201L202 229L207 230V228H206L204 225H203L204 228H202L203 226H202V227H201ZM214 226L216 227V225H214ZM214 226H213V223H212L211 227L214 228ZM220 226H221V227H220ZM230 226H231V225H230ZM258 226H259V223H258ZM10 227H11V228H10ZM39 227H38V230L40 229ZM63 227H65V226H62L61 229L58 228V229L53 230V231L56 233V235L61 234ZM131 227H132V228H130V229L128 230V232H129L130 234L133 232V229H135L136 226H133V225H132ZM133 227H134V228H133ZM141 227H142V226H141ZM153 227H154V226H153ZM182 227H181V228H182ZM189 227H188V229H189ZM223 227H224V228H223ZM236 227H237V224H236ZM236 227H235V229H236ZM243 227H242V229L240 228V230H243V231H244ZM246 227H248V226H246ZM259 227H260V226H259ZM5 228H8V229L10 228V229H12V232H11V230H9V231H10V232H9L8 229H7V231H6ZM13 228H14V229H13ZM65 228H66V227H65ZM72 228H71V229H72ZM96 228H97V227H96ZM106 228H108L109 230L106 229ZM172 228H171V235L174 234V236H172V237H173L175 240L178 239V240H181V241H182L183 236L186 237L187 235L190 234L189 237H191V235H192V238H193V239L195 238L193 241H195L196 238L198 237L197 235H201V237H202V235L205 234V232H204V234H198V232L195 231V232H197V234H196V236H195V235H193V234H195V233H193V234L191 233L192 231H191V232H188V233H189V234H188L187 231L185 230V233H187V234H186V235H183L184 233L182 234V232H184V230H181V233H180V228H179V229H178L179 232L177 233L178 230H175L176 233H174V232H175V231H174V228H173V230H172ZM185 228H186V227H185ZM185 228H183V229H185ZM200 228H202V229L199 231ZM216 228H217V227H216ZM255 228H256L259 232L261 231L260 233H262V230H259V228H257V227H254L253 229H255ZM261 228H263L262 225H261ZM32 229H31V230H32ZM81 229L83 230V227H82ZM113 229H112V230H113ZM139 229L141 230V228H139ZM168 229H169V228H168ZM210 229H211V228H210ZM246 229H245V230H246ZM253 229H252V230H253ZM43 230H41V231H43ZM59 230H60V233H58ZM131 230H132V232H130ZM137 230H138V229H137ZM152 230H153V229H152ZM165 230H166V229H165ZM192 230H193V229H192ZM211 230H212V229H211ZM213 230H215V228H214ZM232 230H234V227H233ZM232 230H230V233L232 232ZM237 230H238V228L236 229V231H237ZM257 230H256V231H257ZM35 231H36V232H35ZM53 231H52V232H53ZM66 231H64V229H63V232H62L63 235L66 233ZM92 231L95 232L94 229H93ZM97 231H98V228H97L96 232H97ZM107 231H106V232H107ZM147 231H148V230L143 231V233H144V232H147ZM203 231H204V230H203ZM203 231H202V233H203ZM224 231H225V230H224ZM238 231H239V230H238ZM243 231H240V232H243ZM6 232H7V234H5ZM52 232H51V233H52ZM64 232H65V233H64ZM136 232H137V231H136ZM136 232H135V231L133 232L134 237H135ZM162 232H163V230H162ZM162 232H161V233H162ZM172 232H173V233H172ZM210 232H211V231H210ZM214 232H215V231H214ZM246 232H247V231H246ZM252 232H253V231H252ZM252 232H250V233H252ZM9 233H10V234H9ZM39 233H40V230L38 231V236L40 235ZM45 233H44V234H45ZM91 233H92V232H91ZM129 233L127 234L128 237L130 236ZM137 233L142 234L139 230H138ZM147 233H148V232H147ZM149 233H150V232H149ZM165 233H166V232H165ZM167 233H168V232H167ZM212 233H213V232H212ZM230 233H229V234H230ZM254 233H255V232H254ZM13 234H14V233H13ZM78 234H77L76 236H78ZM94 234H95V233H94ZM94 234H93V235H94ZM102 234H104V232H102ZM102 234H100V236H97V237H100V238H102V239H104V238H106V237L108 238L107 233L104 234V237L101 236ZM169 234H170V232H169ZM175 234H176V236H177L178 234H181L182 236H181V235H180V236H177V237H180V238H177V237L175 236ZM207 234H208V233H207ZM217 234H220V232H218ZM221 234H222V233H221ZM221 234H220V235H221ZM232 234H233V233H232ZM232 234H230V235H232ZM244 234H246V233H244ZM7 235H8V236H7ZM29 235H30V236H29ZM42 235H43V232H42ZM67 235H68V234H67ZM171 235H170V236H171ZM209 235H210V234H209ZM224 235H225V234H224ZM238 235L240 236L239 233H238ZM238 235L236 234V237H237ZM241 235H242V234H241ZM249 235H250V234H249ZM252 235H253V234H252ZM254 235H255V234H254ZM13 236H14V235H13ZM59 236H60V235H59ZM59 236H56V237H58V238L61 240L62 238H60V237H62V236H60V237H59ZM79 236H80V235H79ZM82 236H83V237H82ZM137 236H138V234H137ZM137 236H136V237H137ZM141 236H142V235H141ZM167 236H169V235H167ZM212 236H213V235H212ZM216 236H218V235H216ZM228 236H229V235H228ZM263 236H264V233H263ZM263 236H262V237H263ZM0 237H1V236H0ZM4 237L2 236V237L0 238V242L2 241L1 239H4ZM10 237H12V236H10ZM10 237H8L7 239H9ZM14 237L16 238V234H15ZM14 237H13V238H14ZM20 237H18V238H20ZM64 237H66V236L64 235ZM91 237H90L89 241L92 239ZM132 237H133V236H131V238H132ZM189 237H188V236L186 237L188 241L186 240V238L184 239V240L186 241V245H185L186 247H187V245H188L187 242H188V243H192V242H193V241L189 240ZM201 237L199 236L198 238H201ZM242 237H243V236H242ZM242 237L240 236L241 239H242ZM253 237H257V234H256V236H252V237L250 236V238H248V239L251 240V238H253ZM15 238H14V239H15ZM41 238H42V237H41ZM76 238H78V237H76ZM100 238H98V241H100V242H99V244H97V246H96L97 249L100 248V247H98V245L101 246V247H103V246L100 245V244H103V242H104V240H105V239H104V240L101 239V240H102V243H101ZM129 238H130V237H129ZM138 238H140V235L138 236ZM181 238H182V239H181ZM192 238H190V239H192ZM204 238H205V236L202 237L203 240H204ZM208 238H210V237H208ZM208 238H206V241H207ZM211 238H212V237H211ZM211 238H210V239H211ZM217 238H218V237H217ZM240 238H239V239H240ZM245 238H247V237H245ZM245 238L243 237V239H242V241L244 242V243L242 244V248H243V247L248 248V246H245V245H246L245 243L249 244V241H248V239H245ZM259 238L261 239V243H262V239L264 240V238H261V237H259ZM10 239H11V238H10ZM14 239H12L13 243L11 242L10 246L7 245V244L10 243V241H6V239L3 240L4 242L2 241L1 244L5 243V241H6L7 244H6V243H5V244H6L7 247H6L4 244H3V245L7 248V250H6V248H4L3 246H1V247H3V248H1V250L4 249L5 254H7L8 251H9V252L11 251V252L8 253V255L3 254L2 251L0 252V253L3 254V256H2V254H1V256H0V264H14V263H15V264H40V263H38V262H40L39 259H42L43 256H44L43 259H45V261H44V260H43V261L41 260V261H42L43 263L45 262V263H47V264H50L49 262H50V260H52V259L50 258V260H49V256H50V253L53 252V249H54V247L52 248L53 245H52L51 247H49V249L52 248L50 252H47V251L49 250L48 248L46 249L47 251L45 250V251H46L45 253H47V254H46L47 257L45 256V253H43V252H41L42 254H44L43 256H42L41 254L38 255V253L40 252V250H39V252H37L36 250H34L33 253H32V250H31V254L34 255V254L37 253V254L34 255V256H37V255L39 256V257H37V259H38V262H37V260L32 261V260H34V259H32V258H35L33 255L31 256V259H30V256H29V255H31V254L28 255V254L26 253L28 256H26V254H24V256H23V254L20 255V254H19L20 252H21V253H24V252H22V251H17L18 249H19V250H22V248L20 249L21 246H19L18 249H17V247H14L15 249L12 248V247H11L12 245H17V246L19 245V244H18L19 241H18V243H16L17 241H15ZM63 239H64V238H63ZM78 239H79V238H78ZM78 239H77V241H76L77 243H78ZM83 239H84L85 241H84ZM95 239H97V238L94 236V238H93L94 242L92 243L93 240H91L90 245H89V247H88L89 250H90V248L93 249V248L95 247V244L97 243V242H96L97 240L95 241ZM135 239H137V238H135ZM168 239H170V238H168ZM168 239H166V240L168 241ZM215 239H216V238H215ZM236 239H237V238H236ZM241 239H240V240H241ZM244 239L247 240V242H245ZM255 239H256V238H255ZM255 239H254L253 241H255ZM260 239H259V240H260ZM17 240H18V239H17ZM60 240H59V241H60ZM127 240H128V239H127ZM133 240H134V239H133ZM133 240H131V241H133ZM141 240H142V238H141ZM178 240H177V242H178L177 247H178V245H179V243H180L179 247H183V248H184L185 246H184L183 244H182V246H181V241H178ZM184 240H183V241H184ZM203 240H202V241H203ZM234 240H235V238H234ZM257 240H258V239H257ZM61 241H62V240H61ZM131 241H130V240L127 241V242H128V243H127L128 246L130 245L129 243H130ZM134 241H135V240H134ZM164 241H165V240H164ZM169 241H170V240H169ZM190 241H191V242H190ZM231 241H233V240H231ZM237 241H238V239H237ZM76 242H75V244H76ZM165 242H166V241H165ZM197 242H198L200 245H197V244H196ZM197 242H193V243H195L196 246H202V244L205 243V242H203V243L201 242V243H200L199 240H197ZM211 242H212V241H211ZM238 242H239V245H241V244H240V241H238ZM255 242H256V241H255ZM255 242H254V243H255ZM263 242H264V241H263ZM14 243H15V244H14ZM82 243L84 244V246L82 245ZM88 243H89V242H88ZM91 243H92V244H91ZM94 243H95V244H94ZM125 243H126V242H125ZM135 243H136V242H135ZM135 243H134V244H135ZM161 243H164V242L161 241ZM228 243H229V242H228ZM228 243H227V244H228ZM231 243H232V242H231ZM235 243H236V242H235ZM235 243H234V245H233V243H232L231 245H233V246H231V245H230V246H231V247H234V246L236 247V244H235ZM241 243H242V242H241ZM251 243H252V241H251ZM251 243H250V244H251ZM254 243H253V246H254ZM72 244H73V243H72ZM132 244H133V242H132ZM134 244H133V245H134ZM167 244H168L167 242L163 244V245H165L164 248L167 247V246H166ZM173 244H174V243H173ZM184 244H185V243H184ZM214 244H215V243H214ZM224 244H225V243H224ZM244 244H245V245H244ZM30 245H31V246H30ZM76 245H78V244H76ZM79 245H78V246H79ZM93 245H94V247H93ZM111 245H113L112 242H111ZM122 245H123V244H122ZM122 245H121V246H122ZM127 245H125L126 248H127ZM135 245H136V244H135ZM138 245H139V243H138ZM141 245H142V243H141ZM146 245H147V243L145 244V246H146ZM192 245H193V244H192ZM192 245H191V249H192V247L194 246V245H193V246H192ZM219 245H220V244H219ZM221 245H222V244H221ZM225 245H226V244H225ZM228 245H229V244H228ZM239 245H238L237 247L240 248ZM243 245H244V246H243ZM263 245H264V244H263ZM8 246L11 247V248L9 249ZM29 246H30V248H29V250H28V248H26V247H29ZM68 246H69L68 248H67V245H65V247H64V248H65L64 250H65V253H66V254L64 253V254H65V260H64V259H63V261L61 260V256L64 257V255L62 254V252H64V250L61 251V254H59V253H60L59 250L61 249V247H60V248H59V247H56V248H58V249H57V251H55L56 253L53 252V253L51 254V257H52V255H53V257H54V254H55L56 257H57V255H58L59 260H60L61 262H64V264L66 263L65 261H67L69 264H72V263L74 264V259H76L77 256H78V254H79V253H78L79 251H78V249H77L78 247L76 246V249H73V248H70L71 245L68 244ZM73 246H74V245H73ZM82 246H83V247H82ZM90 246H91V247H90ZM118 246H119V245H118ZM121 246H120V249L123 248V246H122V248H121ZM143 246H144V245H143ZM148 246H149V244H148ZM158 246L160 247V245H158ZM173 246H174V245H173ZM188 246H189V245H188ZM205 246H206V245H204V248H205ZM213 246H214V245H213ZM216 246H217V245H216ZM216 246H215V247H216ZM249 246H250L251 248L253 247L252 244L249 245ZM260 246L262 247V245H260ZM71 247H72V246H71ZM96 247H95V248H96ZM113 247H114V245H113ZM136 247H137V245H136ZM168 247H169V245H168ZM170 247H171V246H170ZM177 247H176V251L174 252V254H179V255L182 254V255H183V253H181V251H182V252H185L186 247L183 249L184 251H183V250H180L179 247H178L179 249H177ZM207 247H209V246L207 245ZM217 247H218V246H217ZM237 247H236V248H237ZM250 247H249V248H250ZM255 247H256V246H254L253 248H255ZM56 248H55L54 250H56ZM74 248H75V246H74ZM88 248H87V250H86L87 252L89 251ZM95 248H94V249H95ZM117 248H118V247H117ZM117 248L115 247L114 250H116ZM131 248L134 249L135 247H133V246L131 245ZM138 248H140V247H138ZM145 248H146V247H145ZM145 248H144V249H145ZM148 248L150 249V247H148ZM148 248H147V250H148ZM188 248H190V247H188ZM193 248H194V247H193ZM199 248H202V247H199ZM221 248H222V247H221ZM221 248H220V250H222L224 247H223L222 249H221ZM227 248H228V246H227ZM229 248H230V247H229ZM249 248H248V250H249V252H250L253 248H252L251 250H250ZM8 249H9V250H8ZM12 249H13V250H12ZM62 249H63V248H62ZM62 249H61V250H62ZM67 249H68V250L71 249V251H67ZM72 249H73L75 252L78 251L77 254H76ZM92 249H91V250H92ZM94 249H93V251L90 250L89 253H92V255H93V254L95 255V254L97 253L98 257H100V256H99L100 254H98V252L100 253V251L97 250L98 252H96V250L94 251ZM101 249H102V248H101ZM104 249H105V248H104ZM104 249L101 251V254H102V252H104ZM107 249H112V248L109 247V248H107ZM118 249H119V248H118ZM127 249H128V248H127ZM136 249H137V248H136ZM151 249H152V248H151ZM151 249H150V250H151ZM202 249H203V248H202ZM202 249H200V250H202ZM205 249H206V248H205ZM211 249L214 250V248H211ZM230 249H231V248H230ZM232 249H234V248H232ZM261 249H262V248H261ZM177 250H179V252H178ZM209 250H210V249H209ZM216 250H217V249H216ZM258 250H259V247H258ZM12 251H14L13 254H15L16 251H17L16 255L18 254V255H17L18 258H21V257H19V256H22V258H24V259L27 257V260H24V261H20V259L17 260V259H16L17 256H15V255H14V257L12 256V259L15 258V259H13L14 261L16 260L15 262H13L12 260H8V258H10L9 255L11 256V254H12ZM35 251H36V252H35ZM41 251H43V250H41ZM72 251H73V252H72ZM107 251H108V250H107ZM111 251H112V255H113V254L116 255V253H120V252H118V251H122V253H120V254L117 255V256H120L121 254L127 252L128 250H127V251H125V250H123V249H122V250H118V251L116 250L115 253H113V250H109V251H108V252H109L108 255H109V254L111 255ZM136 251H140V250L137 249ZM136 251H135V249L133 250L134 254H136V253H135ZM218 251H219V250H218ZM218 251H217V252H218ZM223 251H224V250H223ZM253 251H254V249H253ZM259 251H260V250H259ZM262 251H263V250H262ZM6 252H7V253H6ZM57 252H58V253H57ZM87 252H86V254H87ZM93 252H95V253H93ZM129 252H131V250H129ZM143 252H144V251H143ZM186 252H187V251H186ZM204 252H205V251H204ZM206 252H207V251H206ZM213 252H215V251H213ZM217 252H216V253H217ZM220 252H221V251H220ZM74 253H75V254H74ZM80 253H81V252H80ZM89 253H88V254H89ZM106 253H107V252L105 251V254L103 253L104 255L102 254V255H101V258H104L103 256H105L104 259L107 260V256H106L107 254H106ZM127 253H128V252H127ZM146 253H147V252H146ZM207 253H208V252H207ZM250 253H251V252H250ZM252 253H253V252H252ZM260 253H261V252H260ZM56 254H57V255H56ZM84 254H85V253H84ZM84 254H83V256H84ZM138 254H139V252H137V255H138ZM147 254H148V253H147ZM147 254H146V255H147ZM163 254L168 255V254L165 253V252H164ZM163 254H162V255H163ZM184 254H185V255H184V258H186L187 253H184ZM188 254H189V253H188ZM204 254H205V253H204ZM210 254H211V253H210ZM219 254H220V253H219ZM254 254H255V252H254ZM262 254H263V253H262ZM59 255H60V256H59ZM74 255H75V256H74ZM89 255H90V254H89ZM125 255H126V256H125ZM129 255H130V256H129ZM131 255H132V254L130 253V254H124L123 256H125V257L128 259V261H130V260L134 259L133 256H131ZM149 255H151V254H149ZM206 255H207V254H206ZM213 255H214V253H213ZM215 255H216V254H215ZM4 256H5V257H8V258L5 259V258H3ZM80 256H81V255H80ZM95 256H96V255H95ZM117 256H116V257L113 256V259H114V260L112 259V256H111V257H108V258H111V260H113V261L116 260L115 262L119 261L121 258H122V260H123V256H122V255H121V258L119 257V259H117V258H118ZM127 256H128V257H127ZM164 256H165V255H164ZM169 256H170V255H168L167 257H169ZM203 256H204V255H203ZM208 256H209V255H208ZM208 256H206V257H208ZM210 256H211V255H210ZM219 256H220V255H219ZM219 256H217V257H219ZM28 257H29V259H28ZM58 257H57V259H58ZM63 257H62V258H63ZM74 257H75V258H74ZM90 257H91V256H89V258H90ZM98 257H94V256H93V257H91L92 259L90 258V259L92 260V263H93V264L96 263V262H95L96 259H97V262H98V263L100 262L99 264H102V263H103L104 260L101 259L102 262H101V261H98V260H100V259H98ZM114 257H115L116 259H115ZM129 257H132V258L129 260ZM135 257H136V255H135ZM162 257H163V256H162ZM162 257H161V258H162ZM204 257H205V256H204ZM22 258H21V260H23ZM66 258H68V260H69V258H70L71 261H70V260H69V261L66 260ZM71 258H72V259H71ZM78 258H79V260H78ZM78 258H77L76 262H77V261H79V262H77V263L75 262V264H78V263L83 264L84 262L82 263V262H81L82 260H83V261L85 260V261H86L85 263L87 264L86 256H85V258L82 257V259H81V257H78ZM83 258H84V259H83ZM87 258H88V257H87ZM95 258H96V259H95ZM126 258H124V259H126ZM140 258H142V257L140 256ZM211 258H212V257H211ZM10 259H11V258H10ZM35 259H36V258H35ZM46 259H47L48 262L46 261ZM57 259L55 258L56 261H57ZM90 259H88V260H89V263L91 262ZM138 259H139V257H138ZM170 259H171V258H170ZM204 259H205V258H204ZM206 259H207V258H206ZM53 260H54V258H53ZM53 260H52V261H53ZM59 260H58V261H59ZM106 260H105V261H106ZM134 260H135V259H134ZM134 260H133V262H134ZM140 260H141V259H140ZM161 260H162V259H160V261H161ZM165 260H166V258H165ZM165 260L162 261V263L164 262L163 264H165V262H166ZM11 261H12V262H11ZM52 261H51V262H52ZM58 261H57V262H58ZM60 261H59V262H60ZM72 261H73V262H72ZM93 261H94V262H93ZM113 261H112V262H113ZM123 261H125V260H123ZM123 261L120 260V263H116V264H121V262H122L123 264H127V263H126L127 261H125V263H124ZM171 261H172V260H171ZM207 261H208V259H207ZM210 261H211V260H210ZM36 262H37V263H36ZM61 262H60V264H62ZM108 262H109V261L107 260L106 263L109 264ZM112 262H110V263H111V264H115V262H113V263H112ZM140 262H142V261H140ZM208 262H209V261H208ZM43 263H41V264H43ZM68 263H66V264H68ZM85 263H84V264H85ZM92 263H90V264H92ZM98 263H96V264H98ZM106 263L104 262V264H106ZM131 263H132V262H131ZM136 263L138 264V262H136ZM168 263H169V260H168ZM128 264H130V263H128ZM132 264H135V262L132 263ZM139 264H141V263H139Z\"/></svg>", "mask_w": 264, "mask_h": 264}]
</instances>
